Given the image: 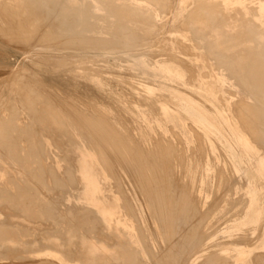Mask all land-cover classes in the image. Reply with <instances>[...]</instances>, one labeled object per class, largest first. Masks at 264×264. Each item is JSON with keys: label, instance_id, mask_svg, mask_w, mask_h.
<instances>
[{"label": "rangeland", "instance_id": "obj_1", "mask_svg": "<svg viewBox=\"0 0 264 264\" xmlns=\"http://www.w3.org/2000/svg\"><path fill=\"white\" fill-rule=\"evenodd\" d=\"M2 1V0H1ZM0 1V2H1ZM4 1V0H3ZM2 1V2H3ZM6 1V4H8L7 6H6V4H4L5 6H6V8H5V6H3V7H0L1 8V10H0V12H2L1 14H3V13H5V15H6V17H5V15L3 16H1V14H0V16L1 17H5L4 19L3 18H0V22H1V24H0V34H1V38H0V103H2V104H0V128L2 127V122L4 121V123L5 124H9L8 125V127L10 128V129H13V128H15L12 132H11V137H13V138H10V137H8V136H6L5 135V132L3 131V130H5V129H3V127H2V132L4 133V139L6 140L7 139V142H9V140L11 139V140H13V141H10L11 143L10 144H13V142L14 143H16V142H18V143H20V144H18L17 145V147L16 146H14V148L16 147V151H18V152H16V153H19V155H20V157H21V159H23L24 160V158H26V159H28V162H30V164L27 162V160L25 159L24 161L22 160V163H24V164H19V162H14V160L12 159V161H10L9 163L10 164H15V165H13V167H11L10 165H8V162H6V161H4L3 162V160H2V156L0 157V162L1 163H3V164H5L6 165V169H7V171L9 172L8 173V175L6 176V177H4V178H2L1 180H0V211L2 212H0V226L1 227H9V226H11V225H13V224H15L16 223V227L14 226H12V227H9V228H12V230H13V228H15L14 230H13V232L12 233H15V231H16V233H17V231L19 232V233H17V235L15 234H12V235H10L9 233H8V231H7V235L4 237V235H3V239H2V243L4 244L5 243V245H7L6 244V242H8V244H9V240L10 239H15L16 240V238H18L19 239V237H20V239H19V241H20V244H19V241H18V239L16 240L17 241V243L19 244L18 245V247L16 246L15 247V244H17L16 243V241H14L13 243H12V245L11 246H13V251H9V252H6L7 253V255H5L6 253H4L3 251H0V264H36V263H39V264H42L43 262H44V260H42L43 259V257H45V259H46V262H48V263H50V264H55V262H53V260H52V258H51V252L49 251V249L48 248H46V246L45 245H47L48 244V242H49V240H52L53 241V237H49V235H52V236H55V235H57V236H55L54 237V241H55V239L57 238V237H59L60 235H61V233H68L69 231H70V229L69 228H71L72 226V228H71V230L72 229H75V228H77L76 230H77V232H79V230H80V234H82V235H85V234H87L88 232H91L90 234H89V236L90 235H92V236H94L95 235V237H93L92 238V236L91 237H89L88 236V234H87V236L89 237V239L88 238H86V237H84L83 238V236L82 235H80L81 237H79V236H77V235H79V233H77V232H75L76 234H75V237L73 238L72 237V239H73V241H75V239L77 238V239H79L80 240V238H82L80 241L82 242L83 241V239L85 240L84 242L86 243V239H87V243H86V245H84L83 243L84 242H80L79 240H76L75 241V243L73 242H69V243H71L72 244V246H70V245H67L66 247H69L70 246V248L71 247H75V248H77V246L76 245H84L82 248H84V249H86V248H88L89 246V244H91V245H93V243L92 242H96L98 239V236H99V241H101L100 242V244L103 246H101L100 244L98 245V249H99V247H100V249L102 250V252L100 251V250H98L97 251V249H96V252H97V254L99 255V258L101 259V261H102V264L103 263H108V264H112L113 263V259L117 256V252L116 251H119V249H118V247L117 246H115L114 244H116V243H114V242H116L115 241V239L116 238H113V235L112 236H110V235H107L108 233H104V230H103V228H102V226H101V224L100 223H98V221L96 222V224H95V221L94 220H92V219H88V221H94V224L96 225H94L93 223H91V222H89V223H86L85 221V223H86V225H84L85 223H79V222H81V221H79L78 222V225L76 224V222H77V220H76V222H73V221H71L70 219H68V220H65V219H63L64 221H62V220H59V219H57V218H55L56 220H58V221H56L55 219H52V217L54 218V214L55 213H57V215H59L60 213H59V210L61 209H63L64 207H65V205L63 204L64 202H63V197H65V195H67L69 198H71L70 197V195H68V194H65V192L66 191H68V190H73L74 189V187L72 188V186L70 185V186H65V185H62L61 187H62V189H61V187L60 186H58L57 184L55 185L54 183H56V180L58 179V181H60V182H63V179H64V182L63 183H65L66 181H67V179H68V176L70 175L68 172L70 171V169H72V165H71V163L69 164V160L67 161V160H65L64 161V159H66L65 157H67L68 158V156H67V153H66V150H64V147H65V149H67L66 148V146L68 147V145L67 144H69V143H73L74 141L76 142V141H78V140H76V139H78V137H77V134H76V132L75 131H78L79 130V125L78 124H76V125H72V128H71V122H70V117H71V120H74V119H79V117L82 115V117H80V119L79 120H81L82 118H84V116H85V122H86V124L87 125H81V128H80V131L81 132H83V133H86V132H88V130H89V132L88 133H90V134H92L93 135V132H91L90 131V129H92V131L95 129V127H94V125L96 126V124L95 123H92L93 121L94 122H96L97 120L96 119H94L93 121H91L90 119L93 117V116H95V118H97L98 117V119H101V120H99V121H97L96 123H98V122H100L99 124H102V122H104L105 121V123H103V125L104 124H107L109 121V123H108V125H110L111 127H109L110 129H107L108 128V126L106 125V127L105 126H103V125H98L97 124V126L100 128V127H103V128H105V129H103V128H98V127H96V130L98 131V133L97 132H95L96 130H94V134L95 133H97V134H95V135H93V137L94 136H98L97 138L96 137H94L95 138V140H97L98 138H99V136H101V134H99V133H103V130H104V132H105V130H108V132L106 133V135L108 134V135H110L111 134V136L113 137V139H115V137L117 138V139H115L114 141H113V139H112V137L110 138V140H108L107 141V138H106V135H105V133H103L102 134V136L103 135H105V136H103L104 137V139H103V137H102V139L105 141L106 140V142H108V144H107V146H106V149H104L105 147H102V146H105V145H102V146H100V150H103V151H101V153H105L106 151H109V152H107V153H105V154H103V156L104 157H106V156H108V159H107V157L105 158V160H108L107 162H106V166H108L110 169H108V170H106V174L109 176V180H110V184H109V187H110V189H111V192L110 193H108V198L109 199H113L114 198V194L116 193V190H118L117 192L118 193H116V195H118V197H119V199H120V202L121 203H123V201H122V199L124 200V203L122 204V207L124 206L125 207V203H126V201H125V196L127 197V198H131L134 202H135V209L134 210H136V213H138L139 214V216H140V218L142 219V221H143V225L145 226V228H146V232H145V234H148V235H144V237H145V240H144V238H143V236H142V238L143 239H141V237H140V235H138L139 237H134V239H135V241H136V243H135V249H137V250H135L134 251V247L132 248L133 249V251L134 252H139V253H137L136 255H135V253L134 252H130V255L132 256L133 255V253H134V256H132V258L133 257H135L134 259H135V262H134V264H137L138 262H140V261H142V264L144 263V264H146V262H147V264H154L155 262L157 263V264H159L161 261H157V260H159L160 258V260H162V261H165V262H161L162 264H199V262L201 263V264H203V263H205L206 261H207V258L208 257H210L209 259H211V257H213L210 261L211 262H206L205 264H207V263H209V264H218V263H222L223 262V264L225 263V259H227L226 261H227V264H264V249H263V242H262V244H261V241H259V239L261 238V236L260 235H264V226H261V228H260V221L261 220H264V210H261V211H257V210H253V213H252V211H250L249 210V203L251 202V200L249 199L250 198V194L253 192V188L252 187H250V185H249V183L247 182V180L245 179V176H244V174H243V172H242V170L240 171V166H239V164L237 163V161H235L234 160V158L232 157V155L230 154L229 155V151L227 150V151H225L226 149H224V147H225V141H224V139L222 140V139H220L219 138V131H218V129L216 128V127H214V126H212V125H210V124H203V123H201V122H192L193 120L192 119H190L191 117L187 114V106H190V107H194V108H196V109H199V110H202L210 119H211V121H213V123H214V125L215 126H217L218 128L220 127V129L222 130V131H225V132H227V133H229V134H234L235 136H236V140H237V142H238V144L239 145H243V146H245V148H246V152L248 153V155L250 154V155H252V157H253V159L254 160H257V158H255V156H257L258 154L259 155H264V146H262L263 147V149L260 147H257L258 145H264V137L262 138L261 136H264L263 134H264V132L262 131V129L264 130V122L262 123V120L261 119H263L264 120V118H259V117H264V115H262V114H260L262 111H263V109H264V107L262 108L261 106L262 105H264V101H263V99H264V97H262V96H264L262 93L260 94L259 92H261L262 90H263V92H264V85L262 84V83H264L263 81H264V72L262 73L261 71H263L264 69V58H262V56H264V13H261V16L260 17H257L256 15H257V13L259 12V11H257V10H259L258 9V3H256L257 1H259V0H254V3H252L251 4V17H246V18H240V17H236V13H234V11H231V9H228L227 8V4L225 3V2H223V0H199V1H197V0H158L160 3H162V4H160L159 2H157L156 0H154V2H153V4H151L152 3V1L153 0H148V1H146V0H116V1H114V0H106L105 2H107V4L105 3V2H101L102 0H98V1H95V0H89L90 2H88L87 3V1L88 0H86V1H84L83 0V2H86V3H83L82 2V4L84 5V4H89V3H94V4H90L89 6H82V7H84L83 9H78V6L79 7H81L80 5H79V3H81V1L82 0H73V2H72V0H54V3H53V0H51V2H49L48 0L47 1H45V0H23L22 2H24V3H21V1L20 0H18V2L16 1V0H14L15 2H16V4L18 3L19 4V1H20V5H18L17 4V6H16V4H15V2L13 1V3L15 4V8L17 9V11H16V9L13 7V5H11V0H9L8 2H7V0H5ZM4 1V2H5ZM29 1H31V4H29L30 2ZM60 1V2H59ZM68 2V3H66L65 4V6H62V5H64V3L65 2ZM74 1L76 2L74 5L73 4H71V3H74ZM80 1V2H79ZM104 1V0H103ZM112 1H113V3H112ZM151 1V2H150ZM162 1V2H161ZM164 1H165V3H167V4H165V5H163V3H164ZM187 1V2H186ZM208 1H210V2H208ZM222 2V4H221V2ZM29 2V3H28ZM38 2H39V4H38ZM56 2V3H55ZM63 2V3H62ZM70 2V3H69ZM79 2V3H78ZM111 2V3H110ZM114 2L115 3H117V2H119L118 4H121V5H118V7L119 6H121V7H119V9H120V11L118 10V7H117V5L116 4H114ZM156 2L158 3V4H156ZM171 2V3H170ZM180 2V3H179ZM198 2V3H197ZM200 2H203V3H200ZM206 2V3H205ZM207 2H208V5H207ZM212 2V3H211ZM216 2H218V3H216ZM48 5H47V4ZM53 3V4H52ZM101 5V7H99V4ZM124 3V6H122V4ZM127 4V6H126V4ZM189 3V4H188ZM204 3H205V5H204ZM211 5H210V4ZM22 4H24V5H22ZM25 4H27V5H25ZM42 4V5H41ZM50 4H52L51 6H52V8H51V6H50ZM56 4H57V6H56ZM58 4H60V5H58ZM69 4H71L70 6H68ZM78 4V5H77ZM81 4V5H82ZM96 4V5H95ZM106 4V6H104ZM108 4H110V5H108ZM112 4H114L115 6H113ZM156 4V5H155ZM197 4H201V5H203V6H201V5H199V6H201V8L200 9H198L199 7H198V5ZM214 4H217V5H214ZM221 4V5H220ZM229 4V3H228ZM0 5L2 6L3 5V3H0ZM11 5V6H10ZM23 6L22 8L23 9H21V7L20 6ZM28 5L30 6V8L28 7ZM40 5V6H39ZM44 5V6H43ZM76 5H77V8H76ZM95 5V6H94ZM174 5V6H173ZM213 5L214 6H216V7H213ZM230 5V4H229ZM39 6V7H38ZM48 7V8H46V7ZM67 6V7H66ZM77 11V9L79 10L77 13L74 11V10H72L73 8ZM92 7L93 8V6H94V8H95V10H97V11H95V10H90L89 11V9H92V8H89V7ZM137 6V7H136ZM145 6V7H144ZM161 6H163V8L162 9H160L161 8ZM165 6V7H164ZM217 6H218V8H217ZM10 7H13V8H10ZM32 7V8H31ZM36 9H35V8ZM43 9H42V8ZM55 7H56V9H55ZM60 7H62V8H60ZM65 7V8H64ZM69 7H71L72 9H69ZM81 7V8H82ZM99 7V9H97ZM110 7H113V8H111V9H114V11L113 10H110ZM130 7H133L135 10H137L136 8H138V12L139 13H142L141 15L137 12L136 13V11H134V9H133V12L132 11H130L131 10V8L129 9ZM158 9H157V8ZM169 7V8H168ZM196 7H197V9H196ZM205 7H210V8H208V10L210 11V9H212V8H214V9H218V11H220V12H218L217 10H214V9H212L211 10V13L210 12H207V11H205V13H207V15L204 13V14H202L203 12H204V10L205 9H207V8H205ZM254 7V8H253ZM5 8V9H4ZM7 8H9V9H7ZM40 8V9H39ZM45 8V9H44ZM49 8H50V10H49ZM54 8V9H53ZM60 8V10H63V11H61V12H64V13H61L60 12V14H59V9ZM68 8V9H67ZM85 8H87V10H84ZM93 8V9H94ZM106 8V9H105ZM165 8V9H164ZM167 8V9H166ZM195 8V9H194ZM202 8H204V10L202 9ZM7 9V10H6ZM10 9H11V11H10ZM28 9V10H27ZM33 9V10H32ZM35 9V10H34ZM38 9V10H37ZM47 9V10H46ZM51 9H52V11H54V10H56V12H52L51 11ZM64 9H66V10H64ZM103 9H105V10H107L108 9V11H105V10H103ZM122 9H125V10H123L122 11ZM127 9H128V11L130 12V14H129V12L127 11ZM147 9H149V10H147ZM160 9V10H159ZM192 9V10H191ZM194 9V10H193ZM4 10H6V12L4 11ZM9 10V11H8ZM13 10L16 12V16H15V12H13ZM22 11V13H21V11ZM68 10H72L71 12L69 11L68 12ZM118 10V11H117ZM163 10V11H162ZM195 10H197V13L195 12ZM203 12H202V11ZM221 10H224L223 12L224 13H222V11ZM29 11V12H28ZM36 13H35V12ZM41 11V12H40ZM49 11V12H48ZM50 11H51V13H50ZM67 12V14H71L72 15V17H70L71 15H68L67 16V14H65L66 12ZM84 11V12H83ZM95 13L96 12V15L94 14V16H95V18H94V16L92 15L93 14V12ZM109 11H112V14H111V12H109ZM140 11H142V12H140ZM146 11H148V12H146ZM154 11H155V13H154ZM157 11V12H156ZM160 11L162 12L161 13V15H160ZM191 11L193 12L194 11V15H198V17L197 18H199V19H196V21L194 22V21H192L193 22V24H194V26H193V24H192V22L191 23H189V24H192V25H188V22H190V20H191V18L193 17L192 15H193V13H192V15L191 14H188L189 12L191 13ZM199 11H201L200 13L203 15V16H205L206 15V17H203V18H205V21L206 22H204V19L202 18V16H201V18L199 17V15H201V14H198L199 13ZM215 11H217V13L215 12ZM254 11V12H253ZM9 12V13H8ZM30 12H32V14L30 13ZM34 12V13H33ZM44 12H47V14L48 15H46V13H45V15H46V17L45 16H42V15H44L43 13ZM75 12V13H74ZM90 12H92V14L90 13ZM97 12L99 13V14H97ZM106 12H108V13H110L109 15H108V13H106ZM119 12H121V16H120V14H119ZM144 12H146L145 13V16L147 15V17H148V15L150 14V17L151 16H154L155 17V20L154 19H152V17L150 18H148L149 20H154V21H156V22H154V21H152V22H154V24L156 25H152V22L151 21H149L146 17H144L143 16V14H144ZM8 13V14H7ZM11 13H13V14H11ZM21 13V14H20ZM25 13H27V14H25ZM30 14V16H29V14ZM115 13H117V14H115ZM127 13H128V16H130L131 14H132V19L131 18H128V16H127ZM213 13H216L215 15L213 14ZM219 13V14H218ZM220 13H221V15H222V17L220 16ZM63 16H67L66 18V22H65V18L64 17H62V15ZM73 14L74 15H76V17H78V15L80 14H84V16H83V18H85L84 20H82V19H78V18H76L75 16L73 17ZM88 14H90V15H88ZM104 14V16H102V15ZM106 14V15H105ZM119 14V15H118ZM126 14V15H125ZM136 14V15H135ZM186 14V15H185ZM210 14V15H209ZM212 14V15H211ZM218 14V15H217ZM224 14V15H223ZM233 14H234V16H233ZM14 15V16H13ZM33 15V17H31ZM41 15V17H44V18H41V17H39ZM59 15H61L60 17H62V18H60L59 17ZM79 15V17L80 18H82L81 16ZM87 15L89 16V17H87ZM97 15H99V16H97ZM113 16V19L110 17V16ZM118 15V16H117ZM191 15V16H190ZM209 15V16H208ZM214 15V16H213ZM19 16V17H18ZM50 18H49V17ZM52 16V17H51ZM86 16V17H85ZM90 16H93V17H90ZM106 16H108V17H106ZM116 16V17H115ZM120 16V17H119ZM126 16V17H125ZM135 16V17H134ZM139 16H142V19H139L138 17ZM178 16V17H177ZM190 16V17H189ZM209 18H208V17ZM211 16H213L212 18H214V20L213 19H211ZM221 17V18H218V17ZM9 17V18H8ZM48 17V18H47ZM98 17V18H97ZM101 17H103L102 19H104V20H99V19H101ZM110 17V18H109ZM122 17H123V19H122ZM146 19V20H148V22L144 19V18ZM153 17V18H154ZM177 17V18H176ZM190 19H189V18ZM7 18V19H6ZM37 18H40V20H38ZM47 18V20L46 21H44L45 19ZM54 18H55V22H54ZM74 18H76V19H74ZM90 18V19H89ZM109 18V19H108ZM115 18V19H114ZM135 18V19H134ZM141 18V17H140ZM196 18V17H195ZM194 17H193V20L195 19ZM206 18H207V20H206ZM216 18H218L216 21H221V19H224V20H222V22H223V24L224 25H222V22H221V25H219L218 24V22H216V25H218L219 26V28L221 27V30H226V31H221L220 29H218V26L216 27L215 26V24H212V23H214V21H215V19ZM234 18V19H233ZM2 19V20H1ZM13 19V21H11ZM31 19H33V20H31ZM42 19H44V20H42ZM52 21H51V20ZM60 19V20H59ZM70 19V20H69ZM77 19L79 20V21H81V22H79L78 21V23L76 22L77 21ZM89 19V20H88ZM96 19V20H95ZM97 19H98V21H97ZM111 19V20H110ZM144 20L143 22L145 23V21L147 22V23H143L142 21V24H141V22L139 21V20ZM187 19H189V21H187L186 22V20ZM209 19H211L212 20V22H211V20H209ZM6 21L5 23H3L4 21ZM14 20H16L15 22H14ZM25 20V21H24ZM42 20V21H41ZM67 20H69V21H67ZM74 20V22H72V21ZM107 22H106V21ZM109 20V21H108ZM113 20H114V22H113ZM118 20V21H117ZM127 20V23H130V26H129V24L127 25V23L125 22ZM131 22H130V21ZM135 20H137V21H135ZM198 20H200V22H202L203 21V25L201 26L200 25V22L198 21ZM244 20V21H243ZM30 21V22H29ZM33 21V22H32ZM61 21V22H60ZM91 21V22H90ZM95 21H96V23H95ZM105 21V22H104ZM110 21L112 22V23H110ZM121 21H122V23H121ZM158 21V22H157ZM208 21V22H207ZM8 22V23H7ZM14 22V23H13ZM20 22V23H19ZM26 22V23H25ZM32 22V23H31ZM36 22H37V24H36ZM40 22V23H39ZM43 22V23H42ZM52 22V23H51ZM57 22V23H56ZM71 22V23H70ZM83 22V23H82ZM183 22V23H182ZM187 23V25L186 26H184V24L185 23ZM211 22V24H208V23H210ZM225 22V23H224ZM10 23H13V25L11 26V24ZM19 24L20 26H21V29H20V26H18L17 27V24ZM25 23V24H24ZM31 23V24H30ZM35 23V24H34ZM41 23L43 24V25H41ZM64 23H65V25H64ZM68 25H67V24ZM70 23V24H69ZM101 23V24H100ZM108 23H109V25H108ZM113 23H114V25H113ZM116 23V24H115ZM119 23V25H121V26H117V24ZM121 23V24H120ZM125 23V24H124ZM133 23V24H132ZM151 23V24H150ZM180 23V24H179ZM199 25H198V24ZM220 23V22H219ZM242 23H244V24H242ZM3 24V26H4V28H2L1 27V25ZM7 24H10V27L7 25ZM14 24H16V26H14ZM28 24V25H27ZM48 25V26H46V25ZM61 24V25H60ZM72 24H74V25H72ZM84 24H85V26H84ZM90 24V25H89ZM112 24V27L110 26ZM127 25L129 28H130V30L127 28V26H126V28H123L122 27V25ZM132 24V25H131ZM135 24V25H134ZM136 24H138V25H136ZM145 26H147L146 24H148V27H145ZM183 24V25H182ZM197 24V25H196ZM202 24V23H201ZM207 26H206V25ZM23 25V26H22ZM28 27H27V26ZM42 27V29L44 30V34H43V30H41L39 27L40 26ZM61 27H60V26ZM76 25V26H75ZM83 25V26H82ZM98 25V26H97ZM101 25V26H100ZM103 25V26H102ZM107 25V26H106ZM123 25V26H124ZM134 25V26H133ZM158 25V26H157ZM181 25V26H180ZM211 25H212V28H211ZM258 25V26H257ZM14 26V27H13ZM26 27L25 28V30H24V28L23 27ZM31 26V27H30ZM37 28H36V27ZM46 26V27H45ZM68 26H70V28L68 27ZM105 26V27H104ZM138 26H143V27H141V28H144L143 30L139 27V29H138ZM154 27L155 28V30H154V28L152 29V27ZM190 26V27H189ZM193 26V27H192ZM196 26H198L199 27V30L201 29L200 28V26L202 27V29H203V26H204V28H205V30L203 31L202 29V31L204 32V33H206V37L202 34L203 32L200 30V32L199 31H197L198 30V27L196 28ZM7 27H9V28H7ZM11 27H13V30H10V28ZM17 27V29L19 30H14V28H16ZM49 27V28H48ZM71 27H73V29L71 28ZM99 27V28H98ZM119 27V28H123L124 30H122V29H117V28ZM135 27V28H134ZM187 27V28H186ZM189 27V28H188ZM207 27H208V29H207ZM213 27L215 28L216 27V29L215 30H217V31H214V29H213ZM247 27V28H246ZM251 27H252V31H251ZM28 28V30H26ZM31 28V29H30ZM35 28L37 29V31L39 32V34L36 32V30H35ZM41 30V32H40V30ZM60 29L59 30V33L62 31V30H64V31H66V29L67 30H69V32L68 31H66V32H64V31H62L61 33H62V35H60V34H58V29ZM62 28V29H61ZM69 28V29H68ZM83 28V29H82ZM90 28V29H89ZM103 28V29H102ZM117 29V30H119V31H117V30H115V29ZM133 28V29H132ZM147 28V29H146ZM151 28V29H150ZM183 28V29H182ZM185 28V29H184ZM192 28H195V29H193L192 30ZM211 28V29H210ZM1 29L3 30H5V34H4V30L1 32ZM8 29V31L6 32V30ZM23 29V30H22ZM32 31L33 29L35 30H33L32 32H33V34H36V35H31V31ZM46 29V30H45ZM81 29V30H80ZM93 29V30H92ZM97 29V30H96ZM99 29V30H98ZM100 29H102L101 31H100ZM110 29H112V31H110ZM126 29V30H125ZM135 29H137L139 32H140V34H135V33H139L137 30H135ZM149 29V30H148ZM187 29V30H186ZM249 31H248V30ZM11 32H10V31ZM22 30V31H21ZM51 32V31H53V32H55V33H57V35H56V37L51 33V36H52V38H53V40H55V41H53L51 38H49L48 36H49V31ZM76 30H80V32H78V31H76ZM84 30V31H83ZM91 32H90V31ZM127 30H128V32H127ZM142 30V31H141ZM151 30H154L153 32L155 33V35H153L154 33L151 31ZM157 30V31H156ZM185 30V31H184ZM220 30V31H219ZM254 30V31H253ZM25 31V32H24ZM28 31H29V33H28ZM46 31V32H45ZM74 31H76L75 32V35H74ZM110 31V32H109ZM120 31H124L123 33H125L126 34V36H125V34H123V33H120V34H122V35H120L121 36V38H119V33L118 32H120ZM130 31V32H129ZM133 31L135 32V33H133ZM137 31V32H136ZM143 31H145V32H143ZM193 31L195 32V33H193ZM199 32V35L200 36H198V34H197V32ZM206 31H208V32H206ZM246 31H248V32H246ZM255 31H256V33H255ZM260 31V33H258ZM11 33V36L8 34L7 35V33ZM13 32L15 33V37H14V34H13ZM19 32H24L23 33V35H25L26 34V32H27V34L29 35H25V37L26 38H32V41H30L29 43L27 42H23V40L21 41L20 39H22V38H24L23 37V35H21L22 36V38H21V36H20V33ZM31 32V33H30ZM68 32V33H67ZM73 32V33H72ZM87 32H90V33H93V35L92 36H95L96 38H100V39H103L104 38V40H97L95 37H92L91 35H89ZM149 32H152L151 34L149 33ZM183 32V33H182ZM202 32V33H201ZM209 32H211V33H209ZM212 32H213V34H212ZM216 32V33H215ZM219 32H221V33H219ZM226 32V34L229 32V36L230 35H232V37H233V33H235L236 34V36L237 37H239V35H241V38L239 37V38H237V37H235V35H234V38H237V39H239V42H238V40L237 39H231L229 36H227L226 34V36L227 37H229V38H225L224 36H217L216 34H220V35H224V33ZM238 32L239 33H241V34H238ZM45 33H47V35L45 34ZM49 33V34H48ZM54 33V34H55ZM64 33H67V34H64ZM76 33H79L80 35L82 34H85V35H81L82 37H83V39L80 37V35L78 34V35H76ZM94 33L96 34V35H94ZM98 33H99V36H98ZM117 34L118 35V37L116 36V35H113V34ZM158 33V34H157ZM214 33H215V38H214ZM19 34V35H18ZM22 34V33H21ZM37 34H38V36H41L40 34H43V35H46V36H42V37H46V39L45 38H43L44 40H42L41 38L42 37H38L37 36ZM68 34H70V35H68ZM72 34H73V37H72ZM87 34V35H86ZM130 34V35H129ZM133 34V35H132ZM150 34V35H149ZM201 34H202V36H201ZM252 34H254L255 36H257V37H255L254 35L252 36ZM258 34V35H257ZM3 35V36H2ZM58 35H60V37L58 36ZM64 35H66V36H70V42L69 43H67L66 44V42H65V40L61 37V36H64ZM111 35V36H110ZM113 35V36H112ZM124 35V36H123ZM137 35H138V37H137ZM182 35V36H181ZM195 36L196 35V37H193L192 38V36ZM213 35V36H212ZM245 36L244 38H247V39H244V40H242L243 38V36ZM18 36V37H17ZM35 36H37V37H35ZM78 36V37H77ZM87 36V37H86ZM90 37V39H91V37L94 39L95 38V40L96 41H99L98 43L94 40V41H92V40H90L89 39V37ZM104 36V37H103ZM151 36V37H150ZM249 36H252L251 38H249ZM259 36V37H258ZM13 37V41H15L16 42V40H17V43H15V42H13V41H9L10 39L9 38H12ZM17 37V38H16ZM33 37H35V39H33ZM108 37V38H107ZM111 37V43H110V41H109V38ZM113 37H117L116 39H118L119 38V42L117 41H113V40H115ZM150 37V38H149ZM203 37V38H202ZM205 37V38H204ZM222 37L225 39V41H226V43H228L227 45H225L226 43H224L225 41H224V39H222ZM3 38H4V40H3ZM6 38V39H5ZM14 38H16V40H14ZM55 38V39H54ZM59 38V39H58ZM79 38V39H78ZM86 38H88V39H86ZM106 38V39H105ZM122 38H124V39H122ZM126 38H128V39H126ZM138 38V39H137ZM219 38H220V41H219ZM254 38L256 39V38H259V39H256V40H254ZM37 39V40H36ZM41 39V40H40ZM82 39V40H81ZM136 39V40H135ZM189 39V40H188ZM191 39H193V41L191 40ZM216 39V40H215ZM9 42H8V41ZM19 40V41H18ZM51 41V42H47V41ZM79 40H80V42H79ZM84 40V41H83ZM122 40V41H121ZM125 40V41H124ZM130 40V41H129ZM185 40V41H184ZM215 41V43H214V41ZM218 40V41H217ZM231 40V41H230ZM232 40H234V41H232ZM235 40H237V42L236 43H238V44H236L237 45V47L240 45V43L242 44V42L241 41H244L245 43H246V45H245V43L243 42V44L242 45H240V47H236V45L234 44V43H232V42H235ZM241 40V41H240ZM53 41V42H52ZM87 41H88V44H87ZM90 41V42H89ZM102 41V42H101ZM130 43H129V42ZM197 42V43H195V42ZM211 41H213V42H211ZM223 42L224 44L222 45V43H219V42ZM228 41V42H227ZM8 42V43H7ZM13 42V43H12ZM20 42V43H19ZM21 42H23V43H21ZM44 45V46H46V47H48L47 46V43H49L48 45H49V47L48 48H46V47H44L41 43ZM45 42H47V43H45ZM72 42H73V44H72ZM76 42V43H75ZM128 42V43H127ZM216 42H218L217 43V46L220 48V47H222V49H223V47H225L224 48V50L222 51L221 50V54L225 51V52H228L229 50H231V52L233 53V55H234V57L232 56V53H231V55L229 54L230 52H228V53H226V57H227V54L231 57V59H232V57L234 58V59H232L233 61H235L234 63L235 64H231V59H230V61H229V56H228V60L226 59V57H225V53H223L222 55L220 54V51H219V49L217 48V47H215L214 46V44H216ZM229 42H231V43H229ZM39 43H40V45H42V46H40L41 48H39ZM71 43V44H70ZM74 43H75V45H74ZM84 43V44H83ZM103 43V44H102ZM107 43H109V44H107ZM144 43H146V44H144ZM174 43V44H173ZM212 43V45L213 46H211L210 44ZM214 43V44H213ZM257 43V44H256ZM14 44V45H13ZM19 44H20V46H19ZM23 44V45H22ZM31 44V45H30ZM62 44V45H61ZM77 44H79V45H77ZM86 44V45H85ZM93 44V45H92ZM98 44V45H97ZM115 44V45H114ZM119 44H121V47H120V45ZM127 44V45H126ZM173 44V45H172ZM200 44V45H199ZM219 44V45H218ZM229 44H231V46H233V47H231V46H228ZM254 44V45H253ZM28 45V46H27ZM38 45V46H37ZM56 45V46H55ZM58 45V46H57ZM109 46V48H107L108 46ZM139 46V48H138V46ZM144 45V46H143ZM172 45V46H171ZM175 45V46H174ZM245 45V46H244ZM29 46H30V48H29ZM53 46V47H52ZM82 47V49L80 48V47ZM86 46V47H85ZM114 46V47H113ZM137 46V47H136ZM143 46V47H142ZM150 46V47H149ZM171 46V47H170ZM200 46V47H199ZM227 46V47H226ZM242 46H244V47H242ZM249 47L248 49H247V47ZM17 47V48H16ZM58 47V48H57ZM111 47V48H110ZM128 49H127V48ZM129 47H131V48H129ZM199 47V48H198ZM213 47H214V49L216 50H214L213 51ZM235 47V48H234ZM246 47V48H245ZM44 48V49H43ZM61 48H63L62 50H60ZM65 48H67V49H65ZM89 48V49H88ZM92 48V49H91ZM93 48H94V50H93ZM101 48V49H100ZM103 48V49H102ZM106 48V49H105ZM116 48V49H115ZM118 48V49H117ZM122 48V49H121ZM171 48V49H170ZM197 48V49H196ZM212 48V49H211ZM227 48H231V49H227ZM238 50H237V49ZM37 49V50H36ZM47 49H49V50H47ZM78 49V50H77ZM79 49H81V50H79ZM87 49V50H86ZM113 49V50H112ZM114 49H115V51H114ZM120 49V50H119ZM208 49L210 50H212L215 54H216V52H217V54H219L220 55V57H219V55L217 56L216 55V57H218V58H216L215 57V54L214 53H212L213 55H210L211 54V52H208ZM221 49V48H220ZM228 50V51H226V50ZM245 49H247V50H245ZM170 50V51H169ZM173 50L175 51V52H173ZM232 50H236V51H232ZM110 51V52H109ZM199 53H198V52ZM251 51V52H250ZM62 52V53H61ZM173 52V53H172ZM197 52V53H196ZM206 52H208L207 54H206ZM247 52H249V54L247 53ZM254 52H255V55H253V56H251L252 54H254ZM257 52H260L261 53V58H262V60H258V58H259V56L260 55H258V54H260V53H258L257 55H256V53ZM170 54V57H171V59H170V57L168 56L169 54ZM197 54V55H195V54ZM138 54V55H137ZM175 55V56H171V55ZM204 54V55H203ZM251 54V55H250ZM178 55V56H177ZM211 57H210V56ZM240 55H241V57H243V56H248V58L249 59H247L248 61H251L252 59V61L251 62H253V63H249V62H247L248 64H250V66H248V64L246 63H242L243 62V60L245 59V57H243L242 59H241V57H240ZM243 55V56H242ZM251 57H250V56ZM130 56V57H129ZM180 56V57H179ZM225 58H224V57ZM237 56H238V59H236L237 58ZM255 56V58H256V56L258 57V58H256V60L253 58ZM45 57V58H44ZM61 57V58H60ZM144 57V58H143ZM179 57V58H178ZM222 57V58H221ZM236 57V58H235ZM239 57H240V59H239ZM47 58V59H46ZM142 58H143V60H142ZM169 58V59H168ZM174 58H177L175 61L177 62V63H179V64H176V62L174 61ZM181 58V59H180ZM199 58V59H198ZM210 58V59H209ZM216 58V59H215ZM252 58V59H251ZM52 59V60H51ZM58 59V60H57ZM62 59H64V60H62ZM151 59V60H150ZM163 59L166 61H163ZM245 59V60H246ZM251 59V60H250ZM55 60V61H54ZM61 60V61H60ZM142 60V61H141ZM149 60V61H148ZM172 60V61H171ZM178 60H180L181 62H179ZM183 60V61H182ZM223 61V63H221L222 61ZM224 60H227V62H225V63H227L226 65H228V66H226L225 65V63H224ZM238 60H240V62L238 61ZM246 60V61H247ZM258 60V61H257ZM49 61V62H48ZM63 61H64V63H63ZM153 61H155V62H153ZM169 61V62H168ZM220 61V62H219ZM242 61V62H241ZM256 61H257V63H256ZM260 61H262V62H260ZM57 62V63H56ZM60 62V63H59ZM157 62V63H156ZM162 62H164V63H162ZM168 62V63H167ZM171 62V63H170ZM218 62V63H217ZM256 64H255V63ZM260 62V63H259ZM62 63V64H61ZM160 63V64H159ZM166 63V64H165ZM170 63V64H169ZM185 65H184V64ZM222 64V66L220 65H218L217 66V64ZM233 63V62H232ZM239 63L241 64V66L239 65ZM143 64V65H142ZM157 64H159L158 66H157ZM212 64V65H211ZM223 64H224V67H223ZM242 64H244V66L246 65V67H249V68H246V69H248V71H247V73L248 74H246V71H245V68H244V66H242ZM68 65V66H67ZM148 65H150V67L148 66ZM171 67H170V66ZM236 65V68L234 67ZM254 65V66H253ZM259 66V67H256V66ZM261 65V66H260ZM263 65V66H262ZM67 66V67H66ZM169 66V67H168ZM174 66V67H173ZM214 68H213V67ZM217 66V67H216ZM226 66V67H225ZM231 66V68H228V67H230ZM234 67V69H237L238 67H241V68H238V69H240V70H238V71H241V73L243 72V71H245V72H243L242 74H239L238 76H237V74L239 73H237L236 74V72H237V70H234V69H232L233 67ZM255 67L256 68V70L257 69H259L258 71L260 72V73H258V71H256L255 72V68L253 69V67ZM135 67V68H134ZM161 67V68H160ZM176 67V68H175ZM182 67V68H181ZM191 67V68H190ZM262 67V68H261ZM149 68V69H148ZM173 68V70H171ZM195 70H194V69ZM212 68L213 69H215V70H212ZM217 68V69H216ZM244 68V70L242 71L241 69H243ZM253 69V70H251V69ZM162 69V70H161ZM186 69V70H185ZM190 71H189V70ZM197 69V70H196ZM250 69V70H249ZM261 69H263V70H261ZM24 70H26V71H24ZM144 70H147V71H144ZM155 70V71H154ZM164 70H165V72H164ZM179 70V71H178ZM183 70V71H182ZM188 70V71H187ZM192 70H194V71H192ZM233 70H234V72H235V74H233L234 72H233ZM84 71H86L85 73H84ZM141 71V72H140ZM176 71V72H175ZM186 71V72H185ZM192 71V72H191ZM27 72H29V73H27ZM151 72V73H150ZM174 72H175V74L176 75H174ZM180 72V73H179ZM199 72V73H198ZM202 72H204V73H202ZM232 72V74H230ZM250 72H254L255 73V75H257L258 74V77L261 79V80H259V81H262V83H260L259 84V82H258V77H256L255 75H252L253 73H251L250 74ZM32 73V74H31ZM96 73V74H95ZM184 73V74H183ZM188 73V74H187ZM196 73H197V75H196ZM245 73V74H244ZM257 73V74H256ZM262 73V74H261ZM30 74V75H29ZM94 74V75H93ZM172 76H171V75ZM188 76H187V75ZM199 74V75H198ZM205 74V75H204ZM208 74H210V75H208ZM249 74L251 75V76H249ZM260 74H261V76L263 77V80H262V78H261V76H260ZM33 75V76H32ZM170 75V76H169ZM181 75V76H180ZM183 75V76H182ZM234 76V77H232V76ZM242 77H241V76ZM244 75L246 76L245 78L246 79H248V80H246V83L245 84H247V82H249L250 80V82H252V80L254 79V78H251V77H253V76H255V81L253 80V84L251 83V86H253L254 87V85H255V83L258 85V87H254V88H260V90L261 91H259L258 92V89H255V91L256 92H258V96H260V98L257 96V93L255 92V91H253L251 88V86L249 85L250 84V82L247 84V86L249 85L250 87H248L247 88V86H245L244 85V83L243 82H240V80H242V81H244L243 79H244ZM25 76V77H24ZM27 76V77H26ZM177 76V77H176ZM198 76V77H197ZM208 76V77H207ZM215 76V77H214ZM247 76H249L248 78H247ZM24 77V78H23ZM34 77V78H33ZM88 77H90V78H88ZM187 77H188V79H187ZM242 79H241V78ZM30 78H32V79H30ZM98 78V79H97ZM191 78H193V79H191ZM196 78V79H195ZM205 78V79H204ZM208 78V79H207ZM30 79V80H29ZM91 79H93V80H91ZM170 79V80H169ZM200 79V80H199ZM202 79V80H201ZM11 80H13V81H11ZM22 80V81H21ZM28 80V81H27ZM97 80V81H96ZM177 80V81H176ZM187 80V83H189V84H187L185 81ZM127 81V82H126ZM158 81H160V82H158ZM162 81V82H161ZM183 84H181L180 82ZM205 81V82H204ZM257 81V82H256ZM17 84H16V83ZM20 82V83H19ZM41 82V83H40ZM98 82V83H97ZM122 82H125V83H122ZM131 84H130V83ZM208 82V83H207ZM222 82V83H221ZM8 83V84H7ZM22 83H23V85H22ZM39 83V84H38ZM150 83V84H149ZM152 83V84H151ZM181 85H180V84ZM216 84V85H213V84ZM15 84V85H14ZM40 84H41V87H40ZM187 84V85H186ZM205 84V85H204ZM208 84V85H207ZM221 84H223V85H221ZM228 84H231V85H228ZM263 86H262V85ZM26 85V86H25ZM30 85V86H29ZM131 85H134V86H131ZM173 85V86H172ZM218 85V86H217ZM221 85V86H220ZM224 85L227 87H224ZM256 85V86H257ZM20 86H21V88H20ZM28 86V87H27ZM136 86H137V88L139 89H136ZM220 86V87H219ZM224 87V89H223V87ZM229 86V87H228ZM262 86V87H261ZM14 87H17V88H14ZM25 87V88H24ZM40 87V88H39ZM202 87V88H201ZM9 88V89H8ZM133 88V89H132ZM175 88V89H174ZM180 89L179 91H181V92H179L178 91V89ZM201 88V89H200ZM215 88V89H214ZM229 88V89H228ZM230 88H232L231 90H230ZM249 88H250V90L253 92V93H255L254 94V97H252V95H253V93L249 90ZM11 89H13V90H11ZM19 90V91H17V90ZM21 89H22V91H21ZM29 89V90H28ZM36 89H38V90H36ZM43 89H45V91L43 90ZM161 89L164 91H161ZM177 89V90H176ZM205 89H207V90H205ZM226 89V90H225ZM31 90H33V91H31ZM47 90L48 91H50L51 90V92L52 91H54V93H51V95H53V96H51L50 94H46V93H49V92H47ZM205 90V91H204ZM210 90V91H209ZM229 90V91H228ZM234 90H235V92H234ZM24 91V92H23ZM41 91H42V93H41ZM149 91V92H148ZM165 91L167 92L166 94H165ZM194 91V92H193ZM202 91V92H201ZM218 91V92H217ZM224 91V92H223ZM228 91V92H227ZM231 91V92H230ZM251 92V94H250V92ZM6 92V93H5ZM8 92V93H7ZM19 92V93H18ZM32 92V93H31ZM35 92V93H34ZM136 92V93H135ZM144 92V93H143ZM146 92V93H145ZM163 92V93H162ZM172 92H173V94H172ZM190 92V93H189ZM191 92H192V94H193V96H192V94H191ZM195 92H198V93H195ZM207 94H206V93ZM230 92V93H229ZM234 92V93H233ZM16 93H17V95H16ZM32 95H31V94ZM177 93V94H176ZM185 93H187V94H185ZM216 93V94H215ZM220 93V94H219ZM6 94V95H5ZM11 94H13V95H11ZM24 94H25V96H24ZM36 94V95H35ZM41 94L43 95V97L41 96ZM141 94V95H140ZM164 96H163V95ZM202 94V95H201ZM219 94V95H218ZM222 94V95H221ZM227 94V95H226ZM230 94V95H229ZM9 97H8V96ZM50 95V96H49ZM156 95H157V98H156ZM162 95V96H161ZM177 95V96H176ZM183 95V96H182ZM184 95H185V98H184ZM198 95H200V96H198ZM216 97H215V96ZM224 95V96H223ZM262 95V96H261ZM5 96V97H4ZM28 96V97H27ZM34 96V97H33ZM41 96V97H40ZM45 96V97H44ZM47 96H48V98H47ZM172 96H174V97H172ZM180 96H182L181 98H180ZM206 96V97H205ZM208 96V97H207ZM221 98H220V97ZM230 96V97H229ZM256 96H257V99H260V100H257L256 99ZM27 97V98H26ZM29 97H31V98H34V100H38V99H36V97L37 98H40L39 100H41L42 102L44 101L45 103H36L35 104V107H37L36 108V110H38V109H40L41 111H39L40 113H38L37 111L35 112V113H37V114H34V111H33V107L29 104V102H30V100L29 99H31V98H29ZM158 97H159V99H158ZM187 97V98H186ZM194 97V98H193ZM197 97V98H196ZM223 97H224V99H223ZM240 97L242 98V99H240ZM262 97V98H261ZM24 98H26L28 101H27V103H25V100H24ZM29 98V99H28ZM58 98V99H57ZM173 98V99H172ZM183 98V99H182ZM244 98V99H243ZM5 99V100H4ZM20 99V100H19ZM56 99V100H55ZM169 99V100H168ZM196 99H198V100H196ZM201 99V100H200ZM237 99L239 100H243L242 102L239 100V102H241V103H239V102H237ZM261 99H262V103H261ZM4 102H3V101ZM38 100V101H39ZM46 100H48V101H46ZM57 100H58V102H57ZM175 100V101H174ZM203 100V101H202ZM204 100H205V102H204ZM209 100H210V102H209ZM216 100V101H215ZM236 100V101H235ZM6 101V102H5ZM15 103H14V102ZM20 101V102H19ZM54 101L56 102V103H54ZM65 101H66V104H64L65 103ZM170 101V102H169ZM213 101V102H212ZM223 101V102H222ZM234 101V102H233ZM244 101L245 102H247V103H245L244 104ZM257 101H260V102H257ZM22 102V103H21ZM37 102V101H36ZM49 102V103H48ZM202 102H204V103H202ZM222 102V103H221ZM225 102V103H224ZM230 102V104H226V103H229ZM237 103V105H236V103ZM10 103V104H9ZM47 103V104H46ZM58 103V104H57ZM132 103V104H131ZM137 103V104H136ZM167 103V104H166ZM170 103H171V105H170ZM175 103V104H174ZM208 103L209 104V106H208V104L206 105V104ZM215 103V104H214ZM240 104V106L241 107H243L244 109L246 108H249L248 109V111L247 110H245V112H241L242 110L244 111V109L243 108H241L240 107V111H236V110H238L239 109V104ZM261 103V104H260ZM9 104V105H8ZM14 104V105H13ZM52 104V105H51ZM61 104V105H60ZM72 106H71V105ZM139 104V105H138ZM179 104V105H178ZM234 104H235V106H234ZM244 104V106H242ZM251 104V107H248L249 105ZM252 104H253V106H252ZM1 105H3V106H1ZM16 105V106H15ZM27 105V106H26ZM37 105V106H36ZM41 105V106H40ZM48 105H49V107H48ZM53 105L54 106H56V108H57V110L58 111H60L61 109H63V111H60V113H58L57 112V110L55 109V107H53ZM57 105H59V106H57ZM66 105V106H65ZM67 105H68V107H67ZM74 105H77V106H74ZM220 105V106H219ZM233 105V106H232ZM245 105H248V106H246L245 107ZM255 105V106H254ZM6 106V107H5ZM22 106V107H21ZM44 106V107H43ZM72 107V109H71V107ZM143 106V107H142ZM172 106V107H171ZM180 108H178V107ZM261 107L260 109L262 110V111H260V110H258L259 112V114L260 115H258V113L256 112L257 111V109L259 108V107ZM24 107V108H23ZM29 107H31V108H29ZM44 109H43V108ZM47 107L49 108V109H51V108H54V109H51V111H55L56 110V112L54 113V111L53 112H51V111H49V109H47ZM61 107V108H60ZM129 107V108H128ZM133 107V108H132ZM167 107V108H166ZM235 109H233V108ZM238 107V108H237ZM253 107V108H252ZM255 107L257 108L256 110H255ZM7 108V109H6ZM11 108V109H10ZM46 108V109H45ZM68 108V109H67ZM77 108V109H76ZM206 108H208V109H206ZM253 109V111H255V113H254V115H256V117L259 119H256V117L252 114L253 113V111L252 112H250L251 111V109ZM70 109V110H69ZM82 109V110H81ZM138 109V110H137ZM165 109V110H164ZM174 109V110H173ZM212 109V110H211ZM221 109H222V111H221ZM18 110V111H17ZM21 110V111H20ZM31 110V111H30ZM48 111V112H46V111ZM71 110H73V111H71ZM140 110V111H139ZM157 110V111H156ZM186 110V111H185ZM210 110V112L211 113H209L208 111ZM225 110V111H224ZM231 110H232V113H231ZM234 110V111H233ZM250 110V111H249ZM64 111H66V113L68 114V115H70V117L68 116V115H66L65 113H64ZM67 111H69V112H67ZM74 111H76V112H74ZM84 111V112H83ZM164 111V112H163ZM166 111V112H165ZM169 111H171L170 113H169ZM179 111V112H178ZM183 111V112H182ZM11 112V113H10ZM18 113V114H15V113ZM27 112V113H26ZM50 112V114L48 115L47 113H49ZM169 114H168V113ZM174 112V113H173ZM181 112V113H180ZM214 112V113H213ZM238 112H239V114H241V116H239V114H238ZM248 112H250L247 116H249V117H251V118H253V119H255L256 120V124L258 125V124H260V123H262L260 126H262V128L261 127H258L255 123H253V122H255V120H252V121H249L248 122V124H250V122H252L253 123V125H252V123H251V126L250 125H248L247 123H244V122H246V120L248 121V119H249V117H243L244 119L242 120V116H243V114H244V116H245V114H247ZM44 113H46V115L44 114ZM54 113V116L52 115ZM62 113L63 114H65V115H63L64 116V118H62L61 116H62ZM141 113V114H140ZM216 113V114H215ZM229 115H227V114ZM263 114H264V112H262ZM42 114V115H41ZM61 116H60V115ZM80 114V115H79ZM97 115V117H96V115ZM219 114V115H218ZM250 114H252L251 116H250ZM9 115H11V116H13V117H11V116H9ZM15 115V116H14ZM36 115V116H35ZM44 115V116H43ZM56 115V116H55ZM58 115V116H57ZM75 115H76V117H75ZM88 117H87V116ZM103 117H102V116ZM181 115H183V116H181ZM187 115V116H186ZM239 117H238V116ZM39 118H38V117ZM44 117V119L47 121H50V119H52L51 117H53V119L52 120H54L55 121V119H56V117L58 118V119H60V120H58L57 119V121H61L62 119H63V121H61V123L59 124L58 122L56 123V122H54L53 121V123L54 124H52V123H49V124H51V125H49L42 117ZM50 116V119L48 118ZM92 116V117H91ZM143 116V117H142ZM163 116V117H162ZM220 116V117H219ZM10 117V118H9ZM18 117V118H17ZM33 117V118H32ZM61 117V118H60ZM67 117H68V119H67ZM75 117V118H74ZM100 117V118H99ZM102 117V118H101ZM174 117V118H173ZM187 119H186V118ZM189 117V118H188ZM238 117V118H237ZM240 117H241V120H240ZM6 118V119H5ZM9 118V119H8ZM34 118H36L35 119V121H34ZM41 118V119H40ZM47 118V119H46ZM55 118V119H54ZM89 118V119H88ZM105 118H107V119H105ZM156 118V119H155ZM183 118H184V120H183ZM221 118V119H220ZM1 119H3V120H1ZM11 119V120H10ZM27 119V120H26ZM88 121H91V122H87V120ZM93 119V118H92ZM110 119V120H109ZM231 119V120H230ZM240 121H239V120ZM8 120V121H7ZM38 120V121H37ZM44 120V121H43ZM51 120V121H52ZM67 120V121H66ZM84 120H83V122H82V120L80 121V124L81 123H84L85 124V122H84ZM103 120V121H102ZM107 120V121H106ZM192 120V121H191ZM221 120H223V121H221ZM16 121L18 122V123H16ZM31 121H33V125H32V122ZM157 121V122H156ZM243 121V122H242ZM260 121V122H259ZM7 122V123H6ZM41 122V123H40ZM44 122L46 123V125L44 124ZM62 122H63V125H62ZM161 124V126H160V124ZM183 122V123H182ZM234 124V126H233V124ZM235 122V123H234ZM39 123V124H38ZM65 123H67V124H65ZM93 124V127H92V125L90 126L89 124ZM198 123L200 124V125H198ZM15 126H14V125ZM16 124H17V126H16ZM19 124H20V126H19ZM45 126H44V125ZM64 124H65V126H64ZM175 124V125H174ZM177 124V125H176ZM243 124H245V125H243ZM22 125V126H21ZM54 125H57V126H54ZM60 125H61V128L62 127H64L63 128V130L60 128ZM115 125V126H114ZM157 125V126H156ZM163 125V126H162ZM170 125V126H169ZM172 125V126H171ZM188 125L191 127V128H189L188 127ZM198 125V126H197ZM202 125V126H201ZM208 125V126H207ZM239 125V126H238ZM247 125V126H246ZM254 125H256V130H259V129H257V128H260L261 129V135H260V131H259V133H256L257 131L255 130V128L253 127ZM44 126V127H43ZM46 126H49L50 128H46ZM54 126V128H52ZM68 127V129L69 130H67V129H65V128H67ZM74 126H76L75 127V129H73L74 128ZM78 126V127H77ZM85 126V127H84ZM86 126H90L89 128L88 127H86ZM112 126H113V128H112ZM154 126V127H153ZM194 126V127H193ZM206 126V127H205ZM241 126V127H240ZM245 126L248 128V130H249V133H247L248 132V130H247V128L245 129ZM12 127V128H11ZM16 127H19V128H17L16 129ZM22 127V128H21ZM25 128V130L26 129H28L29 127H30V129H33V131H28L27 132V130L25 131L24 130V128ZM28 127V128H27ZM41 127H42V129L44 128V130H41ZM60 128V129H58V128ZM83 127V128H82ZM204 127V128H203ZM243 127H244V129H243ZM250 127H251V129H250ZM253 127V128H252ZM45 128H46V130H45ZM70 128L71 129H73L74 130V132H73V130H70ZM86 128H88L87 130H86ZM98 128V129H97ZM156 128V129H155ZM162 128H164V129H162ZM171 128H173L172 130H171ZM196 128V129H195ZM215 130H214V129ZM19 129H21L20 131H19ZM37 130V132L38 133H46L45 135H47V137H49V139H48V141H50L51 143H53L54 141H56L57 140V142H55V145H53L52 144V146L50 147V149H49V152H51V155H50V153L48 152V153H45L46 155H44V150H43V152L41 151V145H38L37 143H39V139L40 138H42L41 137V135H39L37 132H36V130ZM51 130L50 131V134L48 133V131L47 130ZM56 130V131H54V130ZM78 129V130H77ZM112 129H114L115 131H113ZM116 129L118 130V131H116ZM147 129V130H146ZM149 129V130H148ZM195 129V131H193ZM205 130V131H203V130ZM243 129V130H242ZM16 130V131H15ZM59 130V131H58ZM86 130V131H85ZM101 130V131H100ZM113 131V132H111V131ZM156 130H158V131H156ZM235 130V131H234ZM247 130V131H246ZM251 130H255V131H253V133L255 132L256 134H258V135H260V137L259 136H257V137H254V135L255 134H253L252 133V131ZM5 131H7V130H5ZM40 131V132H39ZM42 131H44V132H42ZM64 131H66V132H64ZM70 131H72L73 133H74V135H76L75 137H73L74 135H73V133L72 132H70ZM100 131V132H99ZM149 131V132H148ZM172 131H176V132H172ZM212 131V132H211ZM54 134V136H53V134ZM56 132H58V133H60V134H58V133H56ZM115 132H117V133H115ZM129 134H128V133ZM162 132V133H161ZM170 132H172V133H170ZM197 132H200L199 134H196ZM208 132H210V133H208ZM234 132V133H233ZM7 133H8V131H7ZM6 133V134H7ZM29 133H33L32 135H31V137H32V139L34 138V137H36L35 138V140H33V141H37V143L35 144V143H31V142H29L30 141V136L29 137H27V135L29 134ZM34 133H35V135H34ZM70 133H71V135H70ZM80 133V132H79ZM122 133V134H121ZM179 133V134H178ZM250 133H252V137H250L251 135H250ZM26 134V135H25ZM58 134V135H57ZM65 134V135H64ZM69 136V138L67 137V135ZM146 134V135H145ZM153 134V135H152ZM159 134V135H158ZM175 134V135H174ZM208 134V135H207ZM212 134V135H211ZM215 134V135H214ZM218 134V135H217ZM239 134V135H238ZM2 135V133H1V129H0V138L2 137L3 138V136H1ZM8 135V134H7ZM60 135V136H59ZM73 135V136H72ZM114 135V136H113ZM119 135V137H117V136ZM125 135V136H124ZM130 135V136H129ZM177 135V136H176ZM184 135V136H183ZM195 135V136H194ZM198 135L199 136H202V137H198ZM6 136V137H5ZM19 136V137H18ZM50 136H52V137H55L56 138V136H57V139L55 140V139H53V138H51ZM123 136L124 137H126L127 138V140H125L124 138H123ZM147 136V137H146ZM160 136V137H159ZM190 136V137H189ZM192 136H193V138H192ZM198 137V139L200 138H202L201 140H198L197 139V137ZM210 136V137H209ZM256 136V135H255ZM8 137V138H7ZM18 137V138H17ZM58 137H60V138H58ZM64 137H65V141H64ZM101 137L99 138V140H100V142L102 141V139H101ZM133 137V138H132ZM159 137V138H158ZM162 137V138H161ZM166 137V138H165ZM178 137V138H177ZM179 137H181V142H180V139H179ZM211 137H213V140H212V138ZM259 137V138H258ZM1 138V139H2ZM26 138V139H25ZM28 138V139H27ZM30 138V139H29ZM39 138V139H38ZM68 138V139H67ZM154 138H158L159 139V141H160V138H161V143L162 144H164V145H162V144H159L160 142L158 141V143H156L157 141L154 139ZM169 138V139H168ZM217 138V139H216ZM238 138H241V139H238ZM252 138V139H251ZM4 139H2V140H0V143H4L5 142V144H8V143H6V141H4ZM9 139V140H8ZM31 139V140H32ZM60 139V140H59ZM69 139H70V142H68L69 141ZM71 139H73V140H71ZM121 139V140H120ZM148 139V140H147ZM164 139H167V140H169V141H167V140H164ZM173 141H172V140ZM177 139H179V140H177ZM186 139V140H185ZM194 139V140H193ZM245 139V140H244ZM260 139V140H262V141H258V140ZM16 140V141H15ZM41 140V139H40ZM68 140V141H67ZM92 140H94L93 138H92ZM99 140H98V142H99ZM144 140V142H142ZM196 140H198V141H196ZM202 140H203V143L204 144H201L202 143ZM211 140V141H210ZM218 141V142H215V141ZM239 140V141H238ZM254 140V142H252ZM2 141H4V142H2ZM112 141V143H114V146L112 145V143H110ZM120 141H122V142H124V143H122V142H120ZM138 141V142H137ZM162 141H164V142H162ZM169 143V144H167V142ZM175 141H176V143H175ZM179 143H178V142ZM183 141H184V143H183ZM201 141V143L199 144L198 142H200ZM247 143H246V142ZM251 141V142H250ZM58 142H60L59 144H58ZM74 142V143H75ZM103 142V141H102ZM117 142V143H116ZM125 142H126V144L128 145L127 147H123V149H122V145L124 144V146L126 145L125 144ZM129 142V143H128ZM154 144H153V143ZM172 142H174V143H172ZM214 142H215V144H214ZM256 142H257V144H256ZM261 142H263V143H261ZM58 144V146L56 147V145ZM122 143V144H121ZM132 145H131V144ZM133 143H135V145H133ZM139 143H141L140 145H139ZM149 143V144H148ZM156 143V144H155ZM170 143H172L171 145L172 146H174V148H176V150H174V148H171L170 147ZM210 143V144H209ZM222 145V146H220V144ZM250 143V144H249ZM29 144V145H28ZM31 144V145H30ZM32 144H34L35 146H33ZM62 144H63V146L64 147H61L62 146ZM110 144V145H109ZM117 144H119V146H121L120 148H118L117 146ZM159 144V146H157ZM178 144V145H177ZM196 144V145H195ZM218 144V145H217ZM238 144H236V146L238 145ZM39 147H38V146ZM61 145V146H60ZM108 145H109V147H108ZM113 147H112V146ZM155 145H156V147H155ZM161 145V146H160ZM179 146V147H177V146ZM184 145V147L182 148V146ZM201 145V146H200ZM205 147H204V146ZM215 147H214V146ZM251 145V146H250ZM257 145V146H256ZM21 146V147H20ZM30 146V147H29ZM116 146V147H115ZM130 146V147H129ZM133 146V147H132ZM134 146H135V148H134ZM137 146V147H136ZM141 146H142V149H141ZM150 146V147H149ZM166 146H169V150H170V148L171 149H173L174 151H176V152H174L173 150H168L167 149V151H168V153H169V155H167L168 153L167 152H164L165 150H166ZM176 146V147H175ZM190 146V147H189ZM256 146V147H255ZM19 147V148H18ZM25 148V150L24 149H22V148ZM34 147H37L36 148V151H35V154L34 153H27L28 151L27 150H29V151H32V148H34ZM59 147H60V149H62L63 148V150H61L60 151V149H59ZM108 147V148H107ZM111 147V148H110ZM128 147H129V149H131V150H133V151H129V149H128ZM152 147V148H151ZM157 147H159V148H157ZM164 147V151L161 149V148H163ZM166 147V148H165ZM186 147V148H185ZM198 148V149H200L201 151L203 150H206V151H200V150H197L196 148ZM200 147V148H199ZM207 147V148H206ZM214 147V148H213ZM219 147V148H218ZM222 147V148H221ZM21 148V151H19V149ZM31 148V149H30ZM38 148H39V151H38ZM44 148H45V146H44ZM113 149V150H110V149ZM116 148H118L117 149V151L119 152V154H117L118 152L115 150ZM126 148H127V151H126ZM137 148V149H136ZM140 149V151L141 150H143V151H141V153H140V151H139V149ZM178 148H180V150L178 149ZM184 150V152H183V150ZM202 148V149H201ZM205 148V149H204ZM58 152V154L56 153V152H54L55 150ZM124 150L125 152H123V154H121L120 153V150ZM151 149H153L154 150V152H155V150H157L158 152H160V150H162L160 153H162V155L160 154V153H158L157 155L155 154V156H154V154H153V150H151ZM178 149V150H177ZM209 149V150H208ZM211 149V150H210ZM219 149V150H218ZM222 149V150H221ZM249 149V150H248ZM138 150V151H137ZM182 150V151H181ZM217 150V151H216ZM38 151V152H37ZM63 151V152H62ZM110 151H112V153L110 152ZM116 151V152H115ZM147 151H151L152 153H149V152H147ZM171 151H172V154L170 155V153H171ZM177 151H179L178 153H177ZM6 152V151H5ZM131 152H135L134 154L133 153H131ZM183 152V153H182ZM185 152H187V154L185 153ZM195 152L197 153V154H200V152L202 153L201 155H197V154H195ZM226 152V153H225ZM251 152H253V153H251ZM38 153V155L39 156H37L36 154ZM63 153V154H62ZM117 154V155H115V154ZM126 153V154H125ZM143 153H145V154H143ZM147 153H149L150 155H151V159H150V156H149V154H147ZM157 153V152H156ZM174 153V154H173ZM176 153L178 154V155H176ZM193 153V154H192ZM203 153H205V154H203ZM210 154L211 153V155H207V154ZM0 154H2V152H1V149H0ZM25 154H27V155H25ZM34 154V155H33ZM62 155V156H60V155ZM109 154V155H108ZM129 154V155H128ZM132 154H133V156L135 155L136 157H134V158H132ZM143 154V156H141ZM166 154V155H165ZM179 154H181L182 156V158L180 157V155ZM189 154V155H188ZM190 154H192L191 156H190ZM54 156V157H59L60 159H61V157H63L61 160H62V164H65L66 166H67V164H69L68 166H67V168H62L61 169V172L60 171H51L52 172V174L54 173V172H56V173H54V174H58L59 176H56L57 177V179H55V182L54 183H52L54 180H53V176H54V174H53V176H51V173H50V167L53 165V159H52V157L51 156ZM59 155V156H58ZM64 155H65V157H64ZM111 155V156H110ZM122 155H124V156H122ZM125 155H127V156H125ZM161 155V156H160ZM174 156V158H173V156ZM184 155H185V157H184ZM188 155V156H187ZM204 155V156H203ZM9 156V155H8ZM7 156V157H8ZM23 156V157H22ZM32 156H34V158H36V160L32 157ZM43 157V158H40V157ZM44 156H46V158H47V160H46V158L44 157ZM118 156V157H117ZM138 156H139V158H140V163H142V165L138 162V160L139 159H137L138 158ZM149 156V157H148ZM157 156H158V158H157ZM162 156H164L163 158H164V160H166V158L170 161V159L171 158H173V159H171L172 161H173V163H172V161H170L172 164H170V162L169 161H165V162H163L164 160H162L163 158H162ZM167 156V157H166ZM171 156V157H170ZM213 156V158H211ZM53 157V158H54ZM103 157V158H104ZM110 157H114V158H112L113 159V163H111V159H110ZM116 157V158H115ZM119 157H121L120 159H118ZM124 157V158H123ZM128 157V158H127ZM170 157V158H169ZM184 157V158H183ZM202 157H204V160L202 159ZM214 157H215V159H214ZM225 157V158H224ZM11 159V157H8V159ZM31 158V159H30ZM33 158V159H32ZM39 158V159H38ZM52 160H51V159ZM125 158H126V160H125ZM131 158V159H130ZM160 158V159H159ZM185 158H186V160H185ZM193 158V159H192ZM209 158V159H208ZM232 160H231V159ZM29 159H30V161H29ZM116 159H118L117 161H121L122 160V162H120V164L121 163H123V164H121V166H119V163L117 162L116 163V161L115 160ZM128 159H130V161L128 160ZM135 159V160H134ZM146 161H145V160ZM150 159V160H149ZM152 159H154L153 161H152ZM177 159H178V161H177ZM181 159V160H180ZM188 159V160H187ZM198 159H199V161H198ZM222 159H224L223 161H222ZM33 160V161H32ZM125 160V161H124ZM135 161V162H133V161ZM157 160V161H156ZM162 160V161H161ZM182 160H184V162L182 161ZM210 162H209V161ZM213 160V161H212ZM26 161V162H25ZM38 161H39V163H38ZM110 161V162H109ZM147 161H148V164H150L151 163V165H149L150 167H148V165H146V163H147ZM159 162L158 163V165H157V163L155 164L154 163V165H153V163L152 162ZM181 161V162H180ZM188 161V162H187ZM216 161V162H215ZM11 162H14V163H11ZM36 162V163H35ZM42 163V165L44 166H42L41 165V163ZM68 162V163H67ZM111 163V165L110 164H107V163ZM128 162H129V164H128ZM146 162V163H145ZM186 162V163H185ZM232 162H234V163H232ZM25 163H27V164H29V167L27 166V170L25 169V168H23L24 166L26 167V165H25ZM50 163V164H49ZM67 163V164H66ZM140 165H139V164ZM181 163V164H180ZM183 163V164H182ZM188 163V164H187ZM193 163V164H192ZM216 163V164H215ZM52 164V165H51ZM128 165V167H127V165ZM133 164V165H132ZM135 164V165H134ZM137 164V165H136ZM160 164H162V165H160ZM237 164V165H236ZM18 165V166H17ZM20 165H22L23 167H21ZM38 165V167H36ZM39 165H41V166H39ZM49 165H51V166H49ZM123 165L125 166V168L127 169H124V167H123ZM163 165H164V167H163ZM165 165H167V166H165ZM171 165V167H169ZM182 165H184V167H182V169H181V166ZM210 165V166H209ZM218 165V166H217ZM258 165V164H257ZM34 167V170H33V168L31 169V167ZM112 166V167H111ZM135 166V167H134ZM137 166H141V168L143 169V168H146V171L148 172V173H146V175L144 174L146 171H144V170H142L141 168H138ZM156 166H158V167H156ZM172 166H175V169H173L172 168ZM238 166V167H237ZM14 167H15V169L16 170H14ZM17 167V168H16ZM21 167V168H20ZM42 169H41V168ZM71 167V168H70ZM130 167H132V169L130 168ZM137 167V168H136ZM155 167V168H154ZM163 167V168H162ZM223 167V168H222ZM236 167V168H235ZM40 170H44L45 169V171H40ZM47 168H49V169H47ZM70 168V169H69ZM114 168H115V170H114ZM129 168V169H128ZM148 168H149V170H148ZM154 168V169H153ZM156 168H159L158 169V173L160 174L164 169H165V172L163 171L160 175L162 176V179H160V180H162V183L163 182H165L166 184L167 183H172V184H170V185H166L165 186V192H167V195L169 196V191H170V193L171 194H175V195H183L184 196V194L185 195H187L188 193V191H190L189 192V194L188 195H190L191 196V200L188 198V200H187V198L186 197H188V196H186L185 197V199L188 201V206L189 205H191V207L189 206L188 207V213L187 214H189V215H186V217L185 216H183L182 218H181V220L182 221H180V223H181V226H174V227H176V228H173L172 229V232H174V231H176V232H174L173 233V235H172V233H170V231L168 230V229H166L167 231H168V233H166L167 231L165 230V226L162 224V226H160L161 224L160 223H158L157 222V219H156V217L154 216V214L152 215L151 214V212L152 213H154L153 211H152V208H151V201H152V199L150 198V196H149V198H150V202H149V200L147 201V199H148V196H147V199L145 200L144 198L146 197V194H145V190H147V188L146 187H148L149 185H147L148 183H150V181H152L150 184L152 185V187H153V189L154 188H156L157 187V185L155 184L157 181L155 180V178H154V175H158V173H157V170H156ZM168 168V169H167ZM193 168H194V170H193ZM20 169V170H19ZM22 169V170H21ZM117 169V170H116ZM136 169H139V171L141 172V171H143V177L141 176V173L138 171V173L139 174H137V171H136ZM150 169H151V171H150ZM156 170L155 171V173L156 174H154L153 175V170ZM163 169V170H162ZM208 169V170H207ZM216 169H219V170H216ZM220 169L221 170H223V174H222V171H220ZM23 170H26V171H28V172H26V171H23ZM33 171V172H35L36 170L39 172L38 173V175L36 176V173H37V171L35 172V173H33V172H31V173H29L30 171ZM69 170V171H68ZM132 170H134L133 172L134 173H132ZM173 170H175L174 172H173ZM178 170V171H177ZM196 170V171H195ZM204 170V171H203ZM212 171V172H210V171ZM17 171V172H16ZM49 171V172H48ZM68 171V172H67ZM115 171L116 172H118V173H116V175H115ZM130 174L131 173V175H133L131 178H129V174H127V172ZM160 171V172H159ZM166 171H167V175H166ZM185 171H186V173H185ZM220 171V172H219ZM21 172H24V173H29V174H23V173H21ZM43 172H44V174H43ZM45 172L46 173H48V174H45ZM69 174H67V173ZM70 172H72V170L70 171ZM113 174H112V173ZM150 172H152V173H150ZM196 174H195V173ZM218 172V173H217ZM237 172H238V174H237ZM19 173H21V174H23L24 176H22L21 174H19ZM60 173H61V177L62 178H60ZM136 173V174H135ZM169 173H174L173 175H174V177H175V175H177L176 176V178H174V177H171V176H173L172 174H171V176L169 177L168 175H170ZM210 173V174H209ZM219 173H220V175H219ZM9 174H11L12 176H14L15 178H13V180H11V176H9ZM17 174H19L18 176H19V178H18V176H17ZM41 174V175H40ZM64 174H67V176H65V178H64ZM71 174H73V173H71ZM114 176V178L116 177V179H117V181H119V178H120V180H122V181H120V182H123V184H121V183H119V182H117L116 181V179H113V177H112V175ZM147 174L149 175V177H151V179L149 178V177H146L147 176ZM165 174V177L167 176V178H165L163 175ZM189 174V175H188ZM31 175H33V176H31ZM45 175H46V177L48 178L47 179V181L49 182V184H45L44 186H45V189H47L49 186V189H51V191L49 190V189H47V191L44 189V186L42 187V189L40 188V190L38 189V187H39V184H38V186H37V184L36 183H38V181L40 182V180H42L43 181V179H42V177H45ZM48 175V176H47ZM111 175V176H110ZM118 175H119V178H118ZM151 175H153V178H152V176ZM203 175V176H202ZM205 175V176H204ZM217 175V176H216ZM222 175H224V176H222ZM39 176V177H38ZM40 176H42L41 177V179H40ZM136 176V177H135ZM137 176H140V179L137 177ZM244 176V177H243ZM24 177H25V179H24ZM34 177V178H33ZM45 177V178H46ZM60 178V180H59V178ZM178 177V178H177ZM218 179H217V178ZM21 178V179H20ZM23 178V179H22ZM30 178H32V180L30 179ZM44 178V179H45ZM122 178V179H121ZM124 178H126V179H124ZM133 178V179H132ZM136 178V179H135ZM142 178V179H141ZM147 178V179H146ZM150 179V181L148 182V183H146L149 179ZM164 178H165V181H164ZM183 178H184V180H183ZM223 178H225V179H223ZM235 178V179H234ZM244 178V179H243ZM61 179H62V181H61ZM72 175H70V182H72ZM130 179H132V182H131V180ZM137 179H139L141 182H145V184L144 185H146V187L144 186L143 188V191H142V186L141 185H139V187H140V190L139 189H137L138 188V184H139V182H138V180ZM167 179H169V180H167ZM171 179H172V181H171ZM177 179V180H176ZM191 179V180H190ZM227 179V180H226ZM237 179V180H236ZM10 180L11 181H13V182H10ZM18 180H20V181H18ZM24 180H26L25 182H24ZM34 180V181H33ZM46 180V179H45ZM69 180V179H68ZM125 180V181H124ZM134 180H135V182L137 183H135L134 182ZM137 180V181H136ZM142 180H144V181H142ZM203 180V181H202ZM235 180H236V182H235ZM34 182V184L33 185H31L32 184V182ZM37 181V182H36ZM47 181H44V182H47ZM57 181V182H58ZM114 181H116V182H114ZM130 182L131 184H130V188H129V184L127 185L126 184V182ZM155 183H154V182ZM176 181V182H175ZM182 181L184 182V183H182ZM187 181V182H186ZM222 181V182H221ZM225 181L227 182V184H225ZM243 181V182H242ZM14 182H16V184L14 183ZM23 182H24V184H23ZM67 182H69V181H67ZM127 182V183H128ZM133 182H134V184H136L137 185V187L135 186V185H133ZM173 182H174V185H173ZM3 183H6V184H4L3 185ZM11 183V184H10ZM18 183V184H17ZM118 183V184H117ZM164 183V184H165ZM177 183V184H176ZM190 183V184H189ZM218 183V184H217ZM36 184V185H35ZM54 184V185H53ZM70 184H72V183H70ZM180 184V185H179ZM200 184H202V185H200ZM221 184H222V186H221ZM225 184V185H224ZM235 184V185H234ZM244 184V185H243ZM25 185V186H24ZM49 185V186H48ZM53 185V186H52ZM116 185V186H115ZM119 185H122V186H124L125 187V191H127V193H128V195L129 196H127V193L124 191V189L123 188H121L122 186H119ZM175 185H176V187H175ZM181 187V185L186 189H184L185 190V193L183 192V194H182V187L181 188H179V186ZM188 185V186H187ZM216 185H218V186H216ZM248 185V186H247ZM7 186V187H6ZM16 186V187H15ZM29 186V188H26V187H28ZM31 186H34V187H31ZM35 186H36V189H35ZM56 186V187H55ZM66 188H65V187ZM135 186V187H134ZM164 186V185H163ZM167 186H171L170 187V189H169V187H167ZM187 186V187H186ZM243 188H242V187ZM2 187V188H1ZM8 187H9V189L11 188V191L8 189ZM119 189H118V188ZM176 188V190L174 189V188ZM248 187V188H247ZM6 188V189H5ZM15 188H17L16 190H15ZM21 188V189H20ZM23 188H25V189H23ZM117 188V189H116ZM129 188V189H128ZM146 188V189H145ZM172 188V189H171ZM190 188V189H189ZM228 188V189H227ZM233 188V189H232ZM245 188V189H244ZM1 189H3V190H1ZM8 189V190H7ZM30 189V190H29ZM32 189V190H31ZM44 189V190H43ZM57 189H58V192H57ZM122 189V190H121ZM132 189V190H131ZM137 189V190H136ZM166 189H169V190H166ZM223 189H225L226 190V192H224L225 190H223ZM245 191H244V190ZM249 189V190H248ZM7 190V191H6ZM19 190V191H18ZM22 190V191H21ZM26 190V191H25ZM28 190V191H27ZM44 192V193H41L42 191ZM54 192H53V191ZM63 190H65V192L63 191ZM148 190H151V191H153L152 189H151V186H150V188L148 187ZM173 190H174V192H173ZM183 190V191H184ZM188 190V191H187ZM24 191V192H23ZM35 191H37V192H35ZM39 191V192H38ZM139 191V192H138ZM145 194V196H144V194L142 193V192ZM244 191V193L242 194L241 192H243ZM3 194H2V193ZM9 192V193H8ZM20 194H19V193ZM26 192V193H25ZM31 193V195H30V193ZM47 194H46V193ZM122 192L125 194H122ZM141 192V193H140ZM176 192V193H175ZM179 192V193H178ZM229 192V193H228ZM36 195H35V194ZM38 193V194H37ZM40 193H41V196H43V198H41V197H38V196H40ZM114 193V194H113ZM132 193H133V195H132ZM138 193H140V194H142L143 196H141L140 194H138ZM194 193V194H193ZM248 193V194H247ZM250 193V194H249ZM28 194V195H27ZM44 194V195H43ZM149 194V193H148ZM230 194H232L231 196H230ZM3 195V196H2ZM6 195H8V196H10L9 197V199H11V198H14V200L13 199H11V200H9L7 197L8 196H6ZM14 195V196H13ZM21 195V196H20ZM59 195V196H58ZM120 195H122V196H120ZM150 195V194H149ZM194 196V199L192 200V198H193V196ZM25 196H27V197H25ZM29 196V197H28ZM37 196L38 198H36V201H38V202H36L34 199H35V197ZM124 196V197H123ZM142 198H141V197ZM167 196V197H168ZM223 196V197H222ZM230 196V197H229ZM240 196L242 197L241 198V200H240ZM18 197V198H17ZM20 197H22V200L20 199ZM32 197V198H31ZM57 197V199H55ZM123 197V198H122ZM200 197V198H199ZM24 198V199H23ZM28 198V199H27ZM34 198V199H33ZM40 198V201L38 200ZM62 198V201L60 200ZM221 198H224V199H221ZM232 198V199H231ZM245 198V199H244ZM5 199V200H4ZM7 199V200H6ZM29 201V203L28 202H25V201H27V200ZM31 199H32V201L33 202H30L31 201ZM50 199V200H49ZM51 199H53V200H51ZM143 201H142V200ZM249 201H248V200ZM9 200V201H8ZM25 200V201H24ZM45 200H47V203L44 205V207L43 206H39V205H37V204H40V203H45L46 201ZM58 201V203H57V201ZM194 200H196V202L195 203H197L196 205H193V204H195L194 203ZM224 200V201H223ZM228 200H229V202H228ZM230 200H231V205H229L230 204ZM51 201V203H55L54 205H55V207L53 206V204H52V206H53V208H51V203L49 204V202ZM167 201V200H166ZM192 201V203L191 204H189V202H191ZM223 201V202H222ZM245 201H248V202H245ZM25 202V203H24ZM35 202H36V204H35ZM62 202V203H61ZM147 202H149V205H150V208H151V210H150V208H149V205H148V203ZM169 202V201H168ZM167 202V203H168ZM217 202V203H216ZM219 202V203H218ZM243 202V203H242ZM27 203H28V206H27ZM43 203V204H44ZM160 203V205H161V207H162V203L161 202H159ZM166 202H164V204H165ZM165 204V207H171V205L169 204ZM233 203V204H232ZM239 203V205H237ZM242 203V204H241ZM245 203H247V204H245ZM8 204H10V206L8 205ZM16 204V205H15ZM34 204V208L33 207H30L29 205H33ZM48 204L50 205L49 206V208H51V209H48L49 211H47V206H48ZM199 204V205H198ZM243 204H245V205H243ZM24 205V206H23ZM42 205V204H41ZM159 205V206H160ZM168 205V206H167ZM195 206V208L193 207V206ZM216 205V206H215ZM237 205V206H236ZM26 206H27V208H26ZM56 206H60L61 208H59V207H56ZM242 206H243V209L241 210V208H242ZM244 206H246V207H244ZM251 206H253V205H251ZM18 207V208H17ZM20 207V208H19ZM29 207H30V209H29ZM40 207V208H39ZM42 207V208H41ZM127 207V206H126ZM193 207V208H192ZM263 207H264V204H263ZM43 208H46V209H43ZM54 208H56L57 210H56V212L54 211V214H53V211H51V210H53ZM59 208V209H58ZM216 208V209H215ZM227 208V209H226ZM255 208H257V207H255ZM28 209V210H27ZM33 209V210H32ZM35 209V210H34ZM40 209V210H39ZM41 209H42V211H41ZM123 209V208H122ZM169 209V208H168ZM173 209H175V208H173ZM180 209V208H179ZM178 209V210H179ZM183 209V208H182ZM182 209H180L179 210V212H177L178 214L179 213H181L182 214ZM189 209H190V211H189ZM193 211H192V210ZM20 210V211H19ZM55 210V209H54ZM124 211L126 210V209H123ZM128 210V211H127ZM127 212L126 213H129L130 214V209H129V207L127 208ZM221 210V211H220ZM240 212H239V211ZM244 210V211H243ZM25 211V212H24ZM26 211H28L27 212V214H28V216H29V218L32 220V216H33V221H31L29 218H28V216H27V214H26ZM40 211H41V213L43 212L45 215H46V213H49V214H47V216L49 215L50 217H51V215H53L51 218H49V216L47 217H45V216H43L41 213H40ZM82 212H83V210H81ZM133 211V210H132ZM147 211V212H146ZM151 211V212H150ZM231 211V212H230ZM234 211H236V213H233L232 214V212H234ZM16 214H15V213ZM23 212V213H22ZM31 212H32V214H31ZM40 213L39 215H37V213ZM61 212V211H60ZM192 212H193V214H192ZM197 212V213H196ZM201 212V213H200ZM219 212H220V214H219ZM227 212V213H226ZM20 213H22V214H26V216H25V214L24 215H20ZM32 215H30V214ZM133 213V212H132ZM134 213H135V211H134ZM135 213V214H136ZM184 213V212H183ZM185 213V214H186ZM194 213H195V215H194ZM231 213V214H230ZM254 214L253 216H252V214ZM7 216H6V215ZM11 214V215H10ZM18 214V215H17ZM33 214H35V216L37 217H35ZM51 214V215H50ZM148 214V216H150V217H148V216H146ZM204 214V215H203ZM4 215H5V217H4ZM137 215V214H136ZM192 215H194L195 217H193L194 219H192V217H190V216H192ZM233 215V216H232ZM248 215H250V218H249V216ZM260 215V216H259ZM38 216L40 217V219H38ZM41 216H43V217H45L46 219L47 218H49L48 219V221L46 220V221H42V220H44V219H42L41 218ZM152 216V217H151ZM190 218H189V217ZM231 216V217H230ZM252 216V217H251ZM55 217H58V216H55ZM197 217V218H196ZM248 217V218H247ZM152 218H154V219H152ZM232 218V219H231ZM4 219H6V221H3ZM9 219V220H8ZM35 219H37V220H35ZM42 219V220H41ZM186 219V220H185ZM190 219H191V221H190ZM196 219V220H195ZM206 221H205V220ZM231 219V220H230ZM35 220V221H34ZM39 220V221H38ZM53 220H55L57 223H55ZM155 220V221H154ZM187 220H188V223H187ZM192 220H194L196 223H194L193 224V227H192ZM202 220V221H201ZM244 220V221H243ZM246 220V221H245ZM250 220V221H249ZM259 220V221H258ZM11 221V222H10ZM16 221V222H15ZM17 221H18V223H19V225L20 224H22L21 226H19V227H17L18 225H17ZM62 221V223H60ZM65 221H67L66 223H65ZM68 221H70V223L68 222ZM185 221V222H184ZM243 221V222H242ZM4 222V223H3ZM7 222V223H6ZM15 222V223H14ZM49 222H50V224H49ZM53 222H54V224H57V226L56 225H54L53 224ZM73 222V223H72ZM200 224H198V223ZM248 222H250V223H248ZM43 223H44V225H43ZM46 223V224H45ZM67 223H69V224H67ZM76 224V225H73V224ZM119 225L120 226H124V220L123 221H121V220H119ZM185 223H186V225H185ZM256 223H258V224H256ZM60 224H62V226L60 225ZM66 224L67 225H69V226H67V228H68V230L67 229H65L66 228ZM87 224H89V225H87ZM95 226H93V225ZM97 224H99V227H98V225ZM160 224V225H159ZM196 224V225H195ZM243 224V225H242ZM261 224H263V222L261 223ZM4 225V226H3ZM7 225H9V226H7ZM24 225H27L28 227H26V226H24ZM58 225H60V226H58ZM65 226V228H64V226ZM81 225H83V226H81ZM136 225V221H134V224H133V227L135 228V231H136V233H139V230L137 231V229H136V227L138 228V226H135ZM138 225H139V223H138ZM152 225V226H151ZM188 225V226H187ZM190 225H191V227H190ZM197 225H199V227L196 229L197 231H199V232H197L194 228H195V226H197ZM253 226L254 228H255V226H256V229L258 228H260V230L258 231V235H259V238L257 237L258 235H257V230L256 229H254L253 227H250V226ZM34 227L33 229H31L32 227ZM54 226H55V228L56 229H54ZM76 226V227H75ZM100 226H101V229H102V233L99 231V229H100ZM183 226V227H182ZM21 227H26V228H22L23 230H20L19 231V229H21ZM38 227H40L39 229H38ZM60 227V228H59ZM84 227V228H83ZM91 227V228H90ZM92 227H94V228H96L97 230H96V232H94V228H93V230H92ZM139 227H140V225H139ZM153 227V228H152ZM159 227H163L164 228V230L162 231V229L161 228H159ZM185 227V228H184ZM188 227V228H187ZM190 227V228H189ZM201 227V229H199ZM252 228V229H250V228ZM17 228H18V230H17ZM31 230H29V229ZM48 228V229H47ZM85 228L86 229H88L89 228V230L91 229V231H87L86 230V232L87 233H84L85 232ZM180 228V229H179ZM206 228V229H205ZM24 229H28L30 232H28V230H27V232H26V234L24 233H22L21 231H23V232H25V230ZM42 229H47V230H49L50 229V232L49 231H44V230H42ZM57 229L58 230H62V232H60V231H58L57 232ZM161 229V230H160ZM188 229V230H187ZM193 229H194V232L196 231L197 232V234L196 233H194V235L192 236V234H193ZM199 229V230H198ZM236 229V230H235ZM237 229L239 230V231H237ZM243 229V230H242ZM245 229V230H244ZM4 230V228H2V229H0V231H3ZM53 230V231H52ZM66 230H67V232H66ZM206 230V231H205ZM232 230H235V231H232ZM242 230V231H241ZM6 231H4V232H6ZM54 231H56V232H54ZM99 231V232H98ZM154 231V232H153ZM179 231V232H178ZM205 231V232H204ZM241 231V232H240ZM243 231H247V232H249V234L250 235H247L248 233H245V232H243ZM256 231V232H255ZM3 232V233H4ZM47 232H49V235H48V233ZM52 232H53V234H52ZM141 232V231H140ZM182 232V233H181ZM184 232V233H183ZM192 232V233H191ZM201 232V233H200ZM207 232V233H206ZM251 232H252V234H251ZM2 233V232H1ZM28 233V234H27ZM30 233V234H29ZM45 233V234H44ZM84 233V234H83ZM99 233V234H98ZM104 233V234H103ZM144 233V232H143ZM155 233V234H154ZM162 233H164V234H162ZM170 233V234H169ZM179 233V234H178ZM187 233V234H186ZM239 233H241L240 235H239ZM256 233V234H255ZM261 233V234H260ZM19 234H21V235H19ZM23 234V235H22ZM72 234H74V233H72ZM70 232H69V237L68 238H71L70 237V235H72ZM141 234H142V232H141ZM166 234H169L170 236V238L168 237V235H166ZM199 234H202V235H199ZM205 236H204V235ZM243 234V235H242ZM256 236H255V235ZM8 235H10V236H15V237H10V236H8ZM45 235V236H44ZM103 235V236H102ZM155 235H156V237H157V239H158V241H157V239H156V237H155ZM165 235V238L163 237ZM177 235V236H176ZM184 235V236H183ZM235 235H236V237H235ZM252 235H254L255 237L254 238H251V237H253ZM17 236V237H16ZM22 236V237H21ZM67 236H68V234H67ZM72 236H74V235H72ZM108 236H110V239H109V237ZM176 236V237H175ZM191 236V237H190ZM199 236V237H198ZM204 236V237H203ZM251 236V237H250ZM49 239H47V238ZM173 237H175V238H173ZM181 237V238H180ZM193 237H196V238H194L193 239ZM206 237H208V238H206ZM233 237H235V238H233ZM247 237V238H246ZM250 237V238H249ZM256 237L258 238V240L256 239ZM35 238L37 239V241L35 240ZM44 239V240H42V239ZM86 238V239H85ZM102 238H104V240L102 239ZM149 238V239H148ZM173 238V239H172ZM190 239V241L191 240H193V241H189V239ZM198 238L201 240V242H200V240H198ZM206 238V240H204ZM22 239V240H21ZM38 239H40L39 241H44V242H39L38 241ZM58 239V238H57ZM56 239V241H59V240H57ZM91 239V240H90ZM96 239V240H95ZM101 239V240H100ZM168 239V240H167ZM181 239V240H180ZM186 239H187V241H186ZM34 240V243L36 242H38L37 244H34V245H41V243L42 244H45V245H43V246H45L44 247V249H42V248H40V247H38L37 246V248L36 249H38L39 248V250H36L35 249V247L36 246H34L33 245V243H32V241ZM46 240V241H45ZM48 240V241H47ZM69 240V239H68ZM71 240V239H70ZM89 240H90V243H89ZM150 241V243L151 244H149V241ZM165 240H167V241H165ZM184 240V241H183ZM204 240V241H203ZM233 240V241H232ZM253 240V241H252ZM255 240H257V241H255ZM23 243H22V242ZM28 242L27 244H26V242ZM72 241V240H71ZM106 241V242H105ZM146 241V243H144ZM186 241V242H185ZM235 241V242H234ZM238 241V242H237ZM47 242V243H46ZM112 243V245L111 244H108V243ZM158 242H159V244H160V242H161V244L159 245L158 244ZM164 242H165V244H164ZM166 242H167V244H166ZM171 242V243H170ZM182 242H183V244H182ZM188 242L189 243H191V244H188ZM193 242H195L194 244H193ZM200 242V243H199ZM245 242V243H244ZM254 242H255V244H254ZM22 243V244H21ZM30 243H32V244H30ZM40 243V244H39ZM68 243V244H69ZM78 243H80V244H78ZM175 245H174V244ZM178 243V244H177ZM197 243V244H196ZM205 243V244H204ZM231 243H233V244H231ZM238 243H242V246H241V244H238ZM245 245H244V244ZM250 245H248V244ZM252 243V244H251ZM24 244H25V246L27 247V248H30L29 250H27V248L25 249L23 246H24ZM30 244V245H29ZM88 244V245H87ZM143 244H144V246H143ZM145 244H147V245H145ZM180 244V245H179ZM186 244H188V245H186ZM237 244V245H236ZM247 244V245H246ZM2 245V244H1ZM21 245H22V247H21ZM28 245L30 246V247H28ZM32 245L34 246V249L36 250H34L33 248H32ZM74 245V246H73ZM107 245H111V248H109L108 250H105V251H103L105 248V246H107ZM163 245V246H162ZM164 245H169L168 247L167 246H165L164 247ZM174 247H173V246ZM179 245V246H178ZM182 245H183V247L186 249H184L183 247H182ZM202 245V246H201ZM207 245H208V247H207ZM211 245V246H210ZM239 245V246H238ZM85 246H86V248H85ZM88 246V247H87ZM172 246V247H171ZM194 246H195V248H194ZM234 246V247H233ZM241 246V249H243V251L242 252H239L238 251V247H240ZM16 248V250L17 251H15V248ZM79 247V246H78ZM90 247H93V246H90ZM89 247V248H90ZM113 247V248H112ZM114 247H116L115 249H118V250H115L114 249ZM150 249V248H152V249H154V250H152V249H150V251L148 250V248ZM161 247V248H160ZM162 247H164V249L162 248ZM167 247V248H166ZM170 247V248H169ZM177 247V248H176ZM206 247V248H205ZM235 247L237 248L236 250L239 252V255H235L234 254V252H233V250H235ZM243 247H245V248H243ZM17 248H19V249H17ZM21 248H23V250H21ZM72 248V249H73ZM80 248V247H79ZM81 248V249H82ZM139 248V249H138ZM146 248V249H145ZM163 249L162 251L160 250V249ZM166 248V249H165ZM175 248V249H174ZM190 248V249H189ZM224 248L226 249V250H224ZM231 248H234V249H231ZM0 249H2V247L0 248ZM34 251H33V250ZM78 249V248H77ZM81 249H79L80 250V252L81 253H83L84 251V249L81 251ZM112 249H114L115 250V252H114V250L113 251H111ZM121 249V248H120ZM132 249H131V251H132ZM180 249V250H179ZM184 249V250H183ZM193 251H192V250ZM223 249V250H222ZM24 250H26V252L24 251ZM92 248H90V251H89V249L87 250H85V255H88L90 252H92ZM141 250V251H140ZM148 250V252H146ZM151 250L152 251H155L156 253H158V250L159 251H161V253H159V254H157V256H156V254L154 255V253L153 252H151ZM167 250V251H166ZM176 250H177V252H176ZM190 250V251H189ZM199 250H201V251H199ZM206 250V251H205ZM15 251V252H14ZM20 251V252H19ZM23 251V253H21ZM28 251H32V252H28ZM86 251H87V253H86ZM88 251H89V253H88ZM106 251H108L109 252V254H114V257L112 258L111 257V255H110V257H111V259H110V257L109 258H107L108 256H109V254H108V252H106ZM111 251V252H110ZM172 253H171V252ZM192 251V252H191ZM196 251H198L197 253H196ZM218 251H220L221 253H219ZM223 251H225L227 254H225V252H223ZM241 251V250H240ZM14 252V254H11V253H13ZM17 252L19 253L18 255L21 257H17V259H16V255H15V253L17 254ZM34 252V253H33ZM95 252V251H94ZM104 252V253H103ZM113 252V253H112ZM150 252L153 254V256H156V257H158V255H161V257L159 258V259H157V258H155V257H153L154 259H157V260H154L152 257H150L151 255H150ZM165 252V253H164ZM176 252V253H175ZM179 252V253H178ZM181 252H183V253H181ZM191 252V253H190ZM202 252V253H201ZM255 252V253H254ZM99 253H101L102 255L104 254V256H102V255H100ZM108 255H107V254ZM128 253V254H127ZM125 252V254L126 255H128V256H130L129 255V252ZM149 253V254H148ZM166 253H168L169 255H167ZM180 253H181V255H180ZM191 254L192 256L190 257V259L188 260V261H185L184 260V257L185 256H187L188 254ZM232 253V254H231ZM258 253V254H257ZM9 254V255H8ZM84 254V253H83ZM92 254V253H91ZM96 254V256H98ZM106 254V255H105ZM115 254H116V256H115ZM162 254L164 255V257L162 256ZM166 254V255H165ZM174 254V255H173ZM175 254H176V256H177V258H176V256H175ZM185 254V255H184ZM199 254V255H198ZM207 254V255H206ZM229 254V255H228ZM2 255V256H1ZM4 255V256H3ZM138 255H139V259L137 258L138 257ZM142 256V260H140L141 259V256ZM148 255H150V256H148ZM172 255V256H171ZM184 257H183V256ZM198 255V256H197ZM204 255H206L205 257L206 258H204L203 256ZM226 255V256H225ZM228 255V256H227ZM259 255V256H258ZM262 255V256H261ZM25 257L24 259H22V257ZM102 256V257H101ZM130 256V257H131ZM170 258H168V257ZM197 256V257H196ZM3 257H7L6 259L5 258H2ZM15 257V258H14ZM29 257V259L28 260H26L27 258ZM42 257V258H41ZM105 257V258H104ZM150 257V258H149ZM166 257V258H165ZM172 257V258H171ZM175 257V258H174ZM196 257V258H195ZM230 257V258H229ZM18 258H20V259H18ZM31 258H33V259H36V261L35 260H33V259H31ZM103 258V259H102ZM165 258V259H164ZM181 260H179V259ZM183 258V259H182ZM222 258V259H221ZM225 258V259H224ZM16 259V260H15ZM100 259H97L98 261L100 260ZM133 259V260H134ZM150 259H153V261H155V262H153L152 260H150ZM164 259V260H163ZM205 261H204V260ZM208 259V260H209ZM221 261V262H219V260ZM224 259V260H223ZM17 260H19V261H17ZM22 260V261H21ZM24 260V261H23ZM31 260V261H30ZM50 260V261H49ZM96 259H95V261H97ZM103 260H108L107 262L106 261H103ZM132 260V261H133ZM145 260V261H144ZM171 260H172V262H171ZM176 260V261H175ZM216 260V261H215ZM223 260V261H222ZM231 260H233V261H231ZM257 260V261H256ZM263 260V261H262ZM15 263H14V262ZM33 261H34V263H33ZM97 261V262H98ZM100 261V262H101ZM136 261H138L137 263H136ZM202 261H204V262H202ZM213 261V262H212ZM120 264L121 262H123L122 264H124V262H125V260H123V261H115L114 260V264ZM170 262V263H169ZM186 262V263H185ZM257 262H259V263H257ZM261 262V263H260ZM155 263V264H156ZM160 263V264H161ZM139 264V263H138ZM141 264V263H140Z\"/></svg>", "mask_w": 264, "mask_h": 264}, {"label": "bare ground", "instance_id": "obj_2", "mask_svg": "<svg viewBox=\"0 0 264 264\" xmlns=\"http://www.w3.org/2000/svg\"><path fill=\"white\" fill-rule=\"evenodd\" d=\"M0 1H1V0H0ZM2 1H3V0H2ZM2 1H1L0 3H3V5H2V6L0 5V7H3V6H5L4 4H6V1H5V0H4L5 2H4V1L2 2ZM8 1H9V0H7V2H8ZM13 1H14V0H11V1H10V2H11V5L14 4ZM16 1L18 2V0H16ZM20 1H21V3H24V2H22L23 0H20ZM20 1H19V4L17 3L18 5L21 4ZM24 1H25V0H24ZM32 1H33V0H32ZM39 1H40V0H39ZM41 1H42V0H41ZM41 1H40V2H41ZM45 1H47V0H45ZM48 1L51 2V0H48ZM57 1H58V0H57ZM61 1H62V0H61ZM63 1H64V0H63ZM68 1H69V0H68ZM75 1H76V0H75ZM75 1H74V3H71V4L74 5V4L77 2V1H76V2H75ZM84 1H86V0H84ZM95 1H98V0H95ZM105 1H106V0H104V1L102 0L101 2H105ZM107 1H108V0H107ZM114 1H116V0H114ZM146 1H148V0H146ZM156 1L159 2L158 0H156ZM179 1H180V0H179ZM197 1H199V0H197ZM14 2H15V1H14ZM29 2H30V3H29ZM29 2H28V3L31 4V1H29ZM59 2H60V1H59ZM72 2H73V0H72ZM79 2H80V1H79ZM79 2H78V3H79ZM82 2H83V0L81 1V3H79V5H80L81 7L84 6V5H85V6H89L90 4H91V5L94 4V3H89L88 5H87V4H84V5H83ZM88 2H90V1L88 0L87 3H88ZM150 2H151V1H150ZM153 2H154V0L152 1L151 4H153ZM157 2H156V4H158ZM161 2H162V1H161ZM186 2H187V1H186ZM208 2H210V1H208ZM208 2H207V5H208ZM220 2H221V1H220ZM53 3H54V0H53ZM53 3H52V4H53ZM55 3H56V2H55ZM62 3H63V2H62ZM66 3H68V2L66 1V2L64 3V5H62V6H65ZM69 3H70V2H69ZM83 3H86V2H83ZM105 3L107 4V2H105ZM110 3H111V2H110ZM112 3H113V1H112ZM118 3H119V2H117V3L114 2V4H116V5H117ZM159 3H160V2H159ZM170 3H171V2H170ZM179 3H180V2H179ZM197 3H198V2H197ZM200 3H203V2H200ZM205 3H206V2H205ZM205 3H204V5H205ZM211 3H212V2H211ZM216 3H218V2H216ZM226 3H227V2H226ZM15 4H16V2H15ZM15 4L13 5L14 8H15ZM17 4H16V6H17ZM32 4H33V3H32ZM32 4H31V5H32ZM38 4H39V2H38ZM46 4H47V3H46ZM48 4H49V3H48ZM48 4H47V5H48ZM52 4H50V6H51ZM71 4H69V5L67 4V5L70 6ZM81 4H82V5H81ZM98 4H99V3H98ZM106 4H105L104 6H106ZM114 4H112V5L115 6ZM125 4H126V3H125ZM156 4H155V5H156ZM160 4H162V3H160ZM165 4H167V3H165V1H164L163 5H165ZM188 4H189V3H188ZM209 4H210V3H209ZM221 4H222V2H221ZM221 4H220V5H221ZM7 5H8V4H6V6H7ZM11 5H10V6H11ZM22 5H24V4H22ZM22 5L20 6L21 9H23V8H22V7H23ZM25 5H27V4H25ZM41 5H42V4H41ZM58 5H60V4H58ZM77 5H78V4H77ZM77 5H76V8H77ZM95 5H96V4H95ZM95 5H94V6H95ZM101 5H102V4H101ZM101 5L99 4V7H101ZM108 5H110V4H108ZM118 5H121V4H118ZM118 5H117V7H118ZM197 5H198V7H199L198 9H200L201 6H203V5H201V4H197ZM199 5H201V6H199ZM210 5H211V4H210ZM214 5H217V4H214ZM214 5H213V7H216V6H214ZM6 6H5V8H6ZM39 6H40V5H39ZM39 6H38V7H39ZM43 6H44V5H43ZM56 6H57V4H56ZM85 6H84V7H85ZM94 6H93V8H94ZM102 6H103V5H102ZM122 6H124V3L122 4ZM126 6H127V4H126ZM165 6H166V5H165ZM165 6H164V7H165ZM173 6H174V5H173ZM234 6H235V5H234ZM7 7H8V6H7ZM13 7H10V8H13ZM28 7L30 8L29 5H28ZM45 7H46V6H45ZM66 7H67V6H66ZM71 7H72V6H71ZM71 7H69V9H72L74 6H73L72 8H71ZM81 7L78 6V9H79V8H80V9H83V8H84V7H82V8H81ZM99 7H98L97 9H99ZM119 7H121V6H119ZM119 7H118V10L120 11ZM136 7H137V6H136ZM144 7H145V6H144ZM166 7H167V6H166ZM5 8H4V9H5ZM31 8H32V7H31ZM34 8H35V7H34ZM41 8H42V7H41ZM46 8H48V7H46ZM51 8H52V6H51ZM60 8H62V7H60ZM60 8L58 9V10H59V14H60L61 11H63V10H60ZM64 8H65V7H64ZM89 8H92V7L90 6ZM93 8H92V9H89V11H90V10H95L96 7H95L94 9H93ZM111 8H113V7H110V10H113V11H114L115 8H114V9H111ZM128 8H129V7H128ZM130 8H131L130 11L133 12V9H134V8H133V7H130ZM130 8H129V9H130ZM132 8H133V9H132ZM156 8H157V7H156ZM162 8H163V6H161L160 9H162ZM168 8H169V7H168ZM205 8H207V7H205ZM208 8H210V7H208ZM208 8L205 9V10H204V8H202V9L204 10V12L201 10L203 13H202L201 11H199L198 14H201V13L204 14L205 11L211 13V10L214 9V8H212V9H210V11H209ZM217 8H218V6H217ZM253 8H254V7H253ZM7 9H9V8H7ZM7 9H6V10H7ZM15 9H16V8H15ZM35 9H36V8H35ZM35 9H34V10H35ZM39 9H40V8H39ZM42 9H43V8H42ZM44 9H45V8H44ZM53 9H54V8H53ZM55 9H56V7H55ZM62 9H63V8H62ZM67 9H68V8H67ZM78 9H77V11H76L74 8H73L72 10H74V11L77 13V12L79 11ZM105 9H106V8H105ZM105 9H103V10H105ZM116 9H117V8H116ZM116 9H115V10H116ZM136 9L138 10V8H136ZM157 9H158V8H157ZM160 9H159V10H160ZM164 9H165V8H164ZM166 9H167V8H166ZM194 9H195V8H194ZM194 9H193V10H194ZM196 9H197V7H196ZM0 10H1V8H0ZM6 10H4V11L6 12ZM27 10H28V9H27ZM32 10H33V9H32ZM37 10H38V9H37ZM46 10H47V9H46ZM49 10H50V8H49ZM64 10H66V9H64ZM72 10H71V11H72ZM84 10H87V8H85ZM118 10H117V11H118ZM123 10H125V9H122V11H123ZM137 10L134 9V11H136V13L138 12ZM147 10H149V9H147ZM191 10H192V9H191ZM214 10H217V11H218V9H214ZM250 10H251V9H250ZM1 11H2V10H1ZM8 11H9V10H8ZM10 11H11V9H10ZM16 11H17V9H16ZM20 11H21V10H20ZM51 11H52V9H51ZM51 11H50V13H51ZM69 11H70V10H68V12H69ZM71 11H70V12H71ZM95 11H97V10H95ZM105 11H108V9L105 10ZM127 11H128V9H127ZM162 11H163V10H162ZM212 11H213V10H212ZM217 11H215V12L217 13ZM221 11H222V13H224V12H223L224 10H221ZM238 11H239V10H238ZM238 11H237V12H238ZM13 12H15V11L13 10ZM28 12H29V11H28ZM34 12H35V11H34ZM34 12H33V13H34ZM40 12H41V11H40ZM48 12H49V11H48ZM52 12H56V10H54V11H52ZM57 12H58V11H57ZM57 12H56V13H57ZM65 12H66V11H65ZM75 12H74V13H75ZM83 12H84V11H83ZM92 12H93V11H92ZM92 12H90V13L92 14ZM109 12H111V14H112V11H109ZM128 12H129V11H128ZM140 12H142V11H140ZM146 12H148V11H146ZM146 12H144L143 16L146 17V18L148 19V18L150 17V14H151L152 12L148 15V17H147V15L145 16V13H146ZM156 12H157V11H156ZM195 12L197 13V10H195ZM200 12H201V13H200ZM213 12H214V11H213ZM218 12H220V11H218ZM253 12H254V11H253ZM1 13H2V12H0V14H1ZM8 13H9V12H8ZM8 13H7V14H8ZM21 13H22V11H21ZM21 13H20V14H21ZM30 13L32 14V12H30ZM35 13H36V12H35ZM45 13H46V15H48L47 12H44V13H43L44 15H42V16H45V17H46ZM61 13H64V12H61ZM71 13H72V12H71ZM106 13H108V12H106ZM138 13H139V12H138ZM154 13H155V11H154ZM161 13H162V12L160 11V15H161ZM192 13H193V15H192ZM216 13H213V14L215 15ZM3 14L5 15V13H3ZM3 14H1V16H2ZM11 14H13V13H11ZM14 14H15V16H16L18 13L16 14V12H15ZM25 14H27V13H25ZM28 14H29V13H28ZM51 14H52V13H51ZM65 14H67V12H66ZM94 14L96 15V12H95V13L93 12L92 15L94 16ZM97 14H99V13L97 12ZM109 14H110V13H108V15H109ZM113 14H114V13H113ZM113 14H112V15H113ZM115 14H117V13H115ZM119 14H120V16H121V12H119ZM119 14H118V15H119ZM129 14H130V12H129ZM139 14L141 15L142 13H139ZM155 14H156V13H155ZM188 14H191L194 18L196 17L194 20H193V17H192L191 20H190V22H188V25H192V24H193L192 21L195 22L196 19H199V18H197L198 15H197V16L194 15V11H193V12L191 11V13L189 12ZM202 14L199 15L200 18H201V16H202V18H203V17H206V15H207V13H205V14H206L205 16H203ZM218 14H219V13H218ZM218 14H217V15H218ZM4 15H3V16H4ZM61 15H62V14H61ZM61 15H59V17H60ZM68 15H71V14H67V16H68ZM76 15H77V14H76ZM76 15L73 14V17H74V16L76 17ZM79 15H80V14H79ZM79 15H78V17H76V18H78V19H82V20L85 19V18H83L84 14H83V15H82V14L80 15L82 18H80ZM88 15H90V14H88ZM88 15H87V17H89ZM101 15H102V14H101ZM105 15H106V14H105ZM112 15H111L110 17L113 19V16H112ZM118 15H117V16H118ZM125 15H126V14H125ZM135 15H136V14H135ZM185 15H186V14H185ZM191 15H190V16H191ZM209 15H210V14H209ZM209 15H208V16H209ZM211 15H212V14H211ZM214 15H213V16H214ZM223 15H224V14H223ZM1 16H0V18H3V17H1ZM13 16H14V15H13ZM29 16H30V14H29ZM67 16H66V17H67ZM93 16H90V17H93ZM97 16H99V15H97ZM102 16H104V14H103ZM120 16H119V17H120ZM127 16H128V13H127ZM130 16L132 17V14H131ZM130 16H128V18H131ZM190 16H189V17H190ZM208 16H207V17H208ZM213 16H211V19L214 20L215 17L212 18ZM215 16H216V15H215ZM220 16L222 17L221 13H220ZM240 16H241V15H240ZM5 17H6V15H5ZM5 17H4V18H5ZM18 17H19V16H18ZM31 17H33V15H32ZM39 17H41V15H40ZM48 17H49V16H48ZM48 17H47V18H48ZM51 17H52V16H51ZM62 17L65 18V22H66V19H67V18H66L65 16H63V15H62ZM62 17H60V18H62ZM68 17H69V16H68ZM70 17H72V15H71ZM85 17H86V16H85ZM99 17H100V16H99ZM104 17H105V16H104ZM106 17H108V16H106ZM110 17H109V18H110ZM115 17H116V16H115ZM125 17H126V16H125ZM134 17H135V16H134ZM140 17H141V18H140ZM144 17H143V18H144ZM151 17H152V19L155 20V17H154V16H151ZM151 17H150V18H151ZM153 17H154V18H153ZM177 17H178V16H177ZM177 17H176V18H177ZM189 17H188V18H189ZM217 17H218V16H217ZM221 17H218V18H221ZM4 18H3V19H4ZM8 18H9V17H8ZM41 18H44V17H41ZM47 18H46L45 20H44V19H42V20L46 21ZM49 18H50V17H49ZM76 18H74V19H76ZM94 18H95V16H94ZM97 18H98V17H97ZM102 18H103V17H101V19H99V20H104V19H102ZM109 18H108V19H109ZM132 18H133V17H132ZM132 18H131V19H132ZM138 18H139V19H142V16H139ZM208 18H209V17H208ZM218 18L215 19L214 23H212V24H215L216 27L218 26V25H216V22H218V24L221 25L222 20H224V19H221V21H219V20L216 21ZM6 19H7V18H6ZM37 19L40 20V18H37ZM78 19H77V21H76L77 23H78V21H79ZM89 19H90V18H89ZM89 19H88V20H89ZM114 19H115V18H114ZM122 19H123V17H122ZM134 19H135V18H134ZM139 19H138V20H139ZM144 19H145V18H144ZM152 19H151V20L148 19V20L152 22V21H154V20H152ZM189 19H190V18H189ZM189 19H187L186 22L189 21ZM203 19H204V22H206V21H205V18H203ZM211 19H209V20H211ZM233 19H234V18H233ZM1 20H2V19H1ZM31 20H33V19H31ZM42 20H41V21H42ZM50 20H51V19H50ZM52 20H53V19H52ZM52 20H51V21H52ZM59 20H60V19H59ZM69 20H70V19H69ZM69 20H67V21H69ZM95 20H96V19H95ZM110 20H111V19H110ZM132 20H133V19H132ZM132 20H131V21H132ZM145 20H146V19H145ZM148 20H146V21L148 22ZM206 20H207V18H206ZM3 21H4V20H3ZM11 21H13V19H12ZM15 21H16V20H14V22H15ZM24 21H25V20H24ZM33 21H34V20H33ZM33 21H32V22H33ZM35 21H36V20H35ZM35 21H34V22H35ZM71 21H72V20H71ZM97 21H98V19H97ZM105 21H106V20H105ZM105 21H104V22H105ZM108 21H109V20H108ZM117 21H118V20H117ZM129 21H130V20H129ZM131 21H130V22H131ZM135 21H137V20H135ZM139 21H140V22H141V21L143 22L144 20H139ZM146 21H145V23H147ZM198 21L200 22V20H198ZM243 21H244V20H243ZM5 22H6V21H4L3 23H5ZM14 22H13V23H14ZM29 22H30V21H29ZM32 22H31V23H32ZM54 22H55V18H54ZM60 22H61V21H60ZM72 22H74V20H73ZM79 22H81V21H79ZM90 22H91V21H90ZM106 22H107V21H106ZM113 22H114V20H113ZM125 22L127 23V20H126ZM142 22H141V24H142ZM154 22H156V21H154ZM154 22H152V25H153V26L155 25ZM157 22H158V21H157ZM191 22H192V24H189V23H191ZM207 22H208V21H207ZM211 22H212V20H211ZM211 22L208 23V24H211ZM219 22H220V23H219ZM7 23H8V22H7ZM13 23H10L11 26L13 25ZM19 23H20V22H19ZM25 23H26V22H25ZM25 23H24V24H25ZM31 23H30V24H31ZM39 23H40V22H39ZM42 23H43V22H42ZM42 23H41V25H43ZM51 23H52V22H51ZM56 23H57V22H56ZM70 23H71V22H70ZM70 23H69V24H70ZM74 23H75V22H74ZM82 23H83V22H82ZM95 23H96V21H95ZM110 23H112V22L110 21ZM121 23H122V21H121ZM121 23H120V24H121ZM143 23H144V22H143ZM145 23H144V24H145ZM182 23H183V22H182ZM184 23H185V22H184ZM201 23H202V24H201ZM224 23H225V22H224ZM0 24H1V22H0ZM5 24H6V23H5ZM10 24H7V25L10 27ZM16 24H17V23H16ZM16 24H14V26H16ZM34 24H35V23H34ZM36 24H37V22H36ZM66 24H67V23H66ZM78 24H79V23H78ZM100 24H101V23H100ZM115 24H116V23H115ZM124 24H125V23H124ZM124 24H123V25H124ZM128 24H129V26H130V23H127V25H128ZM132 24H133V23H132ZM132 24H131V25H132ZM144 24H143V25H144ZM150 24H151V23H150ZM179 24H180V23H179ZM194 24H195V23H194ZM194 24H193V26H194ZM197 24H198V23H197ZM197 24H196V25H197ZM203 24H204L203 21L200 22V25H201V26H202ZM208 24H207V25H208ZM242 24H244V23H242ZM27 25H28V24H27ZM27 25H26V26H27ZM45 25H46V24H45ZM60 25H61V24H60ZM60 25H59V26H60ZM64 25H65V23H64ZM67 25H68V24H67ZM72 25H74V24H72ZM89 25H90V24H89ZM108 25H109V23H108ZM113 25H114V23H113ZM118 25H119V23L117 24V26H118ZM123 25H122V27H123V28H126L127 25H126V26H125V25L123 26ZM134 25H135V24H134ZM134 25H133V26H134ZM136 25H138V24H136ZM146 25H147V26H145V25H144V26H145V27H148V24H146ZM182 25H183V24H182ZM186 25H187V23L184 24V26H186ZM198 25H199V24H198ZM205 25H206V24H205ZM207 25H206V26H207ZM222 25H224L223 22H222ZM2 26H3V24L1 25V27H2ZM14 26H13V27H14ZM18 26H20V25L17 24V27H18ZM22 26H23V25H22ZM39 26H40V25H39ZM46 26H48V25H46ZM46 26H45V27H46ZM75 26H76V25H75ZM82 26H83V25H82ZM84 26H85V24H84ZM97 26H98V25H97ZM100 26H101V25H100ZM102 26H103V25H102ZM106 26H107V25H106ZM110 26L112 27V24H111ZM114 26H115V25H114ZM119 26H121V25H119ZM155 26H156V25H155ZM157 26H158V25H157ZM180 26H181V25H180ZM193 26H192V27H193ZM201 26H200V28L202 29ZM257 26H258V25H257ZM9 27H7V28H9ZM13 27H11L10 30H13ZM17 27L14 28V30H18ZM27 27H28V26H27ZM30 27H31V26H30ZM35 27H36V26H35ZM37 27H38V26H37ZM37 27H36V28H37ZM42 27H43V26H42ZM42 27L40 26L39 28H40L41 30H43ZM60 27H61V26H60ZM68 27L70 28V26H68ZM104 27H105V26H104ZM122 27H121V28L118 27V28L124 30ZM139 27L141 28V27H143V26H138V29H139ZM151 27H152V26H151ZM189 27H190V26H189ZM189 27H188V28H189ZM194 27H195V26H194ZM197 27H198V26H196V28H197ZM216 27H215V28L213 27L214 31H217L218 29L221 30V27L219 28V26H218V29L215 30ZM2 28H4V26H3ZM18 28H19V27H18ZM23 28H24V30H25L26 27L24 26ZM36 28H35V30H36V32L39 34V32L37 31ZM39 28H38V29H39ZM48 28H49V27H48ZM69 28H68V29H69ZM71 28L73 29V27H71ZM98 28H99V27H98ZM116 28H117V27H116ZM118 28H117V29H118ZM127 28L130 30L131 27L129 28V27L127 26ZM134 28H135V27H134ZM148 28H149V27H148ZM153 28H154V27H152V29H153ZM186 28H187V27H186ZM211 28H212V25H211ZM211 28H210V29H211ZM246 28H247V27H246ZM20 29H21V26H20ZM30 29H31V28H30ZM30 29H29V30H30ZM40 29H39V30H40ZM57 29H58V28H57ZM61 29H62V28H61ZM82 29H83V28H82ZM89 29H90V28H89ZM102 29H103V28H102ZM102 29H100V31H101ZM114 29H115V28H114ZM117 29H115V30H117ZM132 29H133V28H132ZM141 29L143 30L144 28H141ZM146 29H147V28H146ZM150 29H151V28H150ZM182 29H183V28H182ZM184 29H185V28H184ZM193 29H195V28H192V30H193ZM201 29H200V30H201ZM203 29L205 30L204 26H203ZM203 29H202V30H203ZM207 29H208V27H207ZM3 30H4V29H3ZM3 30L1 29V32H2ZM10 30H9V31H10ZM22 30H23V29H22ZM22 30H21V31H22ZM26 30H28V28H27ZM33 30H34V29H33ZM33 30H32V31H33ZM35 30H34V31H35ZM41 30H40V32H41ZM45 30H46V29H45ZM59 30H60V29H58V34H60L62 31H64V30H62V31L59 33ZM80 30H81V29H80ZM80 30H79V31L76 30V31L80 32ZM92 30H93V29H92ZM96 30H97V29H96ZM98 30H99V29H98ZM125 30H126V29H125ZM135 30H137V29H135ZM142 30H141V31H142ZM148 30H149V29H148ZM154 30H155V28H154ZM154 30H151V31L153 32ZM186 30H187V29H186ZM195 30H196V29H195ZM200 30H199V27H198V30H197V31L200 32ZM202 30H201V31H202ZM204 30H203V31H204ZM220 30H219V31H220ZM247 30H248V29H247ZM7 31H8V29L6 30V32H7ZM18 31H19V30H18ZM30 31H31V30H30ZM32 31H31V32H32ZM34 31H33V32H34ZM48 31H49V30H48ZM66 31L69 32V30H67V29H66ZM66 31H64V32H66ZM76 31H74V35H75V32H76ZM83 31H84V30H83ZM89 31H90V30H89ZM110 31H112V29H110ZM110 31H109V32H110ZM117 31H119V30H117ZM137 31H138V30H137ZM137 31H136V32H137ZM156 31H157V30H156ZM184 31H185V30H184ZM197 31H196V32H197ZM203 31H202V32H203ZM221 31H226V30H221ZM248 31H249V30H248ZM248 31H246V32H248ZM251 31H252V27H251ZM253 31H254V30H253ZM3 32H4V34H5V30H4ZM10 32H11V31H10ZM24 32H25V31H24ZM24 32H19V33H20V36L23 35ZM31 32H30V33H31ZM33 32L31 33V35H32V36H33V35H36V34H33ZM42 32H43V34H44V30H43ZM45 32H46V31H45ZM68 32H67V33H68ZM90 32H91V31H90ZM90 32H87V33L89 34ZM123 32H124V31H120V32H118V33H119V38H121L120 35H122V34H120V33H123ZM127 32H128V30H127ZM129 32H130V31H129ZM138 32H139V31H138ZM143 32H145V31H143ZM152 32H149V33L151 34ZM199 32H197L198 36H200V35H199ZM202 32H201V33H202ZM206 32H208V31H206ZM226 32H227V31H226ZM226 32L224 33V35H220L219 33H221V32H219V33L216 34V35H217V36H220V37H221V36H224V37L226 38L227 36H229V32L227 33L228 35L226 34ZM21 33H22V34H21ZM28 33H29V31H28ZM34 33H35V32H34ZM49 33H50V34H49ZM49 33H48V34H49L48 37L51 38L52 40H53V38H52V36H51V33H52L55 37H56V35H57V33L53 32V31H51V32L49 31ZM54 33H55V34H54ZM62 33H63V32H62ZM62 33H61L60 35H62ZM67 33H64V34H67ZM72 33H73V32H72ZM133 33H135V32L133 31ZM153 33H154V32H153ZM155 33H156V32H155ZM155 33H154L153 35H155ZM182 33H183V32H182ZM193 33H195V32L193 31ZM209 33H211V32H209ZM215 33H216V32H215ZM215 33H214V38H215ZM255 33H256V31H255ZM258 33H260V31H259ZM8 34L11 36V33L8 32L7 35H8ZM13 34H14V37H15V33H14V32H13ZM26 34H27V32H26ZM26 34H25V35H26ZM38 34H37V36H38ZM43 34H40L41 36H38V37L40 38V37H42V36H46V35H47V33H45L46 35H43ZM78 34H79V33H76V35H78ZM91 34L93 35V33H90L89 35H91ZM123 34H125V33H123ZM135 34H140V32H139V33H135ZM150 34H149V35H150ZM157 34H158V33H157ZM202 34H203L204 36L206 35V33H204V32H203ZM202 34H201V36H202ZM212 34H213V32H212ZM225 34H226L227 36H226ZM233 34L235 35V37H237L235 33H233ZM238 34H241V33L238 32ZM18 35H19V34H18ZM25 35H23L24 38H22V36H21V38H22V39H20L21 41L23 40L24 43H25V42H26V43H27V42L29 43L30 41H32V38H31V37H30V38H26ZM27 35H28V34H27ZM29 35H30V34H29ZM29 35H28V36H29ZM60 35H58V36L60 37ZM68 35H70V34H68ZM79 35H80V34H79ZM81 35H82V34H81ZM81 35H80V37L83 39L82 36L85 35V34H83L82 36H81ZM86 35H87V34H86ZM92 35H91V36H92ZM94 35H96V34L94 33ZM113 35H116V36L118 37V35H117L116 33L113 34ZM113 35H112V36H113ZM129 35H130V34H129ZM132 35H133V34H132ZM234 35H233V37H232V35H230L229 37H230V38L232 37L231 39H237V38H239V37L241 38V35H239V37H237V38H234ZM253 35H254V34H252V36H253ZM257 35H258V34H257ZM0 36H1V34H0ZM2 36H3V35H2ZM37 36H35V37H37ZM98 36H99V33H98ZM110 36H111V35H110ZM123 36H124V35H123ZM125 36H126V34H125ZM181 36H182V35H181ZM206 36H207V35H206ZM206 36H205V37H206ZM212 36H213V35H212ZM242 36H243V35H242ZM252 36H249V38H251ZM254 36H255V35H254ZM17 37H18V36H17ZM17 37H16V38H17ZM35 37H33V39H35ZM46 37H47V36H46ZM46 37H42L41 39L44 40L43 38L46 39ZM61 37L65 40L66 44L70 42V36H66V35H64V36H61ZM72 37H73V34H72ZM77 37H78V36H77ZM86 37H87V36H86ZM88 37H89V36H88ZM92 37H95V36H92ZM92 37H91V39H90V37H89V39L92 40V41H94L96 37H95L94 39H93ZM103 37H104V36H103ZM117 37H113V38L115 39V40H113V41H116V42H117V41L119 40V38L116 39ZM137 37H138V35H137ZM150 37H151V36H150ZM150 37H149V38H150ZM193 37H196V35H195V36L193 35L192 38H193ZM205 37H204V38H205ZM229 37H227V38H229ZM244 37H245V36L242 37V38H243L242 40L248 38V37H247V38H244ZM255 37H257V36H255ZM258 37H259V36H258ZM0 38H1V37H0ZM16 38H14V40H16ZM107 38H108V37H107ZM196 38H197V37H196ZM202 38H203V37H202ZM227 38H226V39H227ZM230 38H229V39H230ZM5 39H6V38H5ZM9 39H10L9 41H13V40H12L13 37H12V38H9ZM41 39H40V40H41ZM54 39H55V38H54ZM58 39H59V38H58ZM78 39H79V38H78ZM82 39H81V40H82ZM86 39H88V38H86ZM89 39H88V40H89ZM96 39H97V40H98V39H99V40H104V38H103V39L96 38ZM105 39H106V38H105ZM110 39H111V37L109 38V41H110V43H111L112 41H111ZM122 39H124V38H122ZM126 39H128V38H126ZM137 39H138V38H137ZM222 39H224V38L222 37ZM256 39H259V38H256ZM256 39L254 38V40H256ZM3 40H4V38H3ZM36 40H37V39H36ZM55 40H56V39H55ZM55 40H53V41H55ZM135 40H136V39H135ZM188 40H189V39H188ZM191 40L193 41V39H191ZM215 40H216V39H215ZM227 40H228V39H227ZM237 40H238V42H239V39H237ZM237 40H235V42H232V43L235 44V43L237 42ZM7 41H8V40H7ZM9 41H8V42H9ZM18 41H19V40H18ZM44 41H45V40H44ZM53 41H52V42H53ZM56 41H57V40H56ZM83 41H84V40H83ZM95 41H96V40H95ZM104 41H105V40H104ZM121 41H122V40H121ZM124 41H125V40H124ZM129 41H130V40H129ZM129 41H128V42H129ZM184 41H185V40H184ZM213 41H214V40H213ZM213 41H211V42H213ZM217 41H218V40H217ZM219 41H220V38H219ZM224 41H225V39H224ZM230 41H231V40H230ZM232 41H234V40H232ZM240 41H241V40H240ZM8 42H7V43H8ZM13 42H15V41H13ZM13 42H12V43H13ZM23 42H21V43H23ZM47 42H51V41L49 40V41H47ZM47 42H45V43H47ZM79 42H80V40H79ZM89 42H90V41H89ZM96 42L98 43L99 41H96ZM101 42H102V41H101ZM118 42H119V41H118ZM128 42H127V43H128ZM194 42H195V41H194ZM227 42H228V41H227ZM241 42H242V44H243L244 41H241ZM15 43H17V40H16ZM19 43H20V42H19ZM40 43H41V42H40ZM40 43H39V48H41L40 46L43 45V44H42L43 42L41 43L42 45H40ZM75 43H76V42H75ZM75 43H74V45H75ZM129 43H130V42H129ZM195 43H197V42H195ZM214 43H215V41H214ZM214 43H213V44H214ZM217 43H218V42H216V44H214V46L217 47V48L219 49L220 54H221V50L223 51L225 47H223V49H222V47H220V48H221V49H220V48L217 46ZM219 43H222V45H223L224 43H226V41H225L224 43H223L222 41L219 42ZM229 43H231V42H229ZM232 43H231V44H232ZM244 43H245V42H244ZM48 44H49V43H47V46L49 47L50 44H49V45H48ZM70 44H71V43H70ZM72 44H73V42H72ZM83 44H84V43H83ZM87 44H88V41H87ZM102 44H103V43H102ZM107 44H109V43H107ZM144 44H146V43H144ZM173 44H174V43H173ZM173 44H172V45H173ZM197 44H198V43H197ZM209 44H210V43H209ZM227 44H228V43H226L225 45H227ZM231 44H229L228 46H231ZM236 44H238V43H236ZM236 44H235V45H236ZM242 44L240 43V45H242ZM256 44H257V43H256ZM13 45H14V44H13ZM22 45H23V44H22ZM30 45H31V44H30ZM61 45H62V44H61ZM77 45H79V44H77ZM85 45H86V44H85ZM92 45H93V44H92ZM97 45H98V44H97ZM114 45H115V44H114ZM119 45H120V47H121V44H119ZM126 45H127V44H126ZM146 45H147V44H146ZM172 45H171V46H172ZM199 45H200V44H199ZM210 45L213 46L212 43H211ZM218 45H219V44H218ZM240 45H239L238 47H240ZM245 45H246V43H245ZM245 45H244V46H245ZM253 45H254V44H253ZM19 46H20V44H19ZM27 46H28V45H27ZM37 46H38V45H37ZM43 46H44V45H43ZM55 46H56V45H55ZM57 46H58V45H57ZM107 46H108V45H107ZM137 46H138V45H137ZM137 46H136V47H137ZM143 46H144V45H143ZM143 46H142V47H143ZM171 46H170V47H171ZM174 46H175V45H174ZM244 46H242V47H244ZM44 47H46V46H44ZM48 47H46V48H48ZM52 47H53V46H52ZM79 47H80V46H79ZM85 47H86V46H85ZM113 47H114V46H113ZM149 47H150V46H149ZM199 47H200V46H199ZM199 47H198V48H199ZM226 47H227V46H226ZM231 47H233V46H231ZM236 47H237V45H236ZM238 47H237V48H238ZM246 47H247V46H246ZM246 47H245V48H246ZM16 48H17V47H16ZM29 48H30V46H29ZM49 48H50V47H49ZM57 48H58V47H57ZM80 48L82 49V47H80ZM107 48H109V46H108ZM110 48H111V47H110ZM126 48H127V47H126ZM129 48H131V47H129ZM138 48H139V46H138ZM234 48H235V47H234ZM237 48H236V49H237ZM248 48H249V47H247V49H248ZM43 49H44V48H43ZM62 49H63V48H61L60 50H62ZM65 49H67V48H65ZM81 49H79V50H81ZM88 49H89V48H88ZM91 49H92V48H91ZM100 49H101V48H100ZM102 49H103V48H102ZM105 49H106V48H105ZM115 49H116V48H115ZM115 49H114V51H115ZM117 49H118V48H117ZM121 49H122V48H121ZM127 49H128V48H127ZM170 49H171V48H170ZM196 49H197V48H196ZM211 49H212V48H211ZM211 49H210V50L208 49V52H211V51H212ZM227 49H231V48H227ZM238 49H239V48H238ZM238 49H237V50H238ZM247 49H245V50H247ZM36 50H37V49H36ZM47 50H49V49H47ZM77 50H78V49H77ZM86 50H87V49H86ZM93 50H94V48H93ZM112 50H113V49H112ZM119 50H120V49H119ZM214 50H215V49H214V47H213V51H214ZM216 50H217V49H216ZM216 50H215V51H216ZM225 50H226V49H225ZM239 50H240V49H239ZM169 51H170V50H169ZM213 51L211 52L210 55H213L212 53L215 52V51H214V52H213ZM217 51H218V50H217ZM219 51H218V52H219ZM226 51H228V50H226ZM232 51H236V50H232ZM247 51H248V50H247ZM109 52H110V51H109ZM173 52H175V51L173 50ZM173 52H172V53H173ZM197 52H198V51H197ZM197 52H196V53H197ZM208 52H206V54H207ZM228 52H230L229 54L231 55V53H232L231 50H229ZM228 52H225V51L223 52V53H225V57H226V53H228ZM250 52H251V51H250ZM61 53H62V52H61ZM198 53H199V52H198ZM223 53H222V54H223ZM233 53H234V52H233ZM233 53H232V56L234 57ZM247 53L249 54V52H247ZM258 53H260V52H257L256 55H257ZM263 53H264V52H263ZM168 54H169V53H168ZM194 54H195V53H194ZM208 54H209V53H208ZM214 54H215V53H214ZM222 54H221V55H222ZM137 55H138V54H137ZM195 55H197V54H195ZM203 55H204V54H203ZM210 55H209V56H210ZM216 55L218 56L219 54H217V52H216L215 57H216ZM223 55H224V54H223ZM250 55H251V54H250ZM250 55H249V56H250ZM253 55H255V52H254V54H252L251 56H253ZM258 55H260L259 58L256 56V58H258V60H259V59L262 60V58H264V56H262V58H261V53L258 54ZM168 56L170 57V54H169ZM171 56H175V55L172 54ZM177 56H178V55H177ZM228 56H229V55L227 54L226 59L228 58ZM242 56H243V55H242ZM251 56H250V57H251ZM129 57H130V56H129ZM179 57H180V56H179ZM179 57H178V58H179ZM210 57H211V56H210ZM219 57H220V55H219ZM223 57H224V56H223ZM225 57H224V58H225ZM229 57H230V56H229ZM233 57H232V59H234ZM240 57H241V55H240ZM240 57H239V59H240ZM243 57H245V59H246V58L249 59L248 56H247V57H246V56H243ZM243 57H241V59H242ZM44 58H45V57H44ZM60 58H61V57H60ZM143 58H144V57H143ZM143 58H142V60H143ZM216 58H218V57H216ZM216 58H215V59H216ZM221 58H222V57H221ZM235 58H236V57H235ZM253 58L256 60L255 56H254ZM46 59H47V58H46ZM168 59H169V58H168ZM170 59H171V57H170ZM176 59H177V58H174V61H175ZM180 59H181V58H180ZM198 59H199V58H198ZM209 59H210V58H209ZM230 59H231V57L229 58V61H230ZM232 59H231V61H232L233 63L230 61L231 64H235V63H234L235 61H233ZM236 59H238V56H237ZM245 59H244V60L242 59L243 62H242V61H241V62H242V63H245V62H246V63H247V62L250 63V62L253 60L252 58H251L252 60L250 59L251 61H248L247 59H246V60H247V61H246ZM51 60H52V59H51ZM57 60H58V59H57ZM62 60H64V59H62ZM142 60H141V61H142ZM150 60H151V59H150ZM227 60H228V59H227ZM227 60H224V63L227 62ZM258 60H257V61H258ZM54 61H55V60H54ZM60 61H61V60H60ZM148 61H149V60H148ZM163 61H165V60L163 59ZM171 61H172V60H171ZM178 61L181 62L180 60H178ZM182 61H183V60H182ZM221 61H222V60H221ZM238 61L240 62V60H238ZM244 61H245V62H244ZM257 61H256V63H257ZM48 62H49V61H48ZM153 62H155V61H153ZM165 62H166V61H165ZM168 62H169V61H168ZM168 62H167V63H168ZM175 62H176V61H175ZM219 62H220V61H219ZM260 62H262V61H260ZM260 62H259V63H260ZM263 62H264V61H263ZM56 63H57V62H56ZM59 63H60V62H59ZM63 63H64V61H63ZM156 63H157V62H156ZM162 63H164V62H162ZM170 63H171V62H170ZM170 63H169V64H170ZM181 63H182V62H181ZM217 63H218V62H217ZM221 63H223V61H222ZM221 63H220V64H217V66H218V65H219V66H220V65L222 66ZM227 63H228V62H227ZM227 63H225V65H226ZM246 63H245V64H246ZM251 63H253V62H251ZM251 63H250V64H251ZM254 63H255V62H254ZM256 63H255V64H256ZM61 64H62V63H61ZM159 64H160V63H159ZM159 64H157V66H158ZM165 64H166V63H165ZM176 64H179V63L176 62ZM183 64H184V63H183ZM247 64H248V63H247ZM250 64H248V66H250ZM142 65H143V64H142ZM184 65H185V64H184ZM211 65H212V64H211ZM239 65L241 66L240 63H239ZM67 66H68V65H67ZM67 66H66V67H67ZM148 66L150 67V65H148ZM159 66H160V65H159ZM169 66H170V65H169ZM169 66H168V67H169ZM171 66H172V65H171ZM171 66H170V67H171ZM217 66H216V67H217ZM226 66H228V65H226ZM226 66H225V67H226ZM242 66H244V64H242ZM253 66H254V65H253ZM253 66H252V67H253ZM260 66H261V65H260ZM262 66H263V65H262ZM173 67H174V66H173ZM212 67H213V66H212ZM223 67H224V64H223ZM232 67H233V66H232ZM234 67L236 68V65H235ZM234 67H233L232 69H234ZM245 67H246V65L244 66V68H245ZM256 67H259V66L257 65ZM134 68H135V67H134ZM160 68H161V67H160ZM175 68H176V67H175ZM181 68H182V67H181ZM190 68H191V67H190ZM213 68H214V67H213ZM213 68H212V70H215V69H213ZM228 68H231V66L228 67ZM238 68H241V67H238ZM238 68H237V69H238ZM244 68L241 69V70L243 71ZM246 68H249V67H246ZM246 68H245V71H246V74H248L249 72L247 73L248 69H246ZM254 68H255V67H253V69H254ZM261 68H262V67H261ZM148 69H149V68H148ZM193 69H194V68H193ZM216 69H217V68H216ZM237 69H234V70H237ZM250 69H251V68H250ZM250 69H249V70H250ZM253 69H251V70H253ZM263 69H264V68H263ZM263 69H261V70H263ZM161 70H162V69H161ZM171 70H173V68H172ZM185 70H186V69H185ZM188 70H189V69H188ZM188 70H187V71H188ZM190 70H191V69H190ZM190 70H189V71H190ZM194 70H195V69H194ZM194 70H192V71H194ZM196 70H197V69H196ZM234 70H233V72H234ZM238 70H240V69H238ZM238 70H237V72H236V74L239 72V73L237 74V76H238L239 74H242L243 72H245V71H243V72L241 73V71H238ZM258 70H259V69L256 70V68H255V72L258 71ZM24 71H26V70H24ZM144 71H147V70H144ZM154 71H155V70H154ZM178 71H179V70H178ZM182 71H183V70H182ZM192 71H191V72H192ZM253 71H254V70H253ZM259 71H260V70H259ZM259 71H258V73H260ZM85 72H86V71H84V73H85ZM140 72H141V71H140ZM164 72H165V70H164ZM175 72H176V71H175ZM175 72H174V75H176ZM185 72H186V71H185ZM261 72L263 73L264 70L261 71ZM27 73H29V72H27ZM86 73H87V72H86ZM150 73H151V72H150ZM179 73H180V72H179ZM198 73H199V72H198ZM202 73H204V72H202ZM251 73H253L252 75H255L254 72H250V74H251ZM262 73H261V74H262ZM31 74H32V73H31ZM87 74H88V73H87ZM95 74H96V73H95ZM183 74H184V73H183ZM187 74H188V73H187ZM187 74H186V75H187ZM230 74H232V72H231ZM233 74H235V72H234ZM233 74H232V75H233ZM244 74H245V73H244ZM250 74H249V76H251ZM256 74H257V73H256ZM261 74H260V76H261ZM29 75H30V74H29ZM93 75H94V74H93ZM170 75H171V74H170ZM170 75H169V76H170ZM196 75H197V73H196ZM198 75H199V74H198ZM204 75H205V74H204ZM208 75H210V74H208ZM232 75H231V76H232ZM32 76H33V75H32ZM171 76H172V75H171ZM180 76H181V75H180ZM182 76H183V75H182ZM187 76H188V75H187ZM234 76H235V75H234ZM234 76H232V77H234ZM240 76H241V75H240ZM242 76H243V75H242ZM242 76H241V77H242ZM249 76H247V78H248ZM255 76L258 77V74L255 75ZM255 76H253V77H251V78H254V79H255ZM24 77H25V76H24ZM24 77H23V78H24ZM26 77H27V76H26ZM176 77H177V76H176ZM197 77H198V76H197ZM207 77H208V76H207ZM214 77H215V76H214ZM241 77H240V78H241ZM245 77H246V76L244 75V79H243L244 81L240 80V82H243V83L245 82V83H246V80H248V79H246ZM33 78H34V77H33ZM88 78H90V77H88ZM261 78H262V80H263V77H262V76H261ZM30 79H32V78H30ZM30 79H29V80H30ZM97 79H98V78H97ZM187 79H188V77H187ZM191 79H193V78H191ZM195 79H196V78H195ZM204 79H205V78H204ZM207 79H208V78H207ZM241 79H242V78H241ZM254 79H253V80H254ZM91 80H93V79H91ZM169 80H170V79H169ZM199 80H200V79H199ZM201 80H202V79H201ZM253 80H252V82H250L251 80L249 81V82H250V84H249L250 86H251V83L253 84ZM255 80H256V79H255ZM255 80H254V81H255ZM257 80H258L259 84L262 83V81H259V80H261L259 77H258ZM11 81H13V80H11ZM21 81H22V80H21ZM27 81H28V80H27ZM96 81H97V80H96ZM176 81H177V80H176ZM13 82H14V81H13ZM126 82H127V81H126ZM158 82H160V81H158ZM161 82H162V81H161ZM179 82H180V81H179ZM185 82L187 83V80H186ZM204 82H205V81H204ZM249 82H247V84H248ZM256 82H257V81H256ZM263 82H264V81H263ZM15 83H16V82H15ZM19 83H20V82H19ZM40 83H41V82H40ZM97 83H98V82H97ZM122 83H125V82H122ZM129 83H130V82H129ZM180 83H181V82H180ZM180 83H179V84H180ZM207 83H208V82H207ZM221 83H222V82H221ZM245 83H244V85L247 86V84H245ZM7 84H8V83H7ZM16 84H17V83H16ZM38 84H39V83H38ZM130 84H131V83H130ZM149 84H150V83H149ZM151 84H152V83H151ZM181 84H182V83H181ZM181 84H180V85H181ZM183 84H184V83H183ZM183 84H182V85H183ZM187 84H189V83H187ZM187 84H186V85H187ZM259 84H258V85H259ZM262 84L264 85V83H262ZM262 84H261V85H262ZM14 85H15V84H14ZM22 85H23V83H22ZM204 85H205V84H204ZM207 85H208V84H207ZM213 85H216V84L214 83ZM221 85H223V84H221ZM221 85H220V86H221ZM228 85H231V84H228ZM249 85L247 86V88L250 87ZM256 85H257V84L255 83L254 87H258V85H257V86H256ZM263 85H262V86H263ZM25 86H26V85H25ZM29 86H30V85H29ZM131 86H134V85H131ZM172 86H173V85H172ZM217 86H218V85H217ZM220 86H219V87H220ZM226 86H227V85H226ZM226 86L224 85V87H226ZM259 86H260V85H259ZM262 86H261V87H262ZM27 87H28V86H27ZM40 87H41V84H40ZM40 87H39V88H40ZM134 87H135V86H134ZM222 87H223V86H222ZM224 87H223V89H224ZM228 87H229V86H228ZM251 87H252V88H251ZM251 87H250V88H251L252 90L254 89L253 91H255V89H258V88H254L253 86H251ZM263 87H264V86H263ZM14 88H17V87H14ZM20 88H21V86H20ZM24 88H25V87H24ZM201 88H202V87H201ZM201 88H200V89H201ZM226 88H227V87H226ZM250 88H249V90H250ZM8 89H9V88H8ZM132 89H133V88H132ZM136 89H138L137 86H136ZM174 89H175V88H174ZM177 89H178V88H177ZM177 89H176V90H177ZM214 89H215V88H214ZM228 89H229V88H228ZM231 89H232V88H230V90H231ZM263 89H264V88H263ZM11 90H13V89H11ZM16 90H17V89H16ZM28 90H29V89H28ZM36 90H38V89H36ZM43 90L45 91V89H43ZM138 90H139V89H138ZM179 90H180V89H178V91H179ZM205 90H207V89H205ZM205 90H204V91H205ZM225 90H226V89H225ZM17 91H19V90H17ZM21 91H22V89H21ZM31 91H33V90H31ZM161 91H163V90L161 89ZM209 91H210V90H209ZM228 91H229V90H228ZM228 91H227V92H228ZM250 91H251V90H250ZM250 91H249V92H250ZM256 91H257V90H256ZM256 91H255V92H256ZM259 91H261L260 88L258 89V92H259ZM23 92H24V91H23ZM47 92H49V93H46V94H50V95H51V93H54V91L51 92V90H50V91L47 90ZM148 92H149V91H148ZM163 92H164V91H163ZM163 92H162V93H163ZM179 92H181V91H179ZM193 92H194V91H193ZM201 92H202V91H201ZM217 92H218V91H217ZM223 92H224V91H223ZM230 92H231V91H230ZM230 92H229V93H230ZM234 92H235V90H234ZM234 92H233V93H234ZM251 92H252V91H251ZM251 92H250V94H251ZM258 92H256V93H257V96H258ZM5 93H6V92H5ZM7 93H8V92H7ZM18 93H19V92H18ZM31 93H32V92H31ZM31 93H30V94H31ZM34 93H35V92H34ZM41 93H42V91H41ZM135 93H136V92H135ZM143 93H144V92H143ZM145 93H146V92H145ZM166 93H167V92L165 91V94H166ZM189 93H190V92H189ZM195 93H198V92H195ZM205 93H206V92H205ZM252 93H253V92H252ZM259 93H260V94L262 93V94L264 95L263 90H262L261 92H259ZM172 94H173V92H172ZM176 94H177V93H176ZM185 94H187V93H185ZM191 94H192V92H191ZM206 94H207V93H206ZM215 94H216V93H215ZM219 94H220V93H219ZM219 94H218V95H219ZM254 94H255V93H253L252 97H254ZM5 95H6V94H5ZM11 95H13V94H11ZM16 95H17V93H16ZM31 95H32V94H31ZM35 95H36V94H35ZM50 95H49V96H50ZM140 95H141V94H140ZM162 95H163V94H162ZM162 95H161V96H162ZM201 95H202V94H201ZM221 95H222V94H221ZM226 95H227V94H226ZM229 95H230V94H229ZM7 96H8V95H7ZM24 96H25V94H24ZM41 96L43 97L42 94H41ZM41 96H40V97H41ZM51 96H53V95H51ZM163 96H164V95H163ZM176 96H177V95H176ZM182 96H183V95H182ZM182 96H180V98H181ZM192 96H193V94H192ZM198 96H200V95H198ZM214 96H215V95H214ZM223 96H224V95H223ZM257 96H256V99H257ZM261 96H262V95H261ZM4 97H5V96H4ZM8 97H9V96H8ZM27 97H28V96H27ZM27 97H26V98H27ZM33 97H34V96H33ZM44 97H45V96H44ZM172 97H174V96H172ZM205 97H206V96H205ZM207 97H208V96H207ZM215 97H216V96H215ZM219 97H220V96H219ZM221 97H222V96H221ZM221 97H220V98H221ZM229 97H230V96H229ZM258 97L260 98V96H258ZM262 97H264V96H262ZM262 97H261V98H262ZM0 98H1V97H0ZM26 98H24L25 103H27V101H28ZM29 98H31V97H29ZM29 98H28V99H29ZM47 98H48V96H47ZM156 98H157V95H156ZM184 98H185V95H184ZM186 98H187V97H186ZM193 98H194V97H193ZM196 98H197V97H196ZM36 99L39 100L40 98H37V97H36ZM57 99H58V98H57ZM158 99H159V97H158ZM172 99H173V98H172ZM182 99H183V98H182ZM223 99H224V97H223ZM240 99H242V98L240 97ZM240 99H239V100H240ZM243 99H244V98H243ZM4 100H5V99H4ZM19 100H20V99H19ZM29 100H30V102H29V101H28V102H29V104L33 107L34 114H37V113H35L36 111H37L38 113H40L39 111H41V110H40L41 108L38 109L39 111L36 110L37 107H35V104H36V103H37V104H38V103H40V104L42 103V104H43V103H45V102H44V101L42 102L41 100H39V101H38V100H34V98H31V99H29ZM55 100H56V99H55ZM168 100H169V99H168ZM196 100H198V99H196ZM200 100H201V99H200ZM239 100L237 99V102H239ZM257 100H260V99H257ZM2 101H3V100H2ZM36 101H37V102H36ZM46 101H48V100H46ZM174 101H175V100H174ZM202 101H203V100H202ZM215 101H216V100H215ZM235 101H236V100H235ZM240 101L242 102L243 100H240ZM263 101H264V99H263ZM263 101H262V99H261V103H262ZM3 102H4V101H3ZM5 102H6V101H5ZM13 102H14V101H13ZM19 102H20V101H19ZM57 102H58V100H57ZM169 102H170V101H169ZM204 102H205V100H204ZM204 102H202V103H204ZM209 102H210V100H209ZM212 102H213V101H212ZM222 102H223V101H222ZM222 102H221V103H222ZM233 102H234V101H233ZM241 102H239V103H241ZM257 102H260V101H257ZM14 103H15V102H14ZM21 103H22V102H21ZM48 103H49V102H48ZM54 103H56V102L54 101ZM224 103H225V102H224ZM235 103H236V102H235ZM239 103H238V104H239ZM245 103H247V102L244 101V104H245ZM261 103H260V104H261ZM263 103H264V102H263ZM263 103H262V104H263ZM0 104H2V103H0ZM9 104H10V103H9ZM9 104H8V105H9ZM46 104H47V103H46ZM57 104H58V103H57ZM64 104H66V101H65ZM131 104H132V103H131ZM136 104H137V103H136ZM166 104H167V103H166ZM174 104H175V103H174ZM205 104H206V103H205ZM207 104H208V103H207ZM207 104H206V105H207ZM214 104H215V103H214ZM226 104H230V102H229V103H226ZM244 104H243L242 106H244ZM13 105H14V104H13ZM51 105H52V104H51ZM60 105H61V104H60ZM70 105H71V104H70ZM138 105H139V104H138ZM170 105H171V103H170ZM178 105H179V104H178ZM236 105H237V103H236ZM1 106H3V105H1ZM15 106H16V105H15ZM26 106H27V105H26ZM36 106H37V105H36ZM40 106H41V105H40ZM57 106H59V105H57ZM65 106H66V105H65ZM71 106H72V105H71ZM71 106H70V107H71ZM74 106H77V105H74ZM208 106H209V104H208ZM219 106H220V105H219ZM232 106H233V105H232ZM234 106H235V104H234ZM237 106H238V105H237ZM246 106H248V105H245V107H246ZM252 106H253V104H252ZM254 106H255V105H254ZM5 107H6V106H5ZM21 107H22V106H21ZM43 107H44V106H43ZM43 107H42V108H43ZM48 107H49V105H48ZM48 107H47V109H49ZM53 107H55V109L57 110L56 106L53 105ZM67 107H68V105H67ZM142 107H143V106H142ZM171 107H172V106H171ZM177 107H178V106H177ZM240 107H241V106H240V104H239V109L236 110V111H240V110H241ZM248 107H251V104H250ZM258 107H259V106H258ZM261 107L263 108L264 105H262ZM261 107H259L258 109L255 107V110L257 109V111H256L257 113L259 112L258 110L262 111V110L260 109ZM0 108H1V107H0ZM23 108H24V107H23ZM29 108H31V107H29ZM60 108H61V107H60ZM128 108H129V107H128ZM132 108H133V107H132ZM166 108H167V107H166ZM178 108H179V107H178ZM232 108H233V107H232ZM237 108H238V107H237ZM241 108H243V107H241ZM252 108H253V107H252ZM6 109H7V108H6ZM10 109H11V108H10ZM43 109H44V108H43ZM45 109H46V108H45ZM51 109H54V108H51ZM51 109H49V111H51ZM67 109H68V108H67ZM71 109H72V107H71ZM76 109H77V108H76ZM179 109H180V108H179ZM206 109H208V108H206ZM233 109H234V108H233ZM243 109H244V108H243ZM248 109H249V108H247V109L245 108L244 111L242 110L241 112H245V110L248 111ZM250 109H251V108H250ZM56 110H55V111L53 110L54 113L56 112ZM69 110H70V109H69ZM81 110H82V109H81ZM137 110H138V109H137ZM164 110H165V109H164ZM173 110H174V109H173ZM211 110H212V109H211ZM234 110H235V109H234ZM234 110H233V111H234ZM17 111H18V110H17ZM20 111H21V110H20ZM30 111H31V110H30ZM45 111H46V110H45ZM53 111H51V112H53ZM60 111H63V109H61ZM60 111L57 110L58 113H60ZM71 111H73V110H71ZM139 111H140V110H139ZM156 111H157V110H156ZM185 111H186V110H185ZM221 111H222V109H221ZM224 111H225V110H224ZM247 111H246V112H247ZM249 111H250V110H249ZM252 111H253V109H251L250 112H252ZM41 112H42V111H41ZM46 112H48V111H46ZM67 112H69V111H67ZM74 112H76V111H74ZM83 112H84V111H83ZM163 112H164V111H163ZM165 112H166V111H165ZM170 112H171V111H169V113H170ZM178 112H179V111H178ZM182 112H183V111H182ZM208 112L211 113L210 110H209ZM246 112H245V113H246ZM250 112H248L247 114H245V116H244V114H243V116H242V120H243L245 117H249V116H247V115H248ZM262 112H264V109H263ZM262 112H261L260 114L264 115ZM10 113H11V112H10ZM26 113H27V112H26ZM42 113H43V112H42ZM54 113L52 114L53 116H54ZM64 113H65L66 115H68V114L66 113V111H64ZM167 113H168V112H167ZM169 113H168V114H169ZM173 113H174V112H173ZM180 113H181V112H180ZM213 113H214V112H213ZM231 113H232V110H231ZM254 113H255V111H253L252 114L254 115ZM15 114H18V113L16 112ZM44 114L46 115V113H44ZM47 114L49 115L50 112L47 113ZM65 114L62 113V116H61L60 114H59V115H60L62 118H64L63 115H65ZM140 114H141V113H140ZM187 114L191 117L190 119H192L193 121H192V120H191V121L194 122V123H195V122H201V123H203V124H204V123H205V124L207 123V124H210V125H212V126H214V127H216V128L218 129V131H219V138L222 139V140L224 139V141H225V147H224V149H226L225 151L228 150V151L230 152L229 155L231 154L232 157L234 158V160L237 161V163L239 164V166H240V168H241L240 171L242 170L244 176H245L246 179H247V182L250 183V184L252 185L253 192H252L251 194L249 193V194H250V198H249V199L251 200L250 204L253 203V204H260V205H262V204L264 203V179L261 178L260 170H262V171L264 172V162H263L264 160L262 159V160H263V161H262L263 163H260V165H258L260 168H259L258 166H255L256 164L254 165V164L252 163L253 161L251 162V160L249 159V155H250V154L248 155V153H247L248 151L246 152V148H245V146H243V145H239V144H238V142H237V140H236V136L234 135L235 133L233 132L234 134H229V133H227V132H225V131H222V130L220 129V127L218 128L217 126L214 125L213 121H211V119H210V118H209V117H208V116H207L202 110L196 109V108H194V107L187 106ZM215 114H216V113H215ZM226 114H227V113H226ZM238 114H239V112H238ZM241 114H242V113H241ZM241 114H239V116H241ZM252 114H250V116H251ZM260 114L258 113V115H260ZM0 115H1V114H0ZM37 115H38V114H37ZM41 115H42V114H41ZM79 115H80V114H79ZM95 115H96V114H95ZM218 115H219V114H218ZM227 115H228V114H227ZM229 115H230V114H229ZM229 115H228V116H229ZM256 115H257V114H256ZM256 115H254V116L256 117ZM9 116H11V115H9ZM14 116H15V115H14ZM35 116H36V115H35ZM43 116H44V115H43ZM55 116H56V115H55ZM57 116H58V115H57ZM68 116L70 117V115H68ZM86 116H87V115H86ZM101 116H102V115H101ZM181 116H183V115H181ZM186 116H187V115H186ZM237 116H238V115H237ZM239 116H238V117H239ZM11 117H13V116H11ZM37 117H38V116H37ZM41 117H42V116H41ZM61 117H60V118H61ZM75 117H76V115H75ZM75 117H74V118H75ZM80 117H82V115H81ZM80 117H79V119H80ZM87 117H88V116H87ZM91 117H92V116H91ZM96 117H97V115H96ZM102 117H103V116H102ZM102 117H101V118H102ZM142 117H143V116H142ZM162 117H163V116H162ZM219 117H220V116H219ZM238 117H237V118H238ZM243 117H244V118H243ZM257 117H258V116H257ZM257 117H256V119H258ZM9 118H10V117H9ZM9 118H8V119H9ZM17 118H18V117H17ZM32 118H33V117H32ZM38 118H39V117H38ZM42 118L44 119V117H42ZM48 118L50 119V116H49ZM51 118L53 119V117H51ZM76 118H77V117H76ZM92 118H93V119H92ZM92 118L90 119L91 121H93L94 119H96L97 121L101 120V119H98V117L95 118V116H93ZM99 118H100V117H99ZM173 118H174V117H173ZM185 118H186V117H185ZM188 118H189V117H188ZM259 118H264V117H259ZM5 119H6V118H5ZM35 119H36V118H34V121H35ZM40 119H41V118H40ZM46 119H47V118H46ZM52 119H50V121H48V120L46 121L45 119H44V120H45L48 124H49V123L54 124V123H53L54 120H52ZM54 119H55V118H54ZM57 119H58V118L56 117V119H55L54 122H56V123L58 122V123L60 124L61 121H63V119H62V120L59 122V121H57ZM67 119H68V117H67ZM79 119L77 118V119L71 120V117H70V122H71L70 125H71V128H72V125H76V124L79 125V130L77 129L78 131H75L76 134H77V137H78V139H76V140H78V141L75 142L73 139H71V140H73L75 143L73 142V143H69V144H67V145H68V147L66 146L67 149H65V147L63 146V144H62V146L60 145L61 147H64V150H66V153H67V156H68V158H67V157H65V155H64V157L66 158V159H64V161H65V160H67V161L69 160V164L71 163V165H72V169H70L71 167L69 168L70 171L72 170V172H70L69 170H68L69 172L67 171L70 175H72V179H71L72 182H70V175H69L67 172H66V173L69 175V176H68V179H69V180L67 179V181H69V182L66 181L65 183H63V182H64V179H63V182L58 181V179H57L56 176H59V175H58L59 173H58V174H54V173H56V172H54V173H53L54 176H53V174H52L51 171H60V172H61V169H62V168H64V169L67 168V166H68L69 164H67L68 162L66 163L67 166H66L65 164H62V160H61V159H62L63 157H61V159H60L59 157L62 156V155H60V154H59L60 156L58 155L59 157H54L53 155L51 156L52 159H53V165H52V164H51L52 166L49 165V166H51L49 171H50V173H51V176H53V180H54V181H53L52 183H54V182H55V179H57V180H56V183H54L55 185L57 184V185L60 186V187H61L62 185H65V186H67V185L70 186V185H71L72 188L74 187V189H73V190H68V191H66V192H65V190H63V191L65 192V194L70 195L71 198H69L67 195H65V197H63V198H64V199H63V202H64L63 204L65 205V207H64L62 210H61V209L59 210V213H60L59 215H57V213L54 214V211L56 212V210H57L56 208H54L55 210H54V209L51 210V211H53V214H54L55 216H58V217H55V216H54V218H53V217H52L53 215H51V214H50V215H51L52 219L57 218V219L62 220V221H64L63 219H65V220L70 219L71 221L74 220L73 222H76V220H77V222H76L77 225H78V222H79V221H81V222H79V223H82V224L85 223L86 221H87L86 223L91 222V223H93V224H94V221H95V224H96V222L98 221V223L101 224V226H102V228H103V230H104V233H108L107 235H110V236L113 235V238H116V239H115L116 242H114V243H116V244H114V245L118 247L119 251H116L118 254H117V256H116V254H115L116 257L113 259V263H112V264H114V260H115V261H120V262L123 261V260H125L124 264H134V262H135V259H134V258H135V257L132 258V256H134V253H135V255H136L137 253H139V252H137V251H136L137 253L134 252L135 250H137V249H135V246H134L135 243H136L134 237H139L138 235H140L141 239L144 238V240H145L144 235H145V236L148 235V234H145V232H146V228H145V226L143 225V221H142V219L140 218L139 214L136 213V210H134V209H135V202H134L131 198H127V197L125 196V201H126V203H125V204H126L125 207H124V206L122 207V204L124 203V200L122 199L123 203H121V202H120V199H119V197H118V195H116V193L119 192L118 190H116V193H115V194L113 193V194H114V198H113V199H109V198H108V193L111 192V189H110V187H109L110 180H109V176L106 174V170H108V169H110V168H109L108 166H106L105 164H106V162H107L109 159H108V156H106L108 160H105L106 157H104L103 154H105V153H107V152H109V151H106L105 153H104V152L101 153V151H103V150H100V146H102V145H105V146H102V147H105L104 149H106V146H107L108 142H106V140H105V141L103 140V139H104L103 136L106 135V133L108 132V130H105L106 133H105L104 130H103V133H105V135H103V136H102L103 133H99V134H101V136L103 137V139H102V137L99 136V138L101 137V139H102L103 142H102V141L100 142L99 138H98L97 140H95L94 137H96V136L93 137V135H95V134L98 133V131L96 130V127H98L97 124H98V125H103V123H105V121L102 122V124H99L100 122L96 123L97 121H96V122H94V121L92 122V123H95V124H96V126L94 125V127H95L94 130H96L95 132H97V133L94 134V130L92 131V129H90V131L93 132V135H92V134L88 133L89 130H88V132H86V133H83L84 131H83V132L80 131L81 125L83 126V125H87V124H86V122H85V120H84V119H85V116H84V118L81 119L82 122H83V120H84L85 124H84V123H81V124H80V121H81V120H79ZM88 119H89V118H88ZM105 119H107V118H105ZM155 119H156V118H155ZM186 119H187V118H186ZM220 119H221V118H220ZM245 119H246V118H245ZM1 120H3V119H1ZM10 120H11V119H10ZM26 120H27V119H26ZM44 120H43V121H44ZM51 120H52V121H51ZM58 120H60V119H58ZM86 120H87V119H86ZM109 120H110V119H109ZM183 120H184V118H183ZM230 120H231V119H230ZM238 120H239V119H238ZM240 120H241V117H240ZM240 120H239V121H240ZM252 120H255V119L249 117L248 121L246 120V122H244V123H247V124H248V122H249V121H252ZM258 120H259V119H258ZM261 120H262V123H263L264 120H263V119H261ZM7 121H8V120H7ZM37 121H38V120H37ZM64 121H65V120H64ZM64 121H63V122H64ZM66 121H67V120H66ZM91 121H88V120H87V122H91ZM102 121H103V120H102ZM106 121H107V120H106ZM221 121H223V120H221ZM31 122H32V125H33V124H34L33 121H31ZM63 122H62V125H63ZM109 122H110V121H109ZM109 122H108V123H109ZM156 122H157V121H156ZM242 122H243V121H242ZM259 122H260V121H259ZM2 123H3V124H2L3 129H5V130L8 131V133H7V131L3 130V131L5 132V135L8 136V137H10V138H13V137H11L10 134H11V132H12L15 128L10 129V128L8 127L9 124H8V125L5 124L4 121H3ZM6 123H7V122H6ZM16 123H18V122L16 121ZM40 123H41V122H40ZM108 123H107V124H104L103 126L106 127V125H107V126H108L107 129H110L109 127H111V126H110L111 124L108 125ZM158 123H159V122H158ZM182 123H183V122H182ZM231 123H232V122H231ZM234 123H235V122H234ZM251 123H252V122H250V124H248V125L251 126ZM253 123L256 124V120H255V122H253ZM253 123H252V125H253ZM262 123H260V124H258V125L256 124V125H257L258 127H261V128H262V126H260ZM0 124H1V123H0ZM38 124H39V123H38ZM44 124L46 125L45 122H44ZM44 124H43V125H44ZM65 124H67V123H65ZM65 124H64V126H65ZM88 124H89V123H88ZM159 124H160V123H159ZM232 124H233V123H232ZM263 124H264V123H263ZM13 125H14V124H13ZM45 125H44V126H45ZM49 125H51V124H49ZM89 125H90V126L92 125V127H93V124H89ZM174 125H175V124H174ZM176 125H177V124H176ZM198 125H200V124L198 123ZM198 125H197V126H198ZM243 125H245V124H243ZM256 125H254L253 127L255 128ZM14 126H15V125H14ZM16 126H17V124H16ZM19 126H20V124H19ZM21 126H22V125H21ZM44 126H43V127H44ZM51 126H52V125H51ZM54 126H57V125H54ZM54 126H53L52 128H54ZM90 126H86V127L89 128ZM114 126H115V125H114ZM156 126H157V125H156ZM160 126H161V124H160ZM162 126H163V125H162ZM169 126H170V125H169ZM171 126H172V125H171ZM201 126H202V125H201ZM207 126H208V125H207ZM233 126H234V124H233ZM238 126H239V125H238ZM246 126H247V125H246ZM246 126H245V129L247 128ZM2 127L0 128V129H1V133H2L1 136L4 135V133L2 132ZM47 127L50 128L49 126H46V128H47ZM66 127H67V126H66ZM75 127H76V126H74L73 129H75ZM77 127H78V126H77ZM84 127H85V126H84ZM153 127H154V126H153ZM188 127L191 128L192 126L190 127V126L188 125ZM193 127H194V126H193ZM205 127H206V126H205ZM240 127H241V126H240ZM253 127H252V128H253ZM11 128H12V127H11ZM17 128H19V127H16V129H17ZM21 128H22V127H21ZM23 128H24V127H23ZM27 128H28V127H27ZM46 128H45V130H46ZM55 128H56V127H55ZM55 128H54V129H55ZM57 128H58V127H57ZM60 128H61V125H60ZM60 128H58V129H60ZM63 128H64V127H62L61 129L63 130ZM71 128H70V130H73V129H71ZM82 128H83V127H82ZM88 128H86V130H87ZM98 128H99V127H98ZM98 128H97V129H98ZM100 128H103V127H100ZM100 128H99V129H100ZM112 128H113V126H112ZM203 128H204V127H203ZM33 129H34V128H33ZM33 129H30V127H29V128L26 129V130H27V132H28V131H33ZM54 129H53V130H54ZM65 129L69 130L68 127L65 128ZM103 129H105V128H103ZM155 129H156V128H155ZM162 129H164V128H162ZM172 129H173V128H171V130H172ZM195 129H196V128H195ZM195 129H194L193 131H195ZM213 129H214V128H213ZM243 129H244V127H243ZM243 129H242V130H243ZM250 129H251V127H250ZM257 129H259V130H256V128H255V130L257 131L256 133H259V131H260V135H261V133H262V132H261V129H260V128H257ZM17 130H18V129H17ZM20 130H21V129H19V131H20ZM24 130H25V128H24ZM26 130H25V131H26ZM35 130H36V129H35ZM41 130H44V128L42 129V127H41ZM56 130H57V129H56ZM56 130H54V131H56ZM86 130H85V131H86ZM112 130L115 131L114 129H112ZM146 130H147V129H146ZM148 130H149V129H148ZM202 130H203V129H202ZM214 130H215V129H214ZM247 130H248V128H247ZM247 130H246V131H247ZM255 130H251L252 133H253V131H255ZM15 131H16V130H15ZM47 131H48V133L50 134V131H51V130L48 129ZM58 131H59V130H58ZM100 131H101V130H100ZM100 131H99V132H100ZM110 131H111V130H110ZM113 131H111V132H113ZM116 131H118V130L116 129ZM156 131H158V130H156ZM203 131H205V130H203ZM234 131H235V130H234ZM262 131L264 132L263 129H262ZM36 132H37V130H36ZM39 132H40V131H39ZM42 132H44V131H42ZM64 132H66V131H64ZM70 132H72V131H70ZM73 132H74V130H73ZM73 132H72V133H73ZM75 132H74V133H75ZM79 132H80V133H79ZM148 132H149V131H148ZM172 132L174 133V132H176V131H172ZM172 132H170V133H172ZM195 132H196V131H195ZM211 132H212V131H211ZM6 133H7L8 135H7ZM9 133H10V134H9ZM37 133H38V132H37ZM51 133H52V132H51ZM56 133H58V132H56ZM74 133H73V135H74ZM115 133H117V132H115ZM127 133H128V132H127ZM161 133H162V132H161ZM199 133H200V132H197L196 134H199ZM208 133H210V132H208ZM247 133H249V130H248ZM252 133H250V135H251L250 137L253 136ZM256 133H255V132L253 133V134L256 135V136L254 135V137H257V136L260 137V135H258V134H256ZM32 134H33V133H29V134L27 135V137L30 136V138L32 139V137H31ZM38 134L41 135V137H42V138H40L41 140L38 138V139H39V143H37V141H36V142L33 141V140H35L36 137H34L32 140L29 138V139H30L29 142H31V143H35V144L37 143L38 145H41V146H40V147H41V151L43 152V150H44L43 153H44V155H46L45 153H48V152H49V149H50V147L52 146V144L54 143L53 145H55V142H57V140H56V139H57V136H56V138L50 136L51 138H53V139L56 140V141H54L53 143H51L50 141H48L49 137H47V135H45L46 133H42V134H41V133H38ZM52 134H53V133H52ZM58 134H60V133H58ZM58 134H57V135H58ZM108 134H109V133H108ZM108 134L106 135L107 141L110 140V138L112 137L111 134H110V135H108ZM121 134H122V133H121ZM128 134H129V133H128ZM178 134H179V133H178ZM25 135H26V134H25ZM34 135H35V133H34ZM36 135H37V134H36ZM36 135H35V136H36ZM64 135H65V134H64ZM66 135H67V134H66ZM70 135H71V133H70ZM73 135H72V136H73ZM97 135H98V134H97ZM145 135H146V134H145ZM152 135H153V134H152ZM158 135H159V134H158ZM174 135H175V134H174ZM207 135H208V134H207ZM211 135H212V134H211ZM214 135H215V134H214ZM217 135H218V134H217ZM238 135H239V134H238ZM263 135H264V134H263ZM6 136H5V137H6ZM53 136H54V134H53ZM59 136H60V135H59ZM75 136H76V135H74L73 137H75ZM110 136H111V137H110ZM113 136H114V135H113ZM116 136H117V135H116ZM124 136H125V135H124ZM124 136H123V138L125 139L126 137H124ZM129 136H130V135H129ZM176 136H177V135H176ZM183 136H184V135H183ZM194 136H195V135H194ZM8 137H7V138H8ZM18 137H19V136H18ZM18 137H17V138H18ZM67 137L69 138L68 135H67ZM97 137H98V136H97ZM97 137H96V138H97ZM117 137H119V135H118ZM146 137H147V136H146ZM159 137H160V136H159ZM159 137H158V138H159ZM189 137H190V136H189ZM196 137H197V136H196ZM198 137H202V136H199V135H198ZM198 137H197V139H198ZM209 137H210V136H209ZM259 137H258V138H259ZM261 137L263 138L264 136H261ZM1 138H2V137H1ZM1 138H0V140L4 139V136H3L2 139H1ZM58 138H60V137H58ZM68 138H67V139H68ZM92 138H93L94 140H92ZM132 138H133V137H132ZM158 138H154V139H155V140L157 139V140L159 141ZM161 138H162V137H161ZM161 138H160V141H161ZM165 138H166V137H165ZM177 138H178V137H177ZM192 138H193V136H192ZM211 138H212V140H213V137H211ZM252 138H253V137H252ZM252 138H251V139H252ZM25 139H26V138H25ZM27 139H28V138H27ZM36 139H37V138H36ZM112 139H113V137H112ZM115 139H117V138L115 137ZM115 139H113V141H114ZM168 139H169V138H168ZM179 139H180V142H181V141H182V140H181V137H179ZM179 139H177V140H179ZM201 139H202V138H201ZM201 139L199 138L198 140H201ZM216 139H217V138H216ZM238 139H241V138H238ZM8 140H9V139H8ZM59 140H60V139H59ZM98 140H99V142H98ZM120 140H121V139H120ZM125 140H127V138H126ZM147 140H148V139H147ZM157 140H156V141H157ZM164 140H167V139H164ZM171 140H172V139H171ZM185 140H186V139H185ZM193 140H194V139H193ZM198 140H196V141H198ZM244 140H245V139H244ZM257 140H258V139H257ZM259 140H260V139H259ZM259 140H258V141H259ZM262 140H263V139H262ZM262 140H260V141H262ZM4 141H6V143H8V144H5ZM4 141H2V142H4V143H0V149H1V152H2V154H0L2 157H1V156H0V157L2 158L3 162H4V161L8 162V165H10L11 167H13V165H15V164H10V163H9L10 161H12V159L14 160V162L17 161V162H19V164H21L23 159H21L19 153H16V152H18V151H16V147H17V145L20 144V143H18V142L14 143V142H13V144H10V143H11L10 141H13V140H11V139L9 140V142H7V139H6V140L4 139ZM15 141H16V140H15ZM64 141H65V137H64ZM67 141H68V140H67ZM115 141H116V140H115ZM158 141H157L156 143H158ZM160 141H159V142H160ZM167 141H169V140H167ZM167 141H166V142H167ZM172 141H173V140H172ZM210 141H211V140H210ZM214 141H215V140H214ZM238 141H239V140H238ZM68 142H70V139H69ZM120 142H122V141H120ZM137 142H138V141H137ZM142 142H144V140H143ZM162 142H164V141H162ZM177 142H178V141H177ZM215 142H218V141H215ZM215 142H214V144H215ZM245 142H246V141H245ZM252 142H254V140H253ZM263 142H264V141H263ZM263 142H261V143H263ZM59 143H60V142H58V144H59ZM110 143H112V141H111ZM116 143H117V142H116ZM122 143H124V142H122ZM122 143H121V144H122ZM128 143H129V142H128ZM152 143H153V142H152ZM156 143H155V144H156ZM172 143H174V142H172ZM172 143H170V147H171V148H174V146L171 145ZM175 143H176V141H175ZM178 143H179V142H178ZM183 143H184V141H183ZM198 143L200 144L201 141L198 142ZM246 143H247V142H246ZM56 144H57V143H56ZM58 144L56 145V147L58 146ZM125 144H126V142H125ZM130 144H131V143H130ZM140 144H141V143H139V145H140ZM148 144H149V143H148ZM153 144H154V143H153ZM159 144H162V143L160 142ZM159 144H158L157 146H159ZM164 144H165V143H164ZM164 144H162V145H164ZM167 144H169V143L167 142ZM201 144H204V143H203V140H202V143H201ZM209 144H210V143H209ZM219 144H220V143H219ZM236 144H238V145L236 146ZM249 144H250V143H249ZM256 144H257V142H256ZM28 145H29V144H28ZM30 145H31V144H30ZM32 145L35 146L34 144H32ZM38 145H37V146H38ZM109 145H110V144H109ZM109 145H108V147H109ZM112 145L114 146V143H112ZM112 145H111V146H112ZM117 145H118V146H117L118 148L121 147V146H119V144H117ZM128 145H129V144H128ZM128 145L126 144V145L124 146V144H123V145H122V149H123V147H127ZM131 145H132V144H131ZM133 145H135V143H133ZM165 145H166V144H165ZM177 145H178V144H177ZM177 145H176V146H177ZM195 145H196V144H195ZM217 145H218V144H217ZM14 146H16V147L14 148ZM44 146H45V148H44ZM113 146H112V147H113ZM160 146H161V145H160ZM176 146H175V147H176ZM181 146H182V145H181ZM200 146H201V145H200ZM203 146H204V145H203ZM213 146H214V145H213ZM220 146H222V145L220 144ZM250 146H251V145H250ZM256 146H257V145H256ZM256 146H255V147H256ZM259 146L263 149L262 146H264V145L261 144V145H258L257 147H259ZM20 147H21V146H20ZM29 147H30V146H29ZM38 147H39V146H38ZM108 147H107V148H108ZM115 147H116V146H115ZM129 147H130V146H129ZM129 147H128V149H129ZM132 147H133V146H132ZM136 147H137V146H136ZM149 147H150V146H149ZM155 147H156V145H155ZM166 147H167V148H166ZM166 147H165V148H166L165 151L163 150L164 147L161 148V149H162L164 152H167V153H168L167 149L169 148V146H166ZM177 147H179V146H177ZM183 147H184V145L182 146V148H183ZM189 147H190V146H189ZM204 147H205V146H204ZM214 147H215V146H214ZM214 147H213V148H214ZM260 147H259V148H260ZM18 148H19V147H18ZM36 148H37V147L32 148V151L27 150V151H28L27 153H28V154H29V153H31V154L34 153V154H35ZM110 148H111V147H110ZM110 148H109V149H110ZM118 148H116V149L114 148V149L117 151ZM134 148H135V146H134ZM151 148H152V147H151ZM157 148H159V147H157ZM171 148H170V150H173V149H171ZM182 148H181V149H182ZM185 148H186V147H185ZM195 148H196V147H195ZM199 148H200V147H199ZM206 148H207V147H206ZM218 148H219V147H218ZM221 148H222V147H221ZM22 149L25 150L24 147H23ZM30 149H31V148H30ZM42 149H43V150H42ZM59 149H60V147H59ZM122 149L120 150V153H121V154H123V152H125V151L122 150ZM136 149H137V148H136ZM138 149H139V148H138ZM141 149H142V146H141ZM159 149H160V148H159ZM178 149L180 150V148H178ZM178 149H177V150H178ZM196 149H197V150H200V149H198V148H196ZM201 149H202V148H201ZM204 149H205V148H204ZM34 150H35V151H34ZM54 150H55V149H54ZM61 150H63V148L60 149V151H61ZM106 150H107V149H106ZM110 150H113V149H110ZM151 150H153V149H151ZM162 150H160V152H161ZM168 150H169V149H168ZM170 150H169V151H170ZM174 150H176V148H174ZM174 150H173V151H174ZM182 150H183V149H182ZM182 150H181V151H182ZM184 150H185V149H184ZM184 150H183V152H184ZM208 150H209V149H208ZM210 150H211V149H210ZM218 150H219V149H218ZM221 150H222V149H221ZM248 150H249V149H248ZM5 151H6V152H5ZM19 151H21V148L19 149ZM25 151H26V150H25ZM38 151H39V148H38ZM38 151H37V152H38ZM116 151H115V152H116ZM118 151H119V150H118ZM118 151H117V152H118ZM126 151H127V148H126ZM129 151H133V150L129 149ZM137 151H138V150H137ZM139 151H140V149H139ZM141 151H143V150H141ZM141 151H140V153H141ZM163 151H162V152H163ZM200 151H201V150H200ZM202 151H203V150H202ZM202 151H201V152H202ZM204 151H206V150H204ZM204 151H203V152H204ZM216 151H217V150H216ZM54 152H56V153L58 154V152H57L56 150H55ZM62 152H63V151H62ZM110 152L112 153V151H110ZM147 152L152 153L151 151H147ZM156 152H157V153H156ZM160 152H158L157 150H155V152H154V150H153V154H154V156H155V154L157 155V154L160 153ZM174 152H176V151H174ZM178 152H179V151H177V153H178ZM183 152H182V153H183ZM201 152H200V154H197V153L195 152V154H197V155H201V154H202ZM49 153H50V155H51V152H49ZM131 153H133V152H131ZM134 153H135V152H134ZM134 153H133V154H134ZM149 153H147V154H149ZM177 153H176V155H178ZM185 153L187 154V152H185ZM225 153H226V152H225ZM251 153H253V152H251ZM34 154H33V155H34ZM62 154H63V153H62ZM114 154H115V153H114ZM117 154H119V152H118ZM117 154H115V155H117ZM125 154H126V153H125ZM133 154H132V158L136 157L135 155L133 156ZM143 154H145V153H143ZM143 154H142L141 156H143ZM160 154L162 155V153H160ZM171 154H172V151H171L170 155H171ZM173 154H174V153H173ZM192 154H193V153H192ZM192 154H190V156H191ZM203 154H205V153H203ZM8 155H9V156H8ZM25 155H27V154H25ZM36 155L39 156L38 153H37ZM108 155H109V154H108ZM128 155H129V154H128ZM161 155H160V156H161ZM165 155H166V154H165ZM167 155H169V153H168ZM179 155H180V157L182 156L181 154H179ZM188 155H189V154H188ZM188 155H187V156H188ZM207 155H211V153H210V154L208 153ZM252 155H253V154H252ZM252 155H251V156H252ZM258 155H259V154H258ZM258 155H257V156H258ZM7 156H8V157H11V159H10V158L8 159ZM110 156H111V155H110ZM122 156H124V155H122ZM125 156H127V155H125ZM144 156H145V155H144ZM144 156H143V157H144ZM149 156H150V159H151V155H150V154H149ZM149 156H148V157H149ZM172 156H173V155H172ZM174 156H175V155H174ZM174 156H173V158H174ZM203 156H204V155H203ZM22 157H23V156H22ZM32 157L34 158V156H32ZM44 157L46 158V156H44ZM53 157H54V158H53ZM103 157H104V158H103ZM117 157H118V156H117ZM163 157H164V156H162V158H163ZM166 157H167V156H166ZM170 157H171V156H170ZM170 157H169V158H170ZM184 157H185V155H184ZM184 157H183V158H184ZM261 157H262V155H261ZM26 158H27V157H26ZM26 158H24V160H25ZM33 158H32V159H33ZM40 158H43V157L41 156ZM112 158H114V157H110V159H111V163H113V159H112ZM115 158H116V157H115ZM120 158H121V157H119L118 159H120ZM123 158H124V157H123ZM127 158H128V157H127ZM140 158H141V157H140ZM140 158H139V156H138V158H137V159H139V160H138L139 163H140ZM157 158H158V156H157ZM173 158H171V159H173ZM181 158H182V157H181ZM211 158H213V156H212ZM224 158H225V157H224ZM30 159H31V158H30ZM30 159H29V161H30ZM34 159L36 160V158H34ZM38 159H39V158H38ZM50 159H51V158H50ZM52 159H51V160H52ZM118 159H116V160L114 159V160L116 161V163H117V162L119 163V166H121V164H123V163L120 164V162H122V160H121V161H120V160L117 161ZM130 159H131V158H130ZM130 159H128V160L130 161ZM141 159H142V158H141ZM150 159H149V160H150ZM159 159H160V158H159ZM171 159H170V161H172ZM192 159H193V158H192ZM202 159L204 160V157H202ZM208 159H209V158H208ZM214 159H215V157H214ZM230 159H231V158H230ZM258 159H259V158H258ZM258 159H257V160H258ZM24 160H23V161H24ZM26 160H27V162H28V159H26ZM46 160H47V158H46ZM125 160H126V158H125ZM125 160H124V161H125ZM134 160H135V159H134ZM144 160H145V159H144ZM146 160H147V159H146ZM146 160H145V161H146ZM153 160H154V159H152V161H153ZM162 160H164V158H163ZM162 160H161V161H162ZM180 160H181V159H180ZM185 160H186V158H185ZM187 160H188V159H187ZM223 160H224V159H222V161H223ZM231 160H232V159H231ZM252 160H253V159H252ZM32 161H33V160H32ZM36 161H37V160H36ZM132 161H133V160H132ZM156 161H157V160H156ZM165 161L167 162V161H169V160L166 158V160H164L163 162H165ZM170 161H169V162H170ZM173 161H174V160H173ZM173 161H172V163H173ZM177 161H178V159H177ZM182 161L184 162V160H182ZM198 161H199V159H198ZM208 161H209V160H208ZM212 161H213V160H212ZM258 161H259V160H258ZM14 162H11V163H14ZM25 162H26V161H25ZM109 162H110V161H109ZM109 162H108L107 164H110V165H111V163H109ZM130 162H131V161H130ZM133 162H135V161H133ZM166 162H165V163H166ZM180 162H181V161H180ZM187 162H188V161H187ZM209 162H210V161H209ZM215 162H216V161H215ZM28 163L30 164V162H28ZM35 163H36V162H35ZM38 163H39V161H38ZM40 163H41V162H40ZM104 163H105V164H104ZM139 163H138V164H139ZM145 163H146V162H145ZM152 163H153V165H154V163L156 164L157 162L154 161V162H152ZM158 163H159V162H158ZM158 163H157V165H158ZM172 163L170 162V164H172ZM185 163H186V162H185ZM232 163H234V162H232ZM22 164H24V163H22ZM29 164L25 163L26 167H25V166L23 167L22 165H20V166L23 167V168H25V169L27 170V166L29 167ZM31 164H32V163H31ZM31 164H30V165H31ZM49 164H50V163H49ZM113 164H114V163H113ZM128 164H129V162H128ZM130 164H131V163H130ZM130 164H129V165H130ZM140 164L142 165V163H140ZM140 164H139V165H140ZM166 164H167V163H166ZM173 164H174V163H173ZM180 164H181V163H180ZM182 164H183V163H182ZM187 164H188V163H187ZM192 164H193V163H192ZM215 164H216V163H215ZM32 165H33V164H32ZM41 165H42V163H41ZM41 165H39V166H41ZM126 165H127V164H126ZM132 165H133V164H132ZM134 165H135V164H134ZM136 165H137V164H136ZM146 165H148V167H150L149 165H151V163L148 164V161H147ZM160 165H162V164H160ZM236 165H237V164H236ZM17 166H18V165H17ZM42 166H43V165H42ZM69 166H70V165H69ZM69 166H68V167H69ZM158 166H159V165H158ZM158 166H156V167H158ZM165 166H167V165H165ZM209 166H210V165H209ZM217 166H218V165H217ZM21 167H20V168H21ZM30 167H31V166H30ZM36 167H38V165H37ZM43 167H44V166H43ZM111 167H112V166H111ZM123 167H124V169H126L124 165H123ZM127 167H128V165H127ZM134 167H135V166H134ZM137 167H138V168H141V166H140V167L137 166ZM137 167H136V168H137ZM163 167H164V165H163ZM163 167H162V168H163ZM169 167H171V165H170ZM173 167H174V168H173ZM182 167H184V165L181 166V169H182ZM237 167H238V166H237ZM6 168H7L6 165L0 162V180L8 175L9 172L7 171ZM16 168H17V167H16ZM32 168H33V170H34V167H31V169H32ZM40 168H41V167H40ZM130 168L132 169V167H130ZM154 168H155V167H154ZM154 168H153V169H154ZM164 168H165V167H164ZM172 168L175 169V166H172ZM222 168H223V167H222ZM235 168H236V167H235ZM38 169H39V168H38ZM41 169H42V168H41ZM47 169H49V168H47ZM111 169H112V168H111ZM111 169H110V170H111ZM128 169H129V168H128ZM141 169H142V168H141ZM153 169H152V170H153ZM158 169H159V168H156L157 173H158ZM167 169H168V168H167ZM14 170H16L15 167H14ZM19 170H20V169H19ZM21 170H22V169H21ZM26 170H23V171H26ZM39 170H40V169H39ZM65 170H66V169H65ZM114 170H115V168H114ZM116 170H117V169H116ZM126 170H127V169H126ZM137 170L139 171V169H136V171H137ZM142 170L146 171V168H143ZM148 170H149V168H148ZM156 170H153V172H154L153 175L156 174V173H155ZM162 170H163V169H162ZM193 170H194V168H193ZM207 170H208V169H207ZM216 170H219V169H216ZM28 171H29V170H28ZM28 171H26V172H28ZM36 171H37V170H36ZM36 171H35V172H36ZM40 171H45V169H44V170H40ZM49 171H48V172H49ZM133 171H134V170H132V173H134ZM138 171H137V174H139ZM150 171H151V169H150ZM163 171L165 172V169H164ZM163 171H162V172H163ZM174 171H175V170H173V172H174ZM177 171H178V170H177ZM195 171H196V170H195ZM203 171H204V170H203ZM209 171H210V170H209ZM220 171H222V174H223V170L220 169ZM220 171H219V172H220ZM16 172H17V171H16ZM31 172H33V171L31 170L29 173H31ZM35 172H33V173H35ZM126 172H127V171H126ZM139 172H140V171H139ZM141 172L143 173V171H141ZM141 172H140V173H141ZM159 172H160V171H159ZM162 172H161V173H162ZM210 172H212V171H210ZM21 173H23V174H29V173H24V172H21ZM21 173H19V174H21ZM38 173H39V172L37 171L36 176L38 175ZM71 173H73V174H71ZM111 173H112V172H111ZM113 173H114V172H113ZM113 173H112V174H113ZM116 173H118V172L115 171V175H116ZM142 173H141V176L143 175ZM146 173H148V172L146 171L144 174L146 175ZM150 173H152V172H150ZM161 173H160V174H161ZM185 173H186V171H185ZM194 173H195V172H194ZM217 173H218V172H217ZM19 174H17V176H18ZM23 174H21V175L24 176ZM43 174H44V172H43ZM45 174H48V173L45 172ZM67 174H64V178H65V176H67ZM112 174H111V175H112ZM118 174H119V173H118ZM127 174H129V173L127 172ZM135 174H136V173H135ZM160 174L158 173V175H157V174L154 175V178H155V180L157 181L156 183L153 181V182L157 185V187L154 188V189H153L152 185L150 184V183L152 182V181H150L151 177H149L148 174H147V176H146V177H149V178H150V179L148 178L149 180H148L146 183H148V182L150 181V183H148L147 185H149V186H148L149 188H150V186H151V189H152L153 191L148 190V187H146V185H144L145 182H144V183L141 182V181L139 180V179H140V176H137V177L139 178V179H137L138 182L140 181L139 184H138V188H137V189L140 190V187H141V186H142V191H143V189H144V188H143L144 186L147 188V190L144 191L145 194H146V197H145L144 199L146 200V199H147V196H148L147 201L149 200V202H150V198L152 199V201L150 202V203H151L150 205H151L152 211H153L154 213H152V212L150 211L151 214H152V215L154 214V216H155L156 219H157V222L161 224V225L159 224L160 226H162V224H163V225L165 226V230L168 229V230L170 231V233H172V235H173V233L176 232V231L172 232V229H173V228H176L178 225L181 226V223H180V221H182L181 218H182L183 216L186 217V215H189V214H187V213H188V207H189V206L191 207V205L188 206V201H189L188 198H189V197L191 198V196L188 195L190 191L187 190V191H188V192H187V193H188L187 195L184 194V196H183V195H179V196H178V195H175V194H171V193H170L171 190H170V191H169V196H168V195H167V192H168V191L165 192L164 189H165V186H166L167 184L170 185V184H172V183H170V184H169V183L166 184L165 182L162 183V180H160V179H162V176H161ZM169 174H170V175H168V176L170 177L172 173H169ZM173 174H174V173H173ZM173 174H172V175H173ZM195 174H196V173H195ZM209 174H210V173H209ZM237 174H238V172H237ZM40 175H41V174H40ZM111 175H110V176H111ZM129 175H130L129 178H131L134 174L131 175V173H130ZM153 175H151L152 178H153ZM166 175H167V171H166ZM188 175H189V174H188ZM219 175H220V173H219ZM9 176H11V180H13V178H15V177L12 176L11 174H9ZM31 176H33V175H31ZM47 176H48V175H47ZM116 176H117V175H116ZM163 176L165 177V174H164ZM176 176H177V175H175V177H174V175H173V176H171V177L176 178ZM202 176H203V175H202ZM204 176H205V175H204ZM216 176H217V175H216ZM222 176H224V175H222ZM244 176H243V177H244ZM38 177H39V176H38ZM41 177H42V176H40V179H41ZM45 177H46V175H45ZM45 177H42L43 181L40 180V182L38 181V183H36L37 186H38V184H39V187H38L39 190H40V188L42 189V187H43L45 184H46V185L49 184V182L47 181L48 178H47V177L45 178ZM112 177H113V179H116V177L114 178L113 175H112ZM133 177H134V176H133ZM135 177H136V176H135ZM142 177H143V176H142ZM224 177H225V176H224ZM18 178H19V176H18ZM33 178H34V177H33ZM44 178H45L46 180H45ZM58 178H59V177H58ZM60 178H62V177H61V173H60ZM60 178H59V180H60ZM118 178H119V175H118ZM143 178H144V177H143ZM165 178H167V176H166ZM165 178H164V181H165ZM177 178H178V177H177ZM216 178H217V177H216ZM225 178H226V177H225ZM225 178H223V179H225ZM20 179H21V178H20ZM22 179H23V178H22ZM24 179H25V177H24ZM30 179L32 180V178H30ZM121 179H122V178H121ZM124 179H126V178H124ZM132 179H133V178H132ZM132 179H130L131 182H132ZM135 179H136V178H135ZM141 179H142V178H141ZM146 179H147V178H146ZM217 179H218V178H217ZM234 179H235V178H234ZM243 179H244V178H243ZM11 180H10V182H13V181H11ZM137 180H136V181H137ZM167 180H169V179H167ZM176 180H177V179H176ZM183 180H184V178H183ZM190 180H191V179H190ZM226 180H227V179H226ZM236 180H237V179H236ZM236 180H235V182H236ZM18 181H20V180H18ZM25 181H26V180H24V182H25ZM33 181H34V180H33ZM44 181H47V182H44ZM57 181H58V182H57ZM61 181H62V179H61ZM116 181H117V179H116ZM116 181H114V182H116ZM120 181H122V180H120V178H119V181H117V182L123 184V182H120ZM124 181H125V180H124ZM142 181H144V180H142ZM171 181H172V179H171ZM202 181H203V180H202ZM24 182H23V184H24ZM31 182H32V181H31ZM36 182H37V181H36ZM127 182H128V181H127ZM127 182H126V184H127V185L129 184V188H130V184H131V183H130V182L127 183ZM134 182H135V180H134ZM134 182H133V185H135V186L137 187L136 184H137L138 182H137V183L135 182L136 184H134ZM175 182H176V181H175ZM186 182H187V181H186ZM221 182H222V181H221ZM242 182H243V181H242ZM14 183L16 184V182H14ZM70 183H72V184H70ZM164 183H165V184H164ZM182 183H184V182L182 181ZM4 184H6V183H3V185H4ZM10 184H11V183H10ZM17 184H18V183H17ZM33 184H34V182H32L31 185H33ZM36 184H35V185H36ZM54 184H53V185H54ZM117 184H118V183H117ZM176 184H177V183H176ZM189 184H190V183H189ZM217 184H218V183H217ZM225 184H227L226 181H225ZM225 184H224V185H225ZM46 185H45V186H46ZM53 185H52V186H53ZM139 185H141V186L139 187ZM163 185H164V186H163ZM173 185H174V182H173ZM179 185H180V184H179ZM179 185H178V186H179ZM200 185H202V184H200ZM234 185H235V184H234ZM243 185H244V184H243ZM24 186H25V185H24ZM45 186H44V189H45ZM48 186H49V185H48ZM65 186H64V187H65ZM115 186H116V185H115ZM119 186H122V185H119ZM135 186H134V187H135ZM187 186H188V185H187ZM187 186H186V187H187ZM202 186H203V185H202ZM216 186H218V185H216ZM221 186H222V184H221ZM247 186H248V185H247ZM6 187H7V186H6ZM15 187H16V186H15ZM31 187H34V186H31ZM46 187H47V186H46ZM49 187H50V186H49ZM49 187H48L47 189H49ZM55 187H56V186H55ZM167 187H169V189H170L171 186H167ZM175 187H176V185H175ZM181 187H182V188H181ZM181 187L179 186V188L182 189L181 192H182V194H183V192L185 193V190H186V189L184 188L185 186L183 187V186L181 185ZM241 187H242V186H241ZM1 188H2V187H1ZM26 188H29V186L26 187ZM65 188H66V187H65ZM117 188H118V187H117ZM117 188H116V189H117ZM119 188H120V187H119ZM119 188H118V189H119ZM121 188H123L124 191H125V187H124V186H122ZM129 188H128V189H129ZM146 188H145V189H146ZM173 188H174V187H173ZM176 188H177V187H176ZM176 188H174V189L176 190ZM183 188H184L185 190H184ZM242 188H243V187H242ZM247 188H248V187H247ZM5 189H6V188H5ZM8 189H9V187H8ZM8 189H7V190H8ZM16 189H17V188H15V190H16ZM20 189H21V188H20ZM23 189H25V188H23ZM35 189H36V186H35ZM44 189H43V190H44ZM47 189H45V190L47 191ZM61 189H62V187H61ZM137 189H136V190H137ZM169 189H166V190H169ZM171 189H172V188H171ZM189 189H190V188H189ZM227 189H228V188H227ZM232 189H233V188H232ZM244 189H245V188H244ZM244 189H243V190H244ZM1 190H3V189H1ZM7 190H6V191H7ZM9 190L11 191V188H10ZM29 190H30V189H29ZM31 190H32V189H31ZM49 190L51 191V189H49ZM121 190H122V189H121ZM131 190H132V189H131ZM183 190H184V191H183ZM223 190H225V189H223ZM248 190H249V189H248ZM3 191H4V190H3ZM16 191H17V190H16ZM18 191H19V190H18ZM21 191H22V190H21ZM25 191H26V190H25ZM27 191H28V190H27ZM41 191H42V190H41ZM52 191H53V190H52ZM117 191H118V192H117ZM142 191H141V192H142ZM244 191H245V190H244ZM244 191L241 192V193L243 194ZM23 192H24V191H23ZM35 192H37V191H35ZM38 192H39V191H38ZM53 192H54V191H53ZM57 192H58V189H57ZM125 192L127 193V191H125ZM138 192H139V191H138ZM141 192H140V193H141ZM173 192H174V190H173ZM224 192H226V190H225ZM1 193H2V192H1ZM8 193H9V192H8ZM18 193H19V192H18ZM25 193H26V192H25ZM29 193H30V192H29ZM41 193H44V192L42 191ZM41 193H40V196H38V197L43 198V196H41ZM45 193H46V192H45ZM58 193H59V192H58ZM140 193H138V194H140ZM142 193H143V192H142ZM148 193H149L150 195H149ZM175 193H176V192H175ZM178 193H179V192H178ZM228 193H229V192H228ZM2 194H3V193H2ZM19 194H20V193H19ZM34 194H35V193H34ZM37 194H38V193H37ZM46 194H47V193H46ZM122 194H124V193L122 192ZM143 194H144V193H143ZM145 194H144V196H145ZM193 194H194V193H193ZM247 194H248V193H247ZM27 195H28V194H27ZM30 195H31V193H30ZM35 195H36V194H35ZM43 195H44V194H43ZM124 195H125V194H124ZM132 195H133V193H132ZM140 195L143 196L142 194H140ZM231 195H232V194H230V196H231ZM2 196H3V195H2ZM6 196H8V195H6ZM13 196H14V195H13ZM20 196H21V195H20ZM58 196H59V195H58ZM120 196H122V195H120ZM127 196H129L128 193H127ZM141 196H140V197H141ZM149 196H150V198H149ZM167 196H168V197H167ZM186 196H188V197H186ZM192 196H193V195H192ZM230 196H229V197H230ZM9 197H10V196H8L7 198L9 199ZM25 197H27V196H25ZM28 197H29V196H28ZM34 197H35V196H34ZM38 197L36 196L35 199H34V198H33V199L36 201V198H38ZM123 197H124V196H123ZM123 197H122V198H123ZM185 197L187 198L188 201L185 199ZM222 197H223V196H222ZM17 198H18V197H17ZM31 198H32V197H31ZM141 198H142V197H141ZM190 198H189V199H190ZM199 198H200V197H199ZM241 198H242V197L240 196V200H241ZM11 199L14 200V198H11ZM11 199H9V200H11ZM20 199L22 200V197H20ZM23 199H24V198H23ZM27 199H28V198H27ZM27 199H26V200H27ZM55 199H57V197H56ZM193 199H194V196H193L192 200H193ZM221 199H224V198H221ZM231 199H232V198H231ZM244 199H245V198H244ZM4 200H5V199H4ZM6 200H7V199H6ZM9 200H8V201H9ZM38 200L40 201V198H39ZM42 200H43V199H42ZM42 200H41V201H42ZM49 200H50V199H49ZM51 200H53V199H51ZM60 200L62 201V198H61ZM141 200H142V199H141ZM166 200H167V201H166ZM190 200H191V199H190ZM247 200H248V199H247ZM24 201H25V200H24ZM41 201H40V202H41ZM45 201H46L45 203L43 202L44 204H43V203H40V204H37V205H39V206H43V207H44V205L47 203V200H45ZM56 201H57V200H56ZM142 201H143V200H142ZM168 201H169V202H168ZM223 201H224V200H223ZM223 201H222V202H223ZM248 201H249V200H248ZM248 201H245V202H248ZM25 202H28V203H29L28 200L25 201ZM25 202H24V203H25ZM30 202H33L32 199H31ZM36 202H38V201H36ZM36 202H35V204H36ZM149 202H147L148 205H149ZM159 202L162 203V207H161V205H160ZM164 202H166V203L168 202L167 204H168V205L170 204L171 207H170V206H169V207H165V204H166V203L164 204ZM195 202H196V200H194V203H195ZM228 202H229V200H228ZM28 203H27V206H28ZM50 203H51V201L49 202V204H50ZM55 203H56V202H55ZM55 203H51V208H53V206L55 207V205H54ZM57 203H58V201H57ZM57 203H56V204H57ZM61 203H62V202H61ZM191 203H192V201L189 202V204H191ZM216 203H217V202H216ZM218 203H219V202H218ZM242 203H243V202H242ZM242 203H241V204H242ZM29 204H30V203H29ZM41 204H42V205H41ZM49 204H48V206H47V211H49L48 209H51V208H49V206H50ZM52 204H53V206H52ZM196 204H197V203H195V204H193V205H196ZM232 204H233V203H232ZM245 204H247V203H245ZM245 204H243V205H245ZM8 205L10 206V204H8ZM15 205H16V204H15ZM150 205H149V208H150ZM159 205H160V206H159ZM168 205H167V206H168ZM193 205H192V206H193ZM198 205H199V204H198ZM229 205H231V200H230V204H229ZM237 205H239V203H238ZM237 205H236V206H237ZM251 205H252V204H251ZM23 206H24V205H23ZM27 206H26V208H27ZM29 206H30V207H33L34 204H33V205H29ZM126 206H127V207H126ZM215 206H216V205H215ZM239 206H240V205H239ZM30 207H29V209H30ZM34 207H35V206H34ZM34 207H33V208H34ZM56 207L61 208L60 206H56ZM128 207H129V209H130V214H129V213H126V212L128 211V210H127ZM193 207L195 208V206H193ZM193 207H192V208H193ZM244 207H246V206H244ZM252 207H253V206H252ZM252 207H250V210H251ZM17 208H18V207H17ZM19 208H20V207H19ZM39 208H40V207H39ZM41 208H42V207H41ZM59 208H58V209H59ZM122 208H123V209H126L127 211L125 210V211H126V212H125ZM151 208H150V210H151ZM168 208H169V209H168ZM173 208H175V209H173ZM179 208H180V209L183 208V209L181 210V211H182V214H181V213H179V214L177 213V212H179V210H180ZM43 209H46V208H43ZM178 209H179V210H178ZM215 209H216V208H215ZM226 209H227V208H226ZM242 209H243V206H242L241 210H242ZM27 210H28V209H27ZM32 210H33V209H32ZM34 210H35V209H34ZM39 210H40V209H39ZM81 210H83V212H82ZM132 210H133V211H132ZM191 210H192V209H191ZM252 210H253V208H252ZM252 210H251V211H252ZM19 211H20V210H19ZM41 211H42V209H41ZM41 211H40V213H41ZM57 211H58V210H57ZM60 211H61V212H60ZM134 211H135V213H136L137 215L134 213ZM185 211H186L187 213H186ZM189 211H190V209H189ZM192 211H193V210H192ZM220 211H221V210H220ZM238 211H239V210H238ZM243 211H244V210H243ZM0 212H1V211H0ZM24 212H25V211H24ZM27 212H28V211H26V214H27ZM132 212H133V213H132ZM146 212H147V211H146ZM183 212H184V213H183ZM190 212H191V211H190ZM230 212H231V211H230ZM239 212H240V211H239ZM1 213H2V212H1ZM14 213H15V212H14ZM22 213H23V212H22ZM22 213H20V215H21ZM36 213H37V212H36ZM40 213H37V215H39ZM185 213H186V214H185ZM196 213H197V212H196ZM200 213H201V212H200ZM226 213H227V212H226ZM233 213H236V211L232 212V214H233ZM252 213H253V211H252ZM252 213H251V214H252ZM15 214H16V213H15ZM24 214H25V213H24ZM24 214H22V215H24ZM26 214H25V216H26ZM29 214H30V213H29ZM31 214H32V212H31ZM31 214H30V215H31ZM41 214H42L43 216L46 217L47 214H49V213H46V215H45V214L42 212ZM192 214H193V212H192ZM219 214H220V212H219ZM230 214H231V213H230ZM5 215H6V214H5ZM5 215H4V217H5ZM7 215H8V214H7ZM7 215H6V216H7ZM10 215H11V214H10ZM17 215H18V214H17ZM33 215L35 216V214H33ZM194 215H195V213H194ZM194 215H192V216H190V217H192V219H194L193 217L196 216V215H195V216H194ZM203 215H204V214H203ZM253 215H254V214H252V216H253ZM27 216H28V214H27ZM31 216H32V215H31ZM43 216H41V218L44 219V220L41 219L42 221H46V220L48 221V219L51 218L49 215H48L49 218H47V219H46L45 217H43ZM48 216H47V217H48ZM146 216H148V214H147ZM232 216H233V215H232ZM248 216H249V218H250V215H248ZM252 216H251V217H252ZM35 217H36V216H35ZM148 217H150V216H148ZM151 217H152V216H151ZM188 217H189V216H188ZM190 217H189V218H190ZM230 217H231V216H230ZM28 218H29V216H28ZM36 218H37V217H36ZM89 218L92 219V220H94V221H92V220H91V221H88ZM183 218H184V217H183ZM196 218H197V217H196ZM247 218H248V217H247ZM29 219H30V218H29ZM33 219H34V218H33V216H32V220H31V219H30V220L33 221ZM38 219H40L39 216H38ZM152 219H154V218H152ZM231 219H232V218H231ZM231 219H230V220H231ZM250 219H251V218H250ZM8 220H9V219H8ZM35 220H37V219H35ZM35 220H34V221H35ZM55 220H56V219H55ZM55 220H53V221H54L55 223H57L56 221H58V220H56V221H55ZM85 220H86V221H85ZM119 220H121V221L124 220V226H120V225H119V223H118ZM185 220H186V219H185ZM195 220H196V219H195ZM204 220H205V219H204ZM3 221H6V219H4ZM38 221H39V220H38ZM62 221H61L60 223H62ZM84 221H85V222H84ZM134 221H136V225H135V226H138V228L136 227V229H137V231L139 230V233H136L135 228L133 227ZM154 221H155V220H154ZM190 221H191V219H190ZM201 221H202V220H201ZM205 221H206V220H205ZM243 221H244V220H243ZM243 221H242V222H243ZM249 221H250V220H249ZM258 221H259V220H258ZM10 222H11V221H10ZM15 222H16V221H15ZM15 222H14V223H15ZM54 222H53V224H54ZM66 222H67V221H65V223H66ZM68 222L70 223V221H68ZM73 222H72V223H73ZM184 222H185V221H184ZM193 222L196 223L194 220H192V227H193V224H194ZM0 223H1V222H0ZM3 223H4V222H3ZM6 223H7V222H6ZM69 223H67V224H69ZM86 223H85L84 225H86ZM138 223H139L140 227H139ZM187 223H188V220H187ZM197 223H198V222H197ZM248 223H250V222H248ZM261 223H262V222H261ZM45 224H46V223H45ZM49 224H50V222H49ZM67 224H66V228H65L64 225H63V226H64L65 229L68 230L69 227L67 228V226H69L71 223H70L69 225H67ZM76 224L74 223L73 225H76ZM93 224H92V225H93ZM95 224H94V225H95ZM198 224H199V223H198ZM200 224H201V223H200ZM200 224H199V225H200ZM256 224H258V223H256ZM13 225L16 227V223L13 224ZM13 225H11V226L7 225V226L12 227ZM17 225H18L17 227H19V226H21L22 224L19 225V223H18V221H17ZM43 225H44V223H43ZM54 225L57 226V224H54ZM60 225L62 226V224H60ZM60 225H58V226H60ZM77 225H76V226H77ZM87 225H89V224H87ZM94 225H93V226H94ZM97 225H98V227H99V224H97ZM185 225H186V223H185ZM195 225H196V224H195ZM199 225L195 226L194 229L196 230V229L199 227ZM242 225H243V224H242ZM3 226H4V225H3ZM14 226H13V227H14ZM24 226L28 227L27 225H24ZM70 226H71V225H70ZM76 226H75V227H76ZM81 226H83V225H81ZM95 226H96V225H95ZM95 226H94V227H95ZM101 226H100L99 231L101 230L100 232L102 233L103 231H102V229H101ZM151 226H152V225H151ZM174 226H176V227H174ZM187 226H188V225H187ZM249 226H250V225H249ZM261 226H264V224L261 225ZM261 226H260V228H261ZM9 227L6 228V227H1V226H0V229L4 228L3 231H0V248L2 247V249H0V251H3L4 253L9 252V251H13L14 249H13V246H11V245H12V243H13L14 241H16V240L18 239V238H16V240H15V239H10V240H9V241H10L9 244H8V242H6L7 245H5V243L3 244V243L1 242L2 239H3L8 233H9L10 235H12V234H14V235L16 234V235H17V233H19L18 231H17V233H16V231H15V233H12L13 230H14L15 228H13V230H12V228H9ZM26 227H21V229H19V231H20V230H23L22 228H26ZM31 227H32V226H31ZM72 227H73V226H72ZM72 227H71V228H72ZM77 227H78V226H77ZM94 227H92V230H93ZM182 227H183V226H182ZM190 227H191V225H190ZM190 227H189V228H190ZM196 227H197V228H196ZM250 227H253V226H250ZM250 227H249V228H250ZM33 228H34V227H32L31 229H33ZM39 228H40V227H38V229H39ZM59 228H60V227H59ZM71 228H69L70 231H69V230H68V231H69L71 234L74 233V234H72V235H74V236L70 235L71 238H68V237H69V232L66 233V234H65V233H61V235H60L59 237H57L58 239L56 238V239L59 240V241H56V239H55V241H54V237L57 236V235H55V236L49 235L50 229H49V230H47L48 228H47V229H42V230H44V231H46V230L49 231V232H47V233H48L49 237H50V236L53 237V241H52V240H49V239L46 237V238L49 240L48 244L45 245V244H42V243H41V245H39V246L37 245V246H38V247L41 246L40 248H42V249H44V247L46 246V248H48L49 251L51 252V255H52L51 258H52L53 262H55V264H102V261H101V259L99 258V255H98L97 252H96V249H97V251L100 250V251L102 252V250H101L102 248L100 249V247H99V249H98V245H99L100 242H101V241H99V236H98V238H97L98 240H97L95 243L92 242L93 245H91V244L88 245V244H87L89 247H90V246H93V247H90V248L93 249L92 252L89 253L90 248H89L88 246H87L88 248H86V246H85V248H86L87 250L89 249V251H88L89 254H88V255H85V250H86V249H84V248H82V247H83L84 245H86V243H87V239H86V238L89 239V237L92 236V235L89 236V234L92 232L91 229L89 230V228H88V229L85 228V232H84V233H87L86 230H87V231H88V230L91 231V232H88L89 234L87 233L89 237L87 236V234H85V235L87 236V237H86L85 235H82V234L79 233L80 230H79V232H77V230H76L77 228L72 229V230H71ZM83 228H84V227H83ZM90 228H91V227H90ZM152 228H153V227H152ZM159 228L162 229L163 227H159ZM184 228H185V227H184ZM187 228H188V227H187ZM253 228H254V227H253ZM260 228H259V229L257 228L258 230L256 229V226H255V228H254V229L257 230V235H258V231L260 230ZM28 229H29V228H28ZM28 229H27V230H28ZM54 229H56L55 226H54ZM94 229H95L94 232H96L97 229H96V228H94ZM161 229H160V230H161ZM176 229H177V228H176ZM179 229H180V228H179ZM194 229H193V234H192V236L194 235V233L197 234V232H199V231H197V230H196L197 232H196V231L194 232ZM199 229H201V227H200ZM199 229H198V230H199ZM205 229H206V228H205ZM250 229H252V228H250ZM6 230L8 231V233H7ZM17 230H18V228H17ZM24 230H25V232H23V231H21V232H22L23 234H24V233L26 234L27 230H26V229H24ZM29 230H30V229H29ZM29 230H28V232L31 231V230H30V231H29ZM33 230H34V229H33ZM39 230H40V229H39ZM60 230H61V229H60ZM60 230L57 229V232L60 231ZM67 230H66V232H67ZM163 230H164V228L162 229V231H163ZM177 230H178V229H177ZM187 230H188V229H187ZM235 230H236V229H235ZM235 230H232V231H235ZM242 230H243V229H242ZM242 230H241V231H242ZM244 230H245V229H244ZM261 230H262V229H261ZM261 230H260V231H261ZM4 231H6V232H4ZM52 231H53V230H52ZM99 231H98V232H99ZM140 231L142 232V234H141ZM166 231H167V230H166ZM205 231H206V230H205ZM205 231H204V232H205ZM237 231H239V230L237 229ZM241 231H240V232H241ZM1 232H2V233H1ZM3 232H4V233H3ZM54 232H56V231H54ZM57 232H56V233H57ZM60 232H62V230H61ZM75 232L79 233V235H77ZM143 232H144V233H143ZM153 232H154V231H153ZM178 232H179V231H178ZM243 232L248 233L247 235H250V234H249L250 231H249V232H247V231H243ZM255 232H256V231H255ZM30 233H31V232H30ZM30 233H29V234H30ZM58 233H59V232H58ZM58 233H57V234H58ZM84 233H83V234H84ZM104 233H103V234H104ZM166 233H168V231H167ZM170 233H169V234H170ZM181 233H182V232H181ZM183 233H184V232H183ZM191 233H192V232H191ZM200 233H201V232H200ZM206 233H207V232H206ZM23 234H22V235H23ZM27 234H28V233H27ZM31 234H32V233H31ZM44 234H45V233H44ZM52 234H53V232H52ZM59 234H60V233H59ZM67 234H68V236H67ZM75 234H76L77 236H79V237H81L80 235H82L83 238L86 237V238H85V239H86V243L84 242V241H85L84 239H83V241H82V242H84V243H83L84 245H83V244H82V245H76L78 249L75 248V247H74V248H73V247L70 248V246H72V244L69 243V242H72V243L74 242V243H75L76 240H79V239L76 238L75 241H73L72 237L74 238V237H75ZM98 234H99V233H98ZM154 234H155V233H154ZM162 234H164V233H162ZM169 234H166V235H168V237H169V236H170ZM175 234H176V233H175ZM175 234H174V235H175ZM178 234H179V233H178ZM186 234H187V233H186ZM196 234H195V235H196ZM240 234H241V233H239V235H240ZM251 234H252V232H251ZM255 234H256V233H255ZM255 234H254V235H255ZM260 234H261V233H260ZM3 235H4V237H3ZM10 235H8V236H10ZM19 235H21V234H19ZM174 235H173V236H174ZM195 235H194V236H195ZM199 235H202V234H199ZM203 235H204V234H203ZM242 235H243V234H242ZM254 235H252L253 237H251V236H250V237H251V238H254V237L256 236V235H255V236H254ZM44 236H45V235H44ZM102 236H103V235H102ZM110 236H108L109 239H110ZM142 236H143V238H142ZM176 236H177V235H176ZM176 236H175V237H176ZM183 236H184V235H183ZM204 236H205V235H204ZM204 236H203V237H204ZM260 236H261V235H260ZM10 237H15V236H10ZM16 237H17V236H16ZM21 237H22V236H21ZM93 237H95V235L92 236V238H93ZM146 237H147V236H146ZM155 237H156V235H155ZM163 237L165 238V235H164ZM175 237H173V238H175ZM190 237H191V236H190ZM198 237H199V236H198ZM235 237H236V235H235ZM235 237H233V238H235ZM250 237H249V238H250ZM257 237L259 238V235H258ZM257 237H256V239L258 240ZM95 238H96V237H95ZM169 238H170V237H169ZM173 238H172V239H173ZM180 238H181V237H180ZM194 238H196V237H193V239H194ZM206 238H208V237H206ZM206 238H205L204 240H206ZM246 238H247V237H246ZM19 239H20V237H19ZM19 239H18V241H19ZM41 239H42V238H41ZM68 239H69V240H68ZM70 239H71L72 241H71ZM81 239H82V238H80V240H81ZM102 239L104 240V238H102ZM148 239H149V238H148ZM156 239H157V237H156ZM188 239H189V238H188ZM262 239H263V237H262ZM262 239H261V240H262ZM3 240H4V239H3ZM21 240H22V239H21ZM35 240L37 241L36 238H35ZM39 240H40V239H38V241H39ZM42 240H44V239H42ZM42 240H41V241H42ZM48 240H47V241H48ZM80 240H79V241H80ZM90 240H91V239H90ZM90 240H89V243H90ZM95 240H96V239H95ZM100 240H101V239H100ZM167 240H168V239H167ZM167 240H165V241H167ZM180 240H181V239H180ZM198 240H200V239L198 238ZM204 240H203V241H204ZM257 240H255V241H257ZM261 240H260V241H261ZM41 241H39V242H41ZM45 241H46V240H45ZM148 241H149V240H148ZM157 241H158V239H157ZM183 241H184V240H183ZM186 241H187V239H186ZM186 241H185V242H186ZM189 241H190V239H189ZM191 241H193V240H191ZM191 241H190V242H191ZM232 241H233V240H232ZM252 241H253V240H252ZM21 242H22V241H21ZM25 242H26V241H25ZM42 242H44V241H42ZM80 242H81V241H80ZM82 242H81V243H82ZM105 242H106V241H105ZM167 242H168V241H167ZM167 242H166V244H167ZM200 242H201V240H200ZM200 242H199V243H200ZM234 242H235V241H234ZM237 242H238V241H237ZM257 242H258V241H257ZM16 243H17V241H16ZM22 243H23V242H22ZM22 243H21V244H22ZM27 243H28V242H26V244H27ZM32 243H33V245H34V244H37L38 242H37V243H36V242L34 243V240H33ZM32 243H30V244H32ZM46 243H47V242H46ZM68 243H69V244H68ZM144 243H146V241H145ZM170 243H171V242H170ZM194 243H195V242H193V244H194ZM244 243H245V242H244ZM244 243H243V244H244ZM1 244H2V245H1ZM19 244H20V241H19ZM19 244H18V243L15 244V247H16V246L18 247ZM30 244H29V245H30ZM39 244H40V243H39ZM70 244H71V245H70ZM75 244H76V243H75ZM78 244H80V243H78ZM108 244H111V245H112V243H110V242H109ZM149 244H151L150 241H149ZM158 244H159V242H158ZM160 244H161V242H160ZM160 244H159V245H160ZM164 244H165V242H164ZM173 244H174V243H173ZM177 244H178V243H177ZM182 244H183V242H182ZM188 244H191V243L188 242ZM188 244H186V245H188ZM196 244H197V243H196ZM204 244H205V243H204ZM231 244H233V243H231ZM238 244H241V246H242V243H238ZM247 244H248V243H247ZM247 244H246V245H247ZM251 244H252V243H251ZM254 244H255V242H254ZM261 244H262V241H261ZM263 244H264V243H263ZM263 244H262V245H263ZM29 245H28V247H30ZM33 245H32V248L34 249V246H36V245H34V246H33ZM43 245H45V246H43ZM67 245H70V246H69V247H66ZM100 245H101V244H100ZM111 245H110V246H109V245L105 246V247H104L105 249H104L103 251L108 250L109 248H111ZM145 245H147V244H145ZM174 245H175V244H174ZM179 245H180V244H179ZM179 245H178V246H179ZM236 245H237V244H236ZM244 245H245V244H244ZM248 245H249V244H248ZM26 246H27V245H26ZM26 246H25V244H24L23 247L25 248ZM37 246L35 247V249L37 248ZM73 246H74V245H73ZM78 246H79L80 248H79ZM81 246H82V247H81ZM101 246H102V245H101ZM143 246H144V244H143ZM162 246H163V245H162ZM165 246H167V245H164V247H165ZM168 246H169V245H168ZM168 246H167V247H168ZM172 246H173V245H172ZM172 246H171V247H172ZM201 246H202V245H201ZM210 246H211V245H210ZM238 246H239V245H238ZM241 246L238 247V248H239V249H238L239 252H242V251H243V249H241ZM249 246H250V245H249ZM15 247H14V248H15ZM21 247H22V245H21ZM102 247H103V246H102ZM133 247H134V248H133ZM144 247H145V246H144ZM164 247H162V248L164 249ZM167 247H166V248H167ZM173 247H174V246H173ZM182 247H183V245H182ZM207 247H208V245H207ZM233 247H234V246H233ZM26 248H27V247H26ZM26 248H25V249H26ZM72 248H73V249H72ZM81 248H82V249H81ZM112 248H113V247H112ZM115 248H116V247H114V249H115ZM120 248H121V249H120ZM132 248L134 249V251H133ZM147 248H148V247H147ZM160 248H161V247H160ZM160 248H159V249H160ZM166 248H165V249H166ZM169 248H170V247H169ZM176 248H177V247H176ZM183 248H184V247H183ZM194 248H195V246H194ZM205 248H206V247H205ZM243 248H245V247H243ZM17 249H19V248H17ZM29 249H30V248H27V250H29ZM33 249H32V250H33ZM35 249H34V250H35ZM79 249H81V251L84 249V250H83L84 252L82 251L84 254L81 253ZM114 249H112L111 251H113ZM118 249H115V250H118ZM131 249H132V251H131ZM138 249H139V248H138ZM145 249H146V248H145ZM150 249H152V248H150ZM150 249L148 248L149 251H150ZM163 249H160V250L162 251ZM174 249H175V248H174ZM184 249H185V248H184ZM184 249H183V250H184ZM189 249H190V248H189ZM231 249H234V248H231ZM236 249H237V248L235 247V250H233V252H234L235 255H239V252H238ZM19 250H20V249H19ZM21 250H23V248H21ZM34 250H33V251H34ZM36 250H39V248L36 249ZM36 250H35V251H36ZM115 250H114V252H115ZM148 250H147L146 252H148ZM152 250H154V249H152ZM152 250H151V252H153L154 255L156 254V256H157V254L161 253V251H159V250H158V253H156L155 251H152ZM179 250H180V249H179ZM185 250H186V249H185ZM191 250H192V249H191ZM222 250H223V249H222ZM224 250H226V249L224 248ZM240 250H241V251H240ZM15 251H17L16 248H15ZM15 251H14V252H15ZM24 251L26 252V250H24ZM94 251H95V252H94ZM111 251H110V252H111ZM140 251H141V250H140ZM166 251H167V250H166ZM189 251H190V250H189ZM192 251H193V250H192ZM192 251H191V252H192ZM199 251H201V250H199ZM205 251H206V250H205ZM14 252L11 253V254H14ZM19 252H20V251H19ZM28 252H32V251H28ZM106 252H108V251H106ZM125 252H126V253L129 252V255H130V252H134V253H133L132 256L130 255V256H131V257H130V256L126 255ZM151 252H150V255H151V256L148 255V256H150V257L153 256V254H152ZM162 252H163V251H162ZM170 252H171V251H170ZM176 252H177V250H176ZM176 252H175V253H176ZM191 252H190V253H191ZM197 252H198V251H196V253H197ZM218 252L221 253L220 251H218ZM223 252H225V251H223ZM1 253H2V252H1ZM1 253H0V254H1ZM21 253H23V251H22ZM33 253H34V252H33ZM86 253H87V251H86ZM91 253H92V254H91ZM103 253H104V252H103ZM112 253H113V252H112ZM164 253H165V252H164ZM171 253H172V252H171ZM178 253H179V252H178ZM181 253H183V252H181ZM181 253H180V255H181ZM190 253H189L187 256H185V257L182 255V256L184 257V260H185V261H188V260L190 259V257L192 256ZM201 253H202V252H201ZM254 253H255V252H254ZM18 254H19L18 252H17V254L15 253V255H16V259H17V257L19 256ZM96 254H97L98 256H96ZM99 254L102 255L101 253H99ZM106 254H107V253H106ZM106 254H105V255H106ZM108 254H109V252H108ZM108 254H107V255H108ZM127 254H128V253H127ZM148 254H149V253H148ZM166 254L169 255L168 253H166ZM166 254H165V255H166ZM225 254H227V253L225 252ZM231 254H232V253H231ZM257 254H258V253H257ZM5 255H7V253H6ZM8 255H9V254H8ZM110 255H111L112 258L114 257V254H109V256H108L107 258H109ZM173 255H174V254H173ZM184 255H185V254H184ZM198 255H199V254H198ZM198 255H197V256H198ZM206 255H207V254H206ZM206 255H204L203 257L206 258V257H207ZM228 255H229V254H228ZM228 255H227V256H228ZM1 256H2V255H1ZM3 256H4V255H3ZM102 256H104V254H103ZM102 256H101V257H102ZM140 256H141V255H140ZM156 256H153V257H155V258H157V259H159V258L161 257V255H158L159 258L156 257ZM162 256L164 257L163 254H162ZM171 256H172V255H171ZM175 256H176V254H175ZM197 256H196V257H197ZM205 256H206V257H205ZM225 256H226V255H225ZM258 256H259V255H258ZM261 256H262V255H261ZM19 257H20V256H19ZM111 257H110V259H111ZM150 257H149V258H150ZM153 257H152V258H153ZM167 257H168V256H167ZM196 257H195V258H196ZM263 257H264V256H263ZM1 258H2V257H1ZM3 258L6 259L7 257H3ZM3 258H2V259H3ZM14 258H15V257H14ZM20 258H21V257H20ZM20 258H18V259H20ZM24 258H25V257L23 256L22 259H24ZM41 258H42V257H41ZM104 258H105V257H104ZM137 258H138V259L140 258L139 255H138ZM165 258H166V257H165ZM165 258H164V259H165ZM168 258H169V257H168ZM171 258H172V257H171ZM174 258H175V257H174ZM176 258H177V256H176ZM209 258H210V257L207 258V261H206V262H211L210 260H211L213 257H211V259H209ZM229 258H230V257H229ZM16 259H15V260H16ZM28 259H29V257H28L26 260H28ZM31 259H33V258H31ZM95 259H96V260H97V259H100V260H99V261L97 260V261H98V262H97V261H95ZM102 259H103V258H102ZM133 259H134V260H133ZM153 259H154V258H153ZM153 259H150V260L153 261ZM157 259H154V260H157ZM160 259H161V258H160ZM160 259L157 260V261L165 262V261H162V260H160ZM164 259H163V260H164ZM169 259H170V258H169ZM178 259H179V258H178ZM182 259H183V258H182ZM208 259H209V260H208ZM221 259H222V258H221ZM224 259H225V258H224ZM224 259H223V260H224ZM33 260L36 261V259H33ZM42 260H44V262H43L42 264H50V263L46 262L45 257H43ZM132 260H133V261H132ZM140 260H142V256H141V259H140ZM179 260H180V259H179ZM203 260H204V259H203ZM212 260H213V259H212ZM218 260H219V259H218ZM223 260H222V261H223ZM226 260H227V259L224 260V261H225L224 264H227V261H226ZM17 261H19V260H17ZM21 261H22V260H21ZM23 261H24V260H23ZM30 261H31V260H30ZM49 261H50V260H49ZM100 261H101V262H100ZM103 261H106V262H107L108 260H103ZM142 261H143V260H142ZM142 261H140V262L136 261V263L138 262L139 264H140V263L142 264ZM144 261H145V260H144ZM175 261H176V260H175ZM180 261H181V260H180ZM204 261H205V260H204ZM204 261H202V262H204ZM215 261H216V260H215ZM231 261H233V260H231ZM256 261H257V260H256ZM262 261H263V260H262ZM13 262H14V261H13ZM153 262H155V261H153ZM161 262H160V263H161ZM171 262H172V260H171ZM206 262H205V263H206ZM212 262H213V261H212ZM219 262H221V261L219 260ZM14 263H15V262H14ZM33 263H34V261H33ZM116 263H117V262H116ZM122 263H123V262H121L120 264H122ZM138 263H137V264H138ZM155 263H156V262H155ZM155 263H154V264H155ZM157 263H158V262H157ZM157 263H156V264H157ZM160 263H159V264H160ZM169 263H170V262H169ZM185 263H186V262H185ZM205 263H203V264H205ZM257 263H259V262H257ZM260 263H261V262H260ZM36 264H39V263H36ZM103 264H108V263H103ZM117 264H118V263H117ZM143 264H144V263H143ZM146 264H147V262H146ZM161 264H162V263H161ZM165 264H166V263H165ZM170 264H171V263H170ZM178 264H179V263H178ZM183 264H184V263H183ZM199 264H201V263L199 262ZM207 264H209V263H207ZM212 264H213V263H212ZM215 264H216V263H215ZM218 264H220V263H218ZM221 264H223V262H222ZM232 264H233V263H232ZM262 264H263V263H262Z\"/></svg>", "mask_w": 264, "mask_h": 264}, {"label": "crops", "instance_id": "obj_3", "mask_svg": "<svg viewBox=\"0 0 264 264\" xmlns=\"http://www.w3.org/2000/svg\"><path fill=\"white\" fill-rule=\"evenodd\" d=\"M223 2H225V3L227 2L226 3L227 4V8L228 9H231V11H234V13H236V17H240V18L251 17V10L250 9H251V4L254 3V0H223ZM256 3H258V9H259V10H257L259 12L257 13L256 16L257 17H260L261 16V13H264V0H259ZM233 16H234V14H233ZM255 158H257V159L259 158L258 159L259 161L258 160H254L253 157L251 155H249V159L251 160V162L253 161L252 163L254 165L256 164L255 166H258V165H260V163H263L264 162L263 161L264 160V155H262V157H261V155H258V156H255ZM260 175H261V178L264 179V172L262 170H260ZM245 179H246V177H245ZM249 185H250V187H252V185L250 183H249ZM251 204L253 205V207L251 206ZM251 204L249 203V210H250V207H252L253 210H257V211L264 210V207H263V204L264 203L262 205H260V204H253V203H251ZM255 207H257V208H255ZM252 208H251V210H252ZM260 222H263V224H264V220H261ZM263 224L260 223L259 225L261 226ZM262 237H263V239H262ZM260 240L264 243V235H261V238L259 239V241ZM262 247L264 249V244H263Z\"/></svg>", "mask_w": 264, "mask_h": 264}]
</instances>
